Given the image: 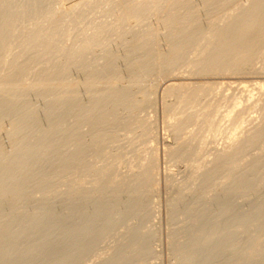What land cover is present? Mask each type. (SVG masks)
Instances as JSON below:
<instances>
[{
  "label": "rangeland",
  "instance_id": "1",
  "mask_svg": "<svg viewBox=\"0 0 264 264\" xmlns=\"http://www.w3.org/2000/svg\"><path fill=\"white\" fill-rule=\"evenodd\" d=\"M24 1V0H23ZM47 1H50L51 2V0H47ZM57 1V2H56ZM61 1V3H62V1H64V0H55V2H54V0H53V2H52V4H50L51 6L53 5V4H55V3H57L56 5H59L58 7H62V5L63 6H65L66 5V3L65 4H63L62 3V5H61V3H59L58 4V2H60ZM96 1V0H95ZM104 2H103V4L104 5H101V3H102V1H98L99 3V5L97 6V8H94V6H91V7H93V9H95L94 11H93V9H92V11L93 12H90V7H89V9L86 11V12H90L91 13V15H93V17H95L96 16V18H95V20L94 21H92V19H91V15H87L88 13H85L86 15V19L88 18V17H90V18H88L87 20H85V21H87V24L86 23H84L85 21H83L82 19H80V23H78L77 21H76V23L79 25V26H81V27H79V26H77V24L76 23H73V20L71 21L73 24H76V27L78 28V29H76V31L78 30V32H76V31H72V33L74 34L75 32H76V34H74V37L72 36V35H70L69 37H71L72 36V38H68V33H70V30H74L75 29V25H73V27L71 26L72 25V23H70V19L68 20V18L66 19H64L65 21H66V23L68 24V25H66L65 23V26H66V28L64 27L63 28V30L64 29H67V26L68 27H70V28H68L67 29V31L66 30H62L63 32L62 33H64L65 34V36H66V32H67V38H68V40L70 41H68L67 40V38L65 39L64 38V36L62 37V39H63V41H62V39L60 40H58V42H57V38L60 36V35H62V33L61 34H59L58 36H57V38L54 36V34H53V36L52 35H49L48 33V36H46V37H50L51 38V36H52V38L54 37V43L56 42V44L58 43L59 44V41H61V42H64V41H66V42H64V44L62 43H60L62 46H60V47H58V46H56V44H54L53 42V45H54V47H56V50L58 49V51H59V48L61 49L62 47L64 48L65 46H67L68 47V49L66 48V49H63L62 50V53L64 52V50H67L66 52H64L63 54H61L60 52H61V50L59 51V55L61 54V56L63 55L64 57L66 56L67 57V54H68V51H69V46L71 45V44H69L68 45V43H72V47H74V48H72L73 50H75L78 46V43H76L78 40H81V39H79V38H77V37H80V38H82L84 35L83 34H85V35H93L92 33H93V31H94V29H97V28H95L96 27V25L95 24H97V23H102L101 25H109L108 27H109V29H107L109 32H110V24L111 23H114V25H116V26H114L113 24V28L115 29V27H119L120 25L119 24H117V23H119V21L117 20L118 19V17H117V15H118V13H117V15L115 14H112V15H110L111 13H109V11L111 12V10H110V8H117L116 6L117 5H119V6H121L122 5V7H124L125 8V5H124V3L127 1V0H111V1H109L108 3H106V0H103ZM123 1V2H122ZM136 1H138V0H136ZM145 1V0H144ZM149 1V0H148ZM190 1V0H189ZM189 1H188V4H187V6L189 5ZM201 1V2H200ZM207 1V0H206ZM205 1V2H206ZM209 1H211V0H208L206 3H207V5L206 6H204L205 4H202L203 3V0H192L190 3H193V4H191L190 6H188L189 8L187 9V6H186V4L184 5V7H186V9L187 10H190L191 11V13H192V10L194 9V8H198V11H199V13L197 12V9H194L193 10V12L196 10V12L195 13H198L197 14V17L195 16L196 14L195 13H192L193 15H194V17H191L190 15H191V13L190 14H188L187 13V15H186V12H187V10H186V12L185 11H183V10H185V8L183 9L181 6H180V8H182V9H180L179 7H177V9L175 8V10L174 11H176V13H178V16L176 15V13H174V11H173V7H171V10L172 11H170V8L168 9V11H170V13H168V11L166 10L165 12H163L162 13V15H160V16H156V15H154L153 13H151V14H153V16L150 18V16H151V14L149 13V20H148V18H145V20H146V22L144 21V17L146 16V17H148L147 15H145L142 19H143V21H142V19L140 20L142 23L144 22V23H146L145 24V26H144V24H142L141 22H137L136 24H135V21H134V23L132 22L133 20L132 19H130L129 21H131V22H129L128 23V21L126 22V23H124L123 25H125V26H123L122 24V27H123V29H125L124 31H123V29L121 30L122 32V34L119 32V31H117V33H113V32H115L114 30L112 31V26H111V31L112 32H110L109 34H111L109 37H110V39H108V41L112 44H110V43H108V45H106L107 43L106 42H108V41H106L105 43V45H102V47L100 46L99 48H105V46L108 48V49H106L105 48V50L104 49H99L98 47H96V48H94L93 50H91L90 52L88 51V55H90L89 57H86V55L84 54V53H79L80 55H81V57L79 56V54L77 55H75V57L77 56H79L80 58H75V57H72L73 59L75 58V60L80 64V67L86 62V63H89L90 62V64L91 65H88L89 67H90V70H89V67H87V66H85V65H87L86 63H85V65H83V66H85V67H87V69L86 68H84L83 66V69L86 71V72H84V70L83 69H80L79 67H78V65H75V63H74V60H72V62H71V60H69V61H67L68 59H66L65 61H62V60H64L61 56H59V60H58V58H57V62L59 63V61H61L59 64H63V63H68V65H66L65 66V69H63L62 71L63 72H61L60 71V69L61 68H63L64 66H62V65H59L57 62H56V60H55V58H56V56H58V55H56V54H54V53H49L48 54V52H45V54H47L46 55V58H45V56H43L44 57V62L41 60V58L39 59V60H41L42 61V64H44V66L45 65H47L46 63L48 62V66H47V68H45L44 66H42L41 65V61H40V64L39 65H41L42 67H40L39 65L38 66H36V64H33L32 63V65H30L32 68H33V70H35L34 72H40L41 70H43V68H44V70L41 72V74H39V73H37V74H35V73H32L31 72V70H30V73H31V77H30V73L28 72V76L26 75L25 77L27 78V79H25L24 78V76H22L25 80H23L21 77H20V79L21 80H23V82L24 83H26V84H24L23 82H21V80H20V82H18V83H20V84H18L17 82V85L16 84H14L13 85V89L11 90L12 92H15V94H17V95H15L14 93H12V94H14V101H13V95L12 94H9V95H11V96H3L2 98H3V102L5 103V101H4V97H7V98H9V99H7V98H5V100H6V103L9 101V100H11V101H13L12 103H11V101H10V107H8L9 105V102H8V104H6V106H5V108L7 107V109L9 110V111H11V109H12V111L10 112V113H13V110H14V106L13 107H11V104H13V103H15L14 105H15V109H17V110H15L14 111V113L13 114H9L8 112V110H6L5 108H4V104L3 103H1L2 102V100L0 101V108L2 109H0L1 111H0V167H1V165H2V169L4 170L5 169V171H7V172H5L6 174H8V175H14V177H17V179L18 178H24V177H26L27 175L29 176V174L31 173V172H33V173H31L30 174V176H32L33 174H34V177L38 174V179H37V181H32L31 182V184L30 185H28V186H26V187H21V189L19 188V190H20V194H22V190H25V191H23V192H25L24 194L25 195H20V199L19 200H17V199H15V198H13V199H11V197H4V200H3V198L1 199L0 198V264H178V263H182V264H264V222H262V221H264V168H262V169H259L257 172H259V173H257L256 172V174H254V176H251V178L253 179H251L250 180V182H252V183H249V186L248 187H246V189L247 188H251L249 191H248V189L246 190L245 188L242 190L239 186H238V177H241V176H244V175H247V172L249 171V168H250V171H251V169H252V165L251 164H254L255 162H257V161H259L260 160V158L262 159V157L264 156V145H262V143L264 144V142H262V143H260V144H258V145H256V146H254V148L252 147V149H257L258 150V148L260 149L262 146V148L263 149H260V152H257L256 153V151H252V149L251 148H249V150L247 149V150H245L244 151V153H247V151L248 152H250V154L252 153L253 155H250V156H247V155H249V153L248 154H244L243 152L241 153V152H239L240 154H241V156L242 157H239L240 156V154L238 153V155L239 156H237L238 158H235V163H237L238 161L237 160H240L238 163L240 164V163H246L245 164V167H246V169L244 168V166H242V167H240V168H242V169H238L239 167L238 166H240L238 163L237 164H235V168H237V169H235V170H237V171H239V173L236 171V172H234L233 171V173H234V175L233 176H235L234 178H231V176L230 177H226V176H222L223 175V171H220L219 172V174H220V176H221V178H223L224 177V180L225 181H227V182H225L227 185H229V184H231L230 186H229V188H228V186L224 183V180L223 179H221L220 178V180H218L219 178V174H218V172L216 171V173L214 174V176H212V174H211V176H209V174H208V167L210 166V164H212L213 165V161H214V166H215V168H216V166L219 164H217V165H215L216 164V160H217V158H216V156L215 155H218L217 153H219V154H221V149H223L225 146H226V144H227V139H229L228 137H234L237 133H239V132H244V130H243V128H238V129H236V127H234L235 126V124L237 125V123L236 122H241V121H239V120H241V119H243V121L245 120L244 118H246L247 120H245V124H244V122H242L244 125L242 126V127H244L245 128V131H246V129H252L251 131V135L253 134V132L256 130L255 128H257L258 126L257 125H259V127H260V124H259V122L262 124L261 125V127H263V124H264V122L262 123V118H263V121H264V109L262 110V112H261V109L263 108V106H264V94H261L262 92L264 93V91H261L260 90V85H259V83L260 84H262V83H264V74H263V72H264V55H262L261 56V58H258V59H260V60H256V62H255V64H254V68L256 69V71L255 72H251L252 74H250V72L249 71H246V73H248L249 72V74H245V72L242 70V72L244 73V74H242L241 73V75H239L240 74V72L239 71H237L236 72V74H238V75H235L234 73H232V71L230 72V73H226L225 74V76H224V74H220L219 76H218V74L219 73H216V75L215 74H213V75H211L210 76V74H209V76L208 75H202V76H199V75H201L200 73H197V71H196V67L192 64L193 63V61H195V60H197L196 58H195V56L197 57V55L196 54H193V52L195 53V51H196V53L197 54H199L198 55V57L200 56V54L201 55H203V56H205V55H207V53H208V50L207 51H205V46H206V44H207V41H208V39L210 38V42H212L213 40L215 41L216 40V38H214L213 36H212V34H215V32H213L216 28H219V29H216V31L218 32H216L217 34H219V31H220V28H221V30L222 29H224V28H226L227 27V25H228V23H231V20L234 18V16L236 15H238L240 12H238V11H241V9H242V7H243V9H245V8H247L250 4H251V0H231V1H229L228 2V0L226 1L228 4L230 3V2H232V3H230L231 5L233 4H235V3H239V5L237 4L236 6L239 8H237L236 6H235V8L234 9H238V11H237V13L235 12L236 10H234L233 8H232V6H230V4H229V6L227 5V3L225 2V3H223L225 0H222V2L220 1V0H214V2L212 1V2H209ZM222 3V5L224 4V6H222L221 4H220V2ZM236 1H238V2H236ZM247 1H249V2H247ZM64 2H66V1H64ZM111 2H114V4L113 3H111ZM117 4H116V3ZM120 2V3H119ZM140 2H142L141 0H140ZM209 2V3H208ZM217 2V3H216ZM46 3V2H45ZM44 3V4H45ZM47 3H49V2H47ZM46 3V4H47ZM75 3V4H74ZM73 4H72V2L68 5H66L67 7H69L70 6V9H69V11L71 10L72 12H73V10L75 11L76 10V8H79L78 7V3L77 2H74ZM76 3H77V5H76ZM106 3V4H105ZM110 3V4H109ZM143 3V2H142ZM212 3H214V4H212ZM215 3L217 4V5H220V6H222V7H226L225 5H227L228 7H227V10H225L226 8H223V10H225L224 11V14H223V16H221L222 15V13L220 14V11H217V9L219 10V8H220V6H217V5H215ZM219 3V4H218ZM249 5H248V4ZM45 4V5H46ZM112 4L114 5L113 7H112ZM121 4V5H120ZM196 4V5H195ZM202 4V5H201ZM211 4V5H210ZM241 4V5H240ZM242 4H243V6H242ZM49 5V4H48ZM56 5H53V7L55 6V7H57ZM73 5H75V6H73ZM96 5H97V1H96ZM100 5H101V7L103 8L104 6L106 7H104L103 8V10H102V8L100 7ZM124 5V6H123ZM199 5H200V7H199ZM244 5L245 6H247V7H244ZM73 6V8H71ZM109 6H110V8H109ZM118 6V7H119ZM201 6H202V8H201ZM208 6V7H207ZM216 6V7H215ZM122 7H119L120 8V12L122 11V13H123V10L124 9H122ZM190 7H193V9L191 10L190 9ZM204 7H205V9H204ZM207 7V8H206ZM212 7V9L215 11V20H214V18L211 16V18L212 19H209L210 17V13L212 14V12L214 13V11L212 10V9H210V8ZM217 7H219V8H217ZM221 7V8H222ZM100 10H99V9ZM108 8H109V11H106V10H108ZM215 8V9H214ZM228 8L231 10H234V12H229V10H228ZM209 10V12H208V10ZM242 9V10H243ZM97 10V11H96ZM102 10V11H101ZM179 10V11H178ZM180 10H181V12H183V13H181L180 12ZM221 10V9H220ZM96 11V12H95ZM200 11H202V12H200ZM205 11V12H204ZM95 12V13H94ZM99 12H101V14L102 13H104L103 15H104V18L102 17H100L101 16V14H99ZM107 12V13H106ZM173 12V13H172ZM209 13L208 15L206 14V15H204L205 13ZM217 12V13H216ZM93 13V14H92ZM96 13H97V15H96ZM167 13V14H166ZM185 13V14H184ZM219 13V14H218ZM228 13L230 14V15H232V17H231V20H229V21H227L228 19H227V15H228ZM98 14H99V16H98ZM108 16H107V15ZM169 14L171 15V16H174L173 14H175V17H178L177 19H176V23H172L171 21L170 22H167V15H168V17H169ZM182 16H181V15ZM200 14V15H199ZM95 15V16H94ZM102 15V16H103ZM110 15V16H109ZM165 15V16H164ZM185 15L186 16H190V18H193L192 20L190 19V22H192L193 21V26L197 23V25H200V26H194V27H192V26H190V22H189V20H187V18L188 17H185ZM192 15V16H193ZM199 15V16H198ZM224 15L226 16L225 17V19H223L224 18ZM234 15V16H233ZM116 16V17H115ZM201 16H202V18H201ZM219 16H221L220 18H222L223 20H225V21H223L222 19H221V21H222V23H221V21H220V18H218ZM97 17H99V18H97ZM157 18L156 20H155V18ZM161 19H160V18ZM164 17H166V18H164ZM209 17V18H208ZM106 18V19H105ZM109 18V19H108ZM115 18V19H114ZM117 18V19H116ZM183 18H184V20H183ZM194 18H195V20H194ZM196 18L200 21V19H201V21L200 22H202V23H200V24H198V20H196ZM207 18H208V20H207ZM218 18V19H217ZM89 19H91V21L92 22H90L89 21ZM99 19H101V20H99ZM102 19H104V20H102ZM112 19V20H111ZM164 19H166V22H167V26H169L168 25V23H170V25H172L171 26V29L169 28V27H167V28H164V27H166V25H164L166 22H163L162 23V21H165ZM182 19V20H181ZM185 19H186V21H185ZM218 21H217V20ZM63 19H62V21H64ZM106 20V21H105ZM162 20V21H161ZM213 21L214 22V24L213 25H211V24H209L208 22L209 21ZM64 21V22H65ZM69 21V22H68ZM98 21V22H97ZM157 21V22H156ZM169 21V20H168ZM182 21V22H181ZM194 21H196L195 22V24H194ZM207 21V22H206ZM216 21H217V23H221V25L220 24H217L216 23ZM220 21V22H219ZM227 21V22H226ZM75 22V21H74ZM90 22V23H89ZM95 24H94V23ZM105 22H108V23H104ZM117 22V23H116ZM164 25H162L161 23ZM178 22V23H177ZM183 22H186V23H184L183 25H182V23ZM188 22V23H187ZM224 22H226V23H224ZM27 23V24H26ZM71 25H70V24ZM81 23H83V24H81ZM92 23V24H91ZM132 23V24H131ZM147 23L149 24L148 26H147ZM207 23V24H206ZM215 23H216V25H215ZM63 24V25H64ZM81 24V25H80ZM86 24V26H84ZM88 24H90V27L92 28V33L91 32H89L88 30L89 29H91L90 27H89V25ZM94 24V25H93ZM135 24V25H134ZM142 24V25H141ZM152 24V25H151ZM178 24H181V26L182 27H180V25H178ZM185 24H188V25H186V27H192V29H189L190 31L188 32V29L187 28H185L184 26H185ZM209 24V25H208ZM223 24H226V25H223ZM22 25V28H23V26L24 25H26L25 27H27L28 28V26L27 25H30V23L28 24V22H24V24H21ZM87 25H88V27H87ZM92 25L93 26H95L94 27V29H93V27H92ZM98 25H100V24H97V27H98ZM119 25V26H118ZM131 25V26H130ZM138 25V26H137ZM139 25H140V27H139ZM154 25V26H153ZM217 25H218V27H217ZM136 26V27H135ZM176 26H178V27H176ZM203 26V27H202ZM205 26V27H204ZM206 26H207V28L208 27H210V28H206ZM216 27V28H214L213 29V27ZM224 27V28H222V27ZM24 27V28H25ZM30 27V26H29ZM83 27H87L86 29H87V32H86V29H84ZM106 27V26H105ZM107 27V28H108ZM134 27V28H133ZM146 27V28H145ZM152 27V28H151ZM173 27V28H172ZM184 27V28H183ZM195 27H196V31H201L202 29H205L204 30V32H203V30L201 31L202 33H200V32H198L199 33V35L198 34H196V31L194 30L195 29ZM198 27V28H197ZM200 27H202V29H200L199 30V28ZM83 30H82V29ZM136 28V29H135ZM139 30H138V29ZM144 28V29H143ZM149 28H151V29H149ZM153 28H154V30L156 31H154L153 30ZM159 28V29H158ZM168 28H169V30H170V32L172 31V30H174L175 28H176V30H175V32L174 31H172V32H174V34H171V33H169L167 30H168ZM181 28V29H180ZM185 30H183V29ZM20 29H21V26H20ZM79 29H81V31H79ZM118 29V28H117ZM129 29V30H128ZM132 29V30H131ZM145 29L146 30H148L150 33H151V36H152V34L154 35V33H152L153 31L156 33V35H154V37H153V39H151V41L150 42H153V44H154V42L156 41L157 42V40H158V42L156 43V45L154 44V46H155V49H151V48H154V46L153 45H150V42L148 41V40H145V38L147 39L148 38V36L146 37V35H149V38L151 37L150 36V34H146L145 36L143 35V34H145L146 32H148V31H145ZM167 29V30H166ZM179 31H178V30ZM187 29V30H186ZM213 29V30H212ZM106 30V29H105ZM131 30V31H130ZM138 30V31H137ZM142 30H144L143 32H141ZM151 30H152V32H151ZM161 30V32H159ZM182 30L184 31V32H182ZM82 31H85L84 33L82 32ZM135 31H136V33H135ZM139 31L142 33H139ZM158 31V32H157ZM163 31H164V33H163ZM187 31V33L189 34V35H187L185 32ZM195 31V32H194ZM209 31V33H207ZM96 32V33H95ZM95 32H94V35L95 34H97V30H95ZM119 32V33H118ZM125 32V33H124ZM166 32H168L169 33V35L171 34V36H168V37H170V40H168L169 38H167V34H166ZM177 32H179V34L177 33ZM180 32L182 33V35H183V33H185L184 34V36H180L181 34H180ZM192 32H194V35L196 34V36H197V40H195L196 38V36H192V38H194V40H192V43H194V41H196V42H198V43H194V44H192L193 46V48L194 49H196L195 51H194V49L191 47V44L189 43H186V40H184L185 38H186V36H190V35H192ZM207 33V34H205V35H201V34H204V33ZM210 32H212V34H211V36L210 37H208V36H206V35H210ZM79 33H82V34H79ZM106 33H108L107 31H106ZM127 33H129V34H127ZM131 33V34H130ZM159 35H158V34ZM163 33V34H162ZM176 33L178 34V36L180 37H178L177 35H176ZM71 34V33H70ZM77 34H79V35H83V36H77ZM119 34V35H118ZM120 34H121V36H120ZM123 34H125V35H127L126 37H125V39H124V35ZM135 34H137L138 35V37H136V35ZM140 34H141V36H140ZM217 34H215L216 36H217ZM123 35V36H122ZM131 35H132V37H131ZM76 36V37H75ZM108 36H107V38H108ZM115 36V37H114ZM118 36V37H117ZM155 36H157V37H155ZM173 36V37H172ZM203 36V37H202ZM207 37V39H206V41H205V38ZM120 37V38H119ZM134 37V38H133ZM140 37H141V41L139 40L140 39ZM144 37V38H143ZM164 37V38H163ZM174 37H178L180 40H173V39H175ZM198 37H201L200 39H198ZM205 37V38H204ZM211 37H212V39H211ZM49 38V39H50ZM59 38H61V36L59 37ZM115 38V39H114ZM117 38V39H116ZM128 38V39H127ZM130 38V39H129ZM137 38H138V40H137ZM142 38L146 41V43H145V41L143 42V40H142ZM155 38V39H154ZM184 38V39H183ZM189 38H191V36L190 37H188L187 39H189ZM16 39H17V36H16ZM15 38H14V41L16 40ZM22 39V40H21ZM72 39V40H71ZM73 39H78L76 42H74L73 41ZM135 39H136V42H140V44H139V46H138V43H137V45H136V42H135V45H134V41H135ZM202 39V41H203V43L201 44L200 42H202V41H200ZM204 39V40H203ZM113 40V41H112ZM114 40H117V42H115ZM121 40V41H120ZM152 40H154V41H152ZM168 40V41H167ZM199 40V41H198ZM13 41V40H12ZM11 41V42H12ZM68 41V42H67ZM133 41V42H132ZM213 41V42H214ZM217 41V40H216ZM21 42H23V38H21V37H19L16 41H15V43L13 42L12 43V49L13 50H15V51H18V49H16V48H18V46H21ZM79 42V41H78ZM123 44H122V43ZM127 42V43H126ZM147 42H149L148 43V45L151 47H149L148 45L147 46H145L146 44H147ZM168 44H167V43ZM169 42H171L172 44H174V45H177V44H175V43H179L181 46L182 45H184V46H182V47H185L184 48V50L186 51L187 49H186V46L185 45H187L188 44V46H189V52H191L192 51V49H193V52L192 53H189V55L191 54H193V58H187V56H188V53L187 54H185V55H183V56H186V58H182V61H180L181 62V64H180V62L177 64L178 65V67H179V65H180V67L179 68H177L176 66H174L173 68H166V67H164V66H162L161 64H160V61L158 60L157 61V59L156 60H154L153 58L152 59H150L148 56H147V54H148V52H147V49H149L150 51H149V53L150 54H152L153 56H154V54H159L160 52L162 53V54H165V55H167V54H169V52L172 50V48H173V46H172V44H171V46H170V49H169ZM204 42L206 43L205 44V46H204ZM208 43L209 45H210V47H211V49L209 50V52H211L212 51V45H211V43ZM67 43V44H66ZM74 43L75 44H77L76 46H74ZM131 43V45L129 46V44ZM143 43H145V44H143ZM165 43V44H164ZM184 43V44H183ZM186 43V44H185ZM202 45H200V44ZM215 43L216 42H214V44L213 45H215ZM178 44V45H179ZM197 44H199V45H197ZM207 44V45H208ZM122 45V46H121ZM127 45V46H126ZM142 45H144L143 47H142ZM208 45V46H209ZM104 46V47H103ZM137 47V49L136 48H134V47ZM141 46V47H140ZM159 46V47H158ZM166 46V47H165ZM196 46V47H195ZM127 47V48H126ZM130 47V48H129ZM146 47V48H145ZM156 47H158L157 49L158 50H160L159 51V53L157 52V50H156ZM201 47V48H200ZM203 47H204V51H205V55L204 54H202L204 51H203ZM207 47V46H206ZM98 48V49H97ZM133 48V49H132ZM138 48H141V49H139L138 50ZM160 48V49H159ZM201 49L202 51H200V50H198V49ZM207 48H209V47H207ZM206 48V49H207ZM163 49V50H162ZM13 50H12V52H13ZM21 50V47L19 48V51L18 52H16V54L17 53H19V52H21L20 51ZM96 50H98L97 52H96ZM108 50V51H107ZM136 50H138V51H136ZM152 50H154V51H152ZM155 50H156V52H155ZM15 51H14V55H15ZM70 51H72V50H70ZM94 52L93 54L91 53V52ZM102 51H104V52H102ZM112 51V52H111ZM143 51V52H142ZM152 51V52H151ZM198 51H199V53H198ZM114 52V53H113ZM135 52V53H134ZM146 52H147V54H146ZM168 52V53H167ZM201 52V53H200ZM207 52V53H206ZM91 53V54H90ZM126 53V54H125ZM43 54V53H42ZM41 54V55H42ZM51 54V55H50ZM53 54V55H52ZM65 54V55H64ZM85 55L84 56V58H82V56L83 55ZM95 54V55H94ZM102 56H101V55ZM106 54V55H105ZM109 54V55H108ZM110 54H114V56H112V55H110ZM117 54V55H116ZM131 56H130V55ZM264 54V53H263ZM38 56V58L39 57H42V56ZM44 55V54H43ZM48 55H50V57L48 56ZM56 55V56H55ZM87 55V56H88ZM93 55V56H92ZM116 55V56H115ZM129 55V56H128ZM150 56V57H153V56ZM191 55H190V57H191ZM53 56V57H52ZM137 56V57H136ZM140 56V57H139ZM143 58H142V57ZM49 57V58H48ZM60 57H61V59H60ZM94 57H96V58H94ZM100 57V58H99ZM139 57V58H138ZM189 57V56H188ZM197 57V58H198ZM263 57V58H262ZM12 57H10V59H11ZM52 58H54V59H52ZM87 58H89L88 60H87ZM119 58V59H118ZM137 58V59H136ZM195 58V59H194ZM47 59H49L48 61H47ZM80 59H82V60H84L83 61V64L81 65V63H80ZM99 59V60H98ZM111 59V60H110ZM116 59H118V60H116ZM134 61H133V60ZM188 61V60H192L191 62L192 63H189L190 61H186V60ZM194 59V60H193ZM262 59V60H261ZM27 60V59H26ZM51 60H52V62H54L55 61V63L58 65V66H60V67H58V66H56V67H58L57 68V70H55L56 68H54L53 69V65H52V63H51ZM80 60V61H79ZM91 60V61H90ZM98 60V61H97ZM107 60H110V62L109 61H107ZM140 60H143V62L144 63H142V61H140ZM149 60V61H148ZM89 61V62H88ZM96 61V62H95ZM129 61H131V62H129ZM136 61V62H135ZM152 61H154V62H152ZM261 61V62H260ZM22 62V61H21ZM70 62H71V65H70ZM82 62V61H81ZM92 62V63H91ZM115 62V63H114ZM126 62V63H125ZM147 62H149V63H147ZM156 62H158V63H156ZM182 62H184L183 64H182ZM185 62H187V63H185ZM35 63H37L38 64V62H35ZM49 63H51L50 65H51V67H52V69L53 70H55V71H53L52 69H51V67H50V65H49ZM54 63V65H56ZM78 63H76V64H78ZM97 63H98V65H97ZM100 63V64H99ZM107 63H109L110 65L108 66L107 65ZM114 63V64H113ZM134 63V64H133ZM136 63V64H135ZM141 63V64H140ZM151 63H154V65L153 64H151ZM258 63V64H257ZM113 64V65H112ZM119 64V65H118ZM142 64H145V65H142ZM156 64H158V65H156ZM187 64V65H186ZM65 65V64H64ZM73 65H75V68H74V66ZM92 65L94 66V67H92ZM97 65V66H96ZM99 65H101V66H99ZM131 65V66H130ZM134 65H136L135 67H134ZM140 65V66H139ZM142 65V66H141ZM147 65V66H146ZM150 65H152L153 66V69L152 70H149V71H146V70H148L149 68L151 69L152 67L150 66ZM191 65V66H194V68H189V66ZM29 66V69L31 68ZM33 66H36V68H42L41 70L40 69H34V67ZM72 66H73V68H72ZM76 66L78 67V69L76 68ZM143 66L145 67V71H144V68H143ZM150 66V67H149ZM157 66V67H156ZM160 66H162V68L160 67ZM49 67V68H48ZM66 67H69L70 69H71V72L70 71H68L69 70V68H68V70H67V68ZM81 67V68H82ZM98 67V68H97ZM101 67L103 68V69H101ZM108 67V68H107ZM134 67V68H133ZM143 68V69H141V68ZM164 67V68H163ZM182 67V69H183V72L181 71V68ZM186 67V68H185ZM31 68V69H32ZM96 68V69H95ZM140 68V69H139ZM184 68H185V70H184ZM187 68H189L188 70H187ZM259 68H262L263 69V72H261L262 71V69H259ZM45 69H47V71L45 70ZM50 69V71H48ZM94 69V70H93ZM131 69V70H130ZM138 69V70H137ZM158 69H159V71H158ZM164 69H166V70H164ZM168 69H169V71H168ZM172 69V70H171ZM176 69H177V71H176ZM32 70V71H33ZM40 70V71H39ZM58 70H59V72H58ZM75 70V71H74ZM78 70V71H77ZM83 70V71H82ZM91 70H93L92 72H91ZM96 70V71H95ZM127 70V71H126ZM161 70V71H160ZM170 70L171 71H174L175 70V73L174 72H170ZM196 72H195V71ZM258 70L261 72H259L258 73ZM7 70L5 69V71L3 72L5 75L7 74V72L9 73V70L6 72ZM51 71H53V72H51ZM56 71L59 73V75H61L62 73H63V79H62V76H61V80L63 81H66L65 83H64V81L62 82L65 86H66V88H68L67 86H71L72 84L71 83H74V84H76V85H72V87H73V89L75 88L76 90L75 91H77V92H75L73 89H72V91H74V92H70V90H71V87H69V90H63V89H65V86H63L62 85V83L61 84H59L60 82H61V80L59 79V75L57 76V77H55V74L57 75L58 73H56ZM70 72V74L68 73V72ZM112 71V72H111ZM123 71H124V73H123ZM129 71H131V72H129ZM142 71V72H141ZM151 71V72H150ZM154 71V72H153ZM165 71V72H164ZM192 71V72H191ZM193 71H194V73H197V75L196 74H193ZM6 72V73H5ZM50 73L49 75H51V77H52V75H53V73H55L54 74V79H53V77L51 78L49 75H47L48 73ZM64 72H66L67 74H69L70 76H71V78H69V75H68V79H70L71 80V82L69 81V80H67V78L65 77V75L64 74H66V73H64ZM80 72H83V73H80ZM89 72H91V73H89ZM104 72H105V74H104ZM121 72V73H120ZM136 72V73H135ZM145 72V73H144ZM148 72V73H147ZM164 72V73H163ZM179 72V73H178ZM184 74V75H181L182 73ZM186 72H190L192 75H190V73L188 74V73H186ZM108 73V74H107ZM120 73V74H119ZM132 73H134V74H132ZM138 73V74H137ZM151 73V74H150ZM156 73H157V75H156ZM187 74V76H186V74ZM253 73H256V74H253ZM42 74H43V76H44V74H46L47 76H49L48 77V79L46 80V81H48L47 83H48V85H47V83H45L46 85H47V87H45L46 85L44 84V86H42L43 85V83L40 81L41 79H40V77L42 76ZM66 74V75H67ZM89 74V75H88ZM95 74H96V76H95ZM101 74H102V77H101ZM104 74V75H103ZM111 74V78H110V75ZM112 74H114V75H112ZM144 74V75H143ZM146 74H148L147 75V77H146ZM159 74H160V76H159ZM163 74V75H162ZM168 74V75H167ZM170 74V75H169ZM177 74H179V76H177ZM230 74V75H229ZM233 74V75H232ZM34 75H36L37 77L39 76V75H41V76H39L38 78L36 77V76H34ZM45 75V76H46ZM82 75V76H81ZM122 75V76H121ZM134 75V76H133ZM141 75V76H140ZM171 75H172V77H171ZM181 75V76H180ZM246 75V76H245ZM74 76V77H73ZM99 76V77H98ZM108 76V77H107ZM113 76V77H112ZM121 76V77H120ZM138 76L139 77H141V78H138ZM149 76V77H148ZM153 76V77H152ZM189 76H190V78H189ZM204 76V77H203ZM213 76V77H212ZM235 76V77H234ZM33 77H34V80H35V78H36V81L35 82H29L28 80H29V78H30V80L32 79V81H34L33 80ZM129 77V78H128ZM145 77V78H144ZM175 77V78H174ZM56 78V79H55ZM96 78V79H95ZM113 78V79H112ZM115 78H118L119 80H117L116 79V81H115ZM127 78V79H126ZM135 78V79H134ZM159 78V79H158ZM214 78V79H213ZM39 79V81H40V83L41 84H37L38 83V80ZM57 79H59V80H57ZM66 79V80H65ZM106 79V80H105ZM110 79V80H109ZM125 80V81H123V80ZM129 79H130V81H129ZM157 79V80H156ZM188 79V80H187ZM27 80V81H26ZM50 80H52V82L50 83ZM55 80L57 81V82H59V83H57V84H53L54 82H55ZM76 80V81H75ZM98 80H100V81H98ZM104 80H105V82H104ZM113 80V81H112ZM159 80V81H158ZM42 81H45V80H42ZM45 81V82H46ZM136 81V82H135ZM29 82V83H28ZM67 82H70V84L69 83H67ZM89 82V83H88ZM100 82V83H99ZM116 82V83H115ZM159 82V83H158ZM174 82H177V84L176 85H181L180 83H183V85L185 86L187 83L189 84V83H191V84H189V85H191L190 87H187V88H189V89H186V87L184 88L185 89V91L187 92L186 94L185 93H183L184 92V90H180V92L181 91H183V92H181V93H179V91H177L176 93H171L170 94V85H173V83ZM204 82H206L207 84L208 83H211L212 84V86H210L211 84H209V85H203V84H205ZM22 83V84H21ZM67 83V84H66ZM125 83V84H124ZM140 83V84H139ZM198 83H200L199 85L200 86H205V87H203V91H202V89H201V87L200 88H198ZM219 83H221L220 84V86L221 85H223V86H221V88L220 89H222V90H219ZM223 83V84H222ZM228 83V84H227ZM235 85H234V84ZM60 85V87H62V88H60L62 91V93H63V91L66 93H68V95H67V98L65 97V93H63L62 95L65 97V100H67V102H65L64 100H62V99H64V97H61V95L59 94H57L56 95V93L55 92H59L60 93V91H58L57 89H56V87L55 86H58L59 87V85ZM79 84V85H78ZM90 84V85H89ZM107 84V85H106ZM109 84V85H108ZM111 84V85H110ZM127 84V85H126ZM129 84V85H128ZM132 84V85H131ZM175 84V83H174ZM186 85V86H189V85ZM194 84V85H193ZM214 84V85H213ZM218 84V85H217ZM225 84H227V85H225ZM241 84V85H240ZM245 84V85H244ZM24 85V86H23ZM82 85V86H81ZM89 85V86H88ZM133 85H135V86H133ZM152 85V86H151ZM157 85V86H156ZM239 85V86H238ZM16 86H17V88H18V91H17V88H16ZM21 86H23V87H26V88H23V87H21ZM33 86V89H29V88H31ZM34 86H38L37 88H38V90L39 89H41V88H43L44 87V90H40V93L39 92H36V91H38L37 89H36V91H35V87ZM40 86H42V87H40ZM48 86L50 87V88H52V86H53V88L55 87V90H57V91H55L54 90V93H55V95H56V97L54 96L53 97V95L51 96L50 94L53 92L52 91V89H50V88H48ZM96 86H97V88H96ZM121 86V87H120ZM169 86V87H168ZM192 86L194 87V88H198V89H200L202 92H205V90H209L211 93H209V95L207 94L206 95V93H208L207 91H206V93H205V95L200 91H198L197 90V88H196V90L197 91H195L194 90V88H193V90L195 91V93H196V95H197V97H198V95L200 96V98L201 99H199V98H197L196 97V95L194 94V93H192L193 91H191L192 90ZM231 86V87H230ZM237 86V87H236ZM248 86V87H247ZM250 86V87H249ZM23 88L22 89V91L24 92H22L21 91V88ZM27 87H29V88H27ZM40 87V88H39ZM57 87V88H58ZM93 87H94V89H93ZM113 87V88H112ZM126 87V88H125ZM129 87V88H128ZM134 87V88H133ZM155 87V88H154ZM207 87H211L212 89L210 90V89H208ZM241 87V88H240ZM16 88V89H15ZM20 88V89H19ZM45 88H47V89H50L51 91H50V93L48 92V91H45L46 89ZM78 88V89H77ZM101 88H104V89H101ZM107 88V89H106ZM127 88L129 89V91L127 92V93H129L130 92V96L132 97H134V95H136L135 96V98L134 99H138L137 101H139V103H142V101H143V103L141 104L142 106L143 105H145V106H139L140 104L138 103V102H135L134 101V99L133 100H131V101H133V102H131V104L132 105H134V103H135V105H136V107L137 106H139V108L140 109H138V108H136L135 106H134V108H136V109H138V111H136V109L135 110H133V112H131L132 110L131 109H133L132 108V106H131V104L130 105H128L127 104V102L128 103H130L129 101V99H130V96H129V94H128V96H129V99H128V101H127V99H125L124 101H123V99H124V97H123V95L125 94H127L126 92H125V90L123 91V89H126V91H127ZM149 88V89H148ZM204 88H206V89H204ZM226 88V89H225ZM26 89H28V91L26 90ZM59 89V88H58ZM92 89H93V91H92ZM112 89H113V91H112ZM148 91H147V90ZM167 89V90H166ZM169 89V90H168ZM191 89V90H190ZM225 89V90H224ZM228 89V90H227ZM16 90V91H15ZM104 90V91H103ZM215 90V91H214ZM220 91V92H218V91ZM231 90V91H230ZM19 91H20V95L23 93V95L25 94L27 97L25 98V96H23V97H21L20 98V95L18 96V94H19ZM31 91V92H30ZM33 91H35V93L33 92ZM48 92V94L49 95H47L45 92ZM115 91V92H114ZM119 91H121V93H122V91H123V93L121 94ZM150 91V92H149ZM189 91H190V93L192 94V95H194V97L193 96H191V94L189 93ZM225 91H227V92H225ZM260 91H261V93H260ZM18 92V93H17ZM29 94H28V93ZM42 92H44V93H42ZM69 92L71 93V94H69ZM92 92V93H91ZM137 92V93H136ZM199 92V94H197ZM214 92V93H213ZM216 92V93H215ZM222 92V93H221ZM223 92H225V93H223ZM231 92H232V94H231ZM235 92V93H234ZM11 93V92H10ZM53 93V94H54ZM76 93V94H75ZM106 95H105V94ZM146 93V94H145ZM155 93V94H154ZM202 93V95H200ZM214 94V96H213V94ZM219 94V96L221 97H219L218 96V94ZM221 93V94H220ZM227 93V94H226ZM234 93V94H233ZM238 93V94H237ZM35 94V95H34ZM38 94H40V96H38ZM42 94H44L43 96H42ZM74 94L76 95V97H73L74 96ZM80 94H81V96H80ZM87 94H89V95H87ZM90 94H91V96H90ZM113 94H115V95H113ZM119 94V95H118ZM132 94V95H131ZM154 94V95H153ZM165 94L167 95V96H165ZM177 95V97H175V95ZM181 94H183L182 96L183 97H186L188 100H186V98H179L180 96H181ZM212 94V95H211ZM226 94V96H228L229 97V99H228V97H224L223 95H225ZM260 94H261V97H260ZM71 95H73L72 96V98H71ZM122 96L123 97V99L121 98V96H120V98H121V100L118 102V104H116L117 102L116 101H118L117 99H118V96ZM140 95V96H139ZM172 95H174V96H172ZM180 95V96H179ZM186 95V96H185ZM187 95L189 96V97H187ZM210 95L212 96L211 98H210ZM238 95V96H237ZM16 96H18V97H16ZM32 96V97H31ZM71 98H69V97ZM96 96V97H95ZM101 96V97H100ZM116 96H117V99H115L116 98ZM127 96V95H126ZM128 96L127 97H125V98H128ZM139 98H138V97ZM179 96V97H178ZM192 97V99L194 98L195 99V97H196V99H198V100H201V101H196V99H195V101H194V99L193 100H191V97ZM203 96H204V100H203ZM207 96H208V98H207ZM234 98H236V99H234ZM237 96V97H236ZM11 97V98H10ZM49 97V98H48ZM52 97V98H51ZM90 97V98H89ZM100 97V98H99ZM104 97V98H103ZM114 97V98H113ZM132 97V98H133ZM147 97V98H146ZM175 97V98H174ZM205 97H206V100H208L207 102H206V100H205ZM215 97L217 98V99H215ZM234 99H232V98ZM261 99H263L262 100V104H263V106H258L259 105V103H261V100H260V98ZM263 97V98H262ZM1 98V96H0V99H2ZM17 98V99H16ZM19 98V99H18ZM23 98H25V100L23 99ZM44 98V99H43ZM56 99L55 101H54V99ZM59 98V99H58ZM62 98V99H61ZM74 98V99H73ZM77 98V99H76ZM101 98H102V100H101ZM119 98V99H120ZM131 98V99H132ZM167 98V99H166ZM172 98V99H171ZM177 98H179L178 100H177ZM214 98V99H213ZM220 99V102L218 101L219 99ZM224 98V99H223ZM23 99V100H22ZM32 99V100H31ZM53 101H52V100ZM60 99L62 100V101H64L63 103L60 101ZM106 99V100H105ZM110 99V101H114V103L117 105L116 106V108L117 107H121L120 109L118 108V109H116V108H113V107H110L109 106V102L110 101H108ZM140 99V100H139ZM150 100V101H152V102H150V101H148V100ZM169 99H170V101H169ZM183 99V100H182ZM187 101V102H191L192 101V103L191 104H189L188 103V105H190L189 107H191V105H193L194 106V104H197L198 105V103L199 102H202V101H204L203 102V104H205V105H203V104H199L198 105V107L199 106H202V107H197V105H195L198 109V111L200 110V108H202L200 111H199V113L200 112H205L206 113V110H207V108L205 107V109L206 110H204V106H208V102L210 101L211 103L210 104H213V102L214 101H216L217 100V103H215L217 106H218V104L219 103H221V104H223L222 102H225L223 105H219L218 107V110H219V112L221 113V114H223V118H222V115L217 111V106L215 107L216 108V112L218 113H216L215 114V110H213L214 109V107H213V105H212V107H211V105L208 107L209 108V110L210 109H212V113L211 112H209L208 111V113L210 114V115H212L213 113V115L215 116V121L213 120L214 118V116L212 115V117L211 118H208V119H206V121L208 120L209 122H211V121H213V122H215L214 123V125L217 123V120H218V122L220 121L219 120V118L221 119V121H220V123H217L218 125H216V126H214L213 125V123H211L212 125V127L208 124V123H206V124H200V121L202 120H204V119H201V115H203V114H198L197 113V111H196V107H195V109H194V111H193V107H191L190 109L189 108H187V110H185V108L186 107H183V106H185V104L183 105V101H185V100ZM210 99V100H209ZM212 99L214 100L213 102H212ZM223 99V100H222ZM225 99H226V101H225ZM259 99V100H258ZM8 100V101H7ZM16 100H17V102H16ZM20 100H22V104L20 103L21 101ZM58 100L61 102V103H59L58 102ZM80 100H81V102H80ZM94 100V101H93ZM96 100H98V101H96ZM116 100V101H115ZM177 100V101H176ZM190 100V101H189ZM221 100H222V102H221ZM231 100H232V104H233V101H234V103L235 102H237V103H239L240 105V107H239V109H237L236 110V112L234 113L236 116H234L235 117V119L236 118H238V119H234V117L233 118H231V119H229V121H228V119H224V115L226 114L225 112H227L226 110L228 109V108H230L231 109V107L233 106V105H230V103H231ZM25 101H27L26 103L27 104H29V105H26V103H25ZM69 101V102H68ZM100 101H102V102H100ZM107 101V102H106ZM123 101V102H122ZM168 101V102H167ZM185 101V102H186ZM228 101V102H227ZM253 101L255 102V101H258L259 103H258V105H257V103L255 102V104L253 103ZM20 103V105L22 106L23 104V106H22V108H21V110H18V109H20V108H18V107H21L20 105H18L19 103ZM34 104H33V103ZM57 102L59 103V106H60V110H58L57 109V112H55L56 110V107L58 106V104H57ZM83 102V103H82ZM89 102V103H88ZM93 102V103H92ZM94 102H96V104H97V102H98V104L97 105H95L94 104ZM111 102V103H112ZM124 102H125V106L123 105L124 104ZM168 104H167V103ZM173 102H174V104H173ZM176 102V103H175ZM184 102V103H185ZM187 102H186V105H187ZM193 102H195V103H193ZM198 102V103H197ZM219 102V103H218ZM227 102V103H226ZM230 102V103H229ZM253 103V104H251L250 105V103ZM16 103H17V105L18 106H16ZM51 105H50V104ZM54 103H56V104H54ZM82 103V104H81ZM99 103H100V106H98L99 105ZM101 103H102V105L104 104V103H108L106 106H105V104H104V107L106 108L107 106V109L108 108H110V109H108V110H106L105 108H102L103 106L101 105ZM110 103V104H111ZM120 103V104H119ZM123 103V104H122ZM137 103L139 104V105H137ZM148 103V104H147ZM172 103V108H173V105H174V108H177V110L179 109V107H177V106H181V107H183L184 108V110H182V109H180L181 111H177L176 109V113H174V114H172L173 112H175V111H173V109H171L172 110V112H171V110L169 111V108L171 107L170 106V104ZM182 103V104H181ZM245 103H246V105H245ZM252 107H254V108H252V110L251 109H248L247 108V106L248 107H250L248 104ZM31 104V105H30ZM53 104V105H52ZM61 104H63V105H65L66 104V106H61ZM81 104V105H80ZM92 104H94V105H92ZM115 104L113 105V104H111V105H113L114 107H115ZM156 104V105H155ZM225 104H226V106H225ZM2 105H3V108H2ZM34 105V106H33ZM56 107H55V106ZM69 105V106H68ZM120 105H122V106H120ZM127 105V106H126ZM166 105H169V108L166 106ZM187 105V106H188ZM243 105H245V106H243ZM261 105V104H260ZM27 107V112H26V108H23V107ZM58 106V107H59ZM91 106H93L94 108H92ZM97 106V108H95ZM128 106H131V107H128ZM176 106V107H175ZM215 106V105H214ZM230 106V107H229ZM255 106H257L258 108H256ZM30 107V108H29ZM49 107V108H48ZM52 107V108H51ZM57 107V108H58ZM61 107H62V109H61ZM69 107V108H68ZM101 107V111H99L100 113L103 111L102 109H105L104 111H106V113L103 111L102 113H103V115H104V113H105V115L107 116L108 114H109V112L111 111V112H113L114 114H116L117 115V117L118 118H120V120L119 119H117L118 121V123H120L119 125H117L118 123L117 122H112V120H109V119H113V120H116L115 119V117L113 118V116L111 117V115L109 116V119H107V120H109L110 122H112L111 124L109 123V121H107V120H105L106 118H104V119H102L101 117H100V115H102V113L100 114V113H98L95 109H98V108H100ZM149 107V108H148ZM153 107V108H152ZM157 107V108H156ZM164 107H166L168 110H166V108H164ZM180 107V108H181ZM223 107V108H222ZM241 107H243V110H245V109H247V111H245V113H244V116H243V114H242V116H239L238 114L240 113V110H241ZM246 107V108H245ZM250 107V108H251ZM36 108V109H35ZM112 108H113V110H112ZM125 108H127V110L129 111V112H131L133 115H131V113H129ZM131 108V109H130ZM144 108V109H143ZM152 108V109H151ZM156 108V109H155ZM245 108V109H244ZM256 108V109H255ZM261 108V109H260ZM28 109H30L29 111H28ZM41 109V110H40ZM50 111H49V110ZM84 109H85V111H84ZM92 109H94L93 110V112L94 111H96V115L95 116H98L99 114V117L102 119V120H100V118L99 117H95L93 114V116H89L90 118H88L87 119V115H86V113L87 114H91V112L90 111H92ZM142 109V110H141ZM146 109V110H145ZM149 109V110H148ZM190 111H189V110ZM226 109V110H225ZM258 109V110H257ZM23 110H25V111H23ZM33 110V111H32ZM53 110V112H51ZM83 110V111H82ZM89 110V111H88ZM110 110V111H109ZM116 112H115V111ZM120 110V111H119ZM122 110V111H121ZM125 110H126V112H125ZM143 110H145L144 112H143ZM155 111V113H152V112H154ZM165 110V111H164ZM204 110V111H203ZM223 110V111H222ZM241 111V112H244V111ZM3 111V112H2ZM20 113H18V112ZM31 111V112H30ZM49 111V112H48ZM59 111V112H58ZM109 111V112H108ZM143 113H142V112ZM167 111H169V115L170 116H167L166 114H165V112H167ZM182 111H184L183 113V115H187L188 114V112H186V111H189V112H191V113H193V116H192V114L190 115V116H192L193 118H192V120L194 119V118H196L197 120V122L199 123V126L201 127H206L205 125H209V127H208V125H207V128H208V130H210L211 129V131L212 130H215L216 128H217V126L219 127V124H220V126H221V124H223V123H225L224 125H223V127L221 126V128H223V129H221L220 131V133H219V131H218V134L215 136V134H216V130H219V128H217L215 131H212V135L210 134V132L211 131H205V130H207V128L206 129H204V131L206 132V134H204V133H202V131H203V129L201 128V132L199 131V132H197V130L200 128L199 126H198V123L195 121V123H197V125L196 126H191V125H193V124H195L194 122H193V124H191L192 122V120H191V118H190V116L188 117V115L190 114H188L187 115V117L188 118H190V120L191 121H189L188 122V124L191 126V127H189V128H187V127H185V126H183V127H185V129L187 128V130L186 131H188L187 132V134L186 135H183V136H185V137H187L186 138V141H185V138H182V134L184 133V130L182 131V130H180L181 132H182V134L180 133H177L182 139H184V141L185 142H179V140H180V137H178V135L177 134H174V135H177L176 137H173L172 135H173V129L169 126V125H171V126H174V125H176V124H178L177 123V121L178 120H183V117H185V116H179V114L180 113H178V112H181V114H182ZM193 111V112H192ZM211 111V110H210ZM249 111V112H248ZM260 111V112H259ZM2 112V113H1ZM23 112V114H26V115H28L27 117H28V119H27V117H26V115H23V114H21ZM25 112V113H24ZM30 112V113H29ZM44 112V113H43ZM46 112H48V113H46ZM89 112V113H88ZM117 112H119L118 114H117ZM124 114H123V113ZM129 114H128V113ZM151 112V113H150ZM186 112V113H185ZM198 114H196V113ZM246 112H248L247 114H246ZM32 113V114H31ZM81 113V114H80ZM85 113V115H83ZM98 113V114H97ZM108 113V114H107ZM139 113H140V115H139ZM147 113H149V114H147ZM171 113V114H170ZM236 113H238V114H236ZM2 114V115H1ZM15 114V115H14ZM30 114L32 115V116H30ZM57 114V115H56ZM78 114H79V116H78ZM113 114V115H114ZM120 114V115H119ZM137 114H138V116L139 117H137ZM164 114H165V116H164ZM220 114V115H219ZM261 116H263V117H261ZM263 114V115H262ZM18 115V116H17ZM21 115H22V117H21ZM38 115V116H37ZM66 115V116H65ZM83 115V116H82ZM103 115H102V117H103ZM115 115V116H116ZM124 115V116H123ZM126 115V116H125ZM147 115V116H146ZM150 115V116H149ZM155 115V116H154ZM175 115V116H174ZM206 115H208V114H204V116H206ZM217 115H219V116H221V117H219V116H217ZM240 115H241V113H240ZM5 116H6V118H5ZM20 116V117H19ZM25 116V117H24ZM58 116V118H56ZM85 116V117H84ZM195 116H200V118L198 117H195ZM204 116H202L203 118H204ZM209 116V115H208ZM246 116V117H245ZM248 116V117H247ZM261 118H260V117ZM17 117H19L20 119H23L22 120V122L25 120V118L28 120V122H27V120L24 122V126L25 127H28V123H29V121L32 123V124H30L29 125V129H31L32 128V126H33V131H31L30 130V132L31 133H26V132H29V131H26V130H24V129H26L25 127H23V129H21L20 127H21V125L23 124L22 122H21V120H18L17 119ZM32 117V118H31ZM48 117V118H47ZM82 117V119H80ZM86 118V119H84V118ZM111 117V118H110ZM142 117H145V118H142ZM187 117H185L186 119H184L183 121H187ZM210 117V116H209ZM216 117L218 118L217 120H216ZM240 117H244V118H240ZM74 118V119H73ZM77 118V119H76ZM92 118H93V120H95V118H99V120L100 121H105L104 122V124L101 122V125H104L105 127V129H106V125H107V122L109 123V125L107 126L108 128L110 127V129H108L107 128V130H109V132H110V136H111V138L113 139V141L114 140H118V139H121L120 141L118 140H116L117 142H116V144L113 142V141H111V139H108V137H109V135H108V131L107 130H105V131H107V134H101V132L100 131H102L103 132V130H102V128L103 127H101V125H98V126H100V129H99V127L98 126H96L97 124H100V122H99V120L98 119H96L95 120V124H96V122L98 121V123L94 126L93 125V120H92ZM130 118V119H129ZM133 118H135L136 119V122H141V121H145L146 119V123H148V124H145L146 126H147V128H144V127H146V126H144V123L145 122H141V123H143L142 124V126H139V127H141V129H139V127H138V125H136L135 123V119H134V121L133 120H131V119H133ZM138 118V119H137ZM140 118V119H139ZM141 118L143 119V120H141ZM174 118H175V120H176V122H174ZM177 118V119H176ZM179 118V119H178ZM206 118V117H205ZM254 118H256V119H254ZM258 118H260V119H258ZM4 119V120H3ZM15 119V120H14ZM17 119V120H16ZM51 119V120H50ZM55 119H57V120H55ZM156 119V120H155ZM172 121H171V120ZM199 119V120H198ZM210 119H212L211 121H210ZM223 119V120H222ZM235 120L234 121V126L232 125V126H230L231 125V123L233 122V120ZM8 120V121H7ZM13 120V121H12ZM32 120V121H31ZM75 120V121H74ZM92 120V121H91ZM137 120H139V121H137ZM169 120V121H168ZM195 120V119H194ZM193 120V121H194ZM231 120V121H230ZM238 120V121H237ZM249 120V122H247ZM252 120V121H251ZM257 120V121H256ZM16 121V123H13V122H15ZM17 121L18 122H21L22 124L21 125H19L18 123H17ZM41 121V122H40ZM58 121H59V125H61L62 123L61 122H63V121H66V122H64L63 123V125H61V126H59L57 123H58ZM78 121V122H77ZM80 121V122H79ZM88 121V122H87ZM90 121L92 122V125H93V127H95L94 129L92 128V126L89 128V126L91 125V124H88V123H90ZM121 121H122V123H124L123 124V126H124V128H122L123 126H122V123H121ZM134 123L135 124V126L131 123ZM205 121V120H204ZM222 121H225V122H222ZM6 122V123H5ZM55 124L56 122V125H58V129L55 131V130H53V131H55V132H59L58 130H61V131H63V132H59L60 134H57V133H55V135L57 136V137H54V138H57V139H59L58 137H60L61 136V138H60V140H64V141H62V143H61V141H58V140H55L54 139V142H56L57 141V143L55 144L54 142V144L52 143V140L50 139V138H48L47 139V136H48V134L50 133V129L51 128H53L54 127V125L52 124ZM55 122V123H54ZM77 122V123H76ZM87 122V123H86ZM157 122V123H156ZM173 122V123H172ZM226 122H227V126H226ZM10 123H11V125H10ZM27 124V126H26V124ZM35 123V124H34ZM61 123V124H60ZM65 123L67 124V125H65ZM72 123V124H71ZM74 123V124H73ZM81 123V124H80ZM82 123H84L83 124V126H82ZM117 123V124H116ZM126 123V124H125ZM176 123V124H175ZM181 123H182V121H181ZM3 124V125H2ZM13 124L15 125V127H13ZM20 126H18V125ZM40 124V126H38ZM129 124H131L132 125V128L133 129H130L131 128V125L129 126V128H127L128 127V125ZM252 124H253V126H252ZM36 125V126H35ZM50 125H53V127H51L50 128ZM55 125V129L57 128V126ZM111 125H112V127H111ZM113 125H114V127H113ZM228 125L231 127H228ZM251 125V126H250ZM43 126V127H42ZM77 126V127H76ZM138 127V129H137V127ZM150 126V127H149ZM169 128H168V127ZM198 126V128H196ZM255 126H257V127H255ZM20 128L19 129V131H20V133H21V131H22V136H21V134H20V136L21 137H19V133H16V132H18V129H17V131L15 130V129H13V128ZM35 127V128H34ZM45 127V128H44ZM63 128L64 130H66V131H64V130H62V129H60V128ZM70 127V128H69ZM76 127V128H75ZM87 127V128H86ZM96 127H98L97 129H96ZM119 127V128H118ZM145 129L144 130V132H148L147 134H149V132H150V134L149 135H147L146 133H142L143 132V128ZM148 127H149V129L151 128L152 130L150 131H148L147 129H148ZM192 127H195L197 130H195L194 128H192ZM211 127V128H210ZM233 127V128H232ZM252 127V128H251ZM255 127V128H254ZM260 127V128H261ZM28 128H27V130H28ZM50 128V129H49ZM75 128V129H74ZM91 128L94 130V132L91 130ZM112 128V129H111ZM126 128V129H125ZM166 128V129H165ZM215 128V129H214ZM225 128V129H224ZM46 129V130H45ZM49 129V130H48ZM73 129V130H72ZM77 129V130H76ZM98 131V134H100V135H102V138L104 137V135H107L106 137H104V138H106V140H108V142L109 141H111V142H113L114 144H112L111 142H109V145H110V143L112 144L111 146H105V145H107V143L106 144H104L103 142L104 141H99V137H97V132L95 133V131L96 130ZM99 129V130H98ZM122 131H121V130ZM127 129H129V131L131 132V130L133 131V133L134 132H136V134H133L132 132V136H130L131 134L128 132V130ZM137 129V130H136ZM259 129V128H258ZM15 130V131H14ZM41 130V131H40ZM47 131V132H49L48 134H47V132L45 133V131ZM68 130H70V133H69V131ZM74 131V133L72 132V131ZM76 130V131H75ZM110 130H112V131H110ZM125 132H124V131ZM147 130V131H146ZM193 130H195V132H197V133H202L201 135L203 136H199V134H198V136H197V133H193L194 131ZM200 130V129H199ZM37 131V132H36ZM39 131V132H38ZM44 131V132H43ZM52 131V130H51ZM78 131V132H77ZM137 131H139V132H137ZM142 131V132H141ZM190 131H191V133H193V134H196V137H201V138H197V140L199 141V147H198V145L195 143V141L194 140H196L195 139V135L194 136H192V135H190L191 133H190ZM193 131V132H192ZM248 131H250V130H248ZM248 131H246V133H247V136L248 135H250L249 133H248ZM257 131V130H256ZM255 131V132H256ZM13 132H15V133H13ZM24 132V133H23ZM34 132H36V133H34V134H36L35 136H34V134L33 133ZM42 132V134L41 135H39V136H44V133L45 134H47V136H44L45 138H43V136H42V141L45 139V141H43L44 143H52L54 146L55 145H59L58 144V142L60 143V145L62 146V148H64V149H62L60 152H57V151H59L60 150V147L58 146H55V148H56V150H55V148H54V150H55V153L54 152H51L52 153V155H51V153L50 154H47L46 152L48 151V149L50 148V146H49V148H48V145L46 144V146L44 147L45 149H46V147H47V149H46V152L44 151V152H42L41 153V149H43L44 150V148H41L40 146V142H41V139H40V137H38V134H40ZM66 134H65V133ZM80 132H82V133H80ZM89 132V133H88ZM90 132H92L91 134H93L94 133V135H91L94 139H97L98 141H99V143H95L93 140V138H91L90 137ZM100 132V133H99ZM114 132V133H113ZM120 132V133H119ZM122 132V133H121ZM152 132V133H151ZM155 132V133H154ZM171 132H173V133H171ZM213 132H215L214 134H213ZM8 133V134H7ZM13 133V135H14V137L16 136V137H18V138H20V139H17L16 137L14 138L11 134ZM38 133V134H37ZM53 133V132H52ZM69 133V134H68ZM78 133V134H77ZM81 135H80V134ZM87 133V134H86ZM106 133V132H105ZM112 133V134H111ZM128 133V134H127ZM154 133V134H153ZM190 133V134H189ZM246 133L244 132V133H242V134H244V136L246 135ZM10 134V135H9ZM23 134H33L32 136L31 135H26V136H24ZM63 134V135H62ZM66 136H65V135ZM71 134L73 135V137L71 136ZM114 134V135H113ZM138 134V135H137ZM139 134H140V136H141V134H142V136H143V134L145 135L146 134V136H144L142 139H140V137H139ZM185 134V133H184ZM192 137V138H194V139H192V140H190L191 139V137L189 136V135ZM241 134V136L243 137V138H245L243 135ZM8 135V136H7ZM50 135H51V133H50ZM49 135V136H50ZM54 135V136H55ZM59 135V136H58ZM67 135H68V137H67ZM96 135V136H95ZM129 135V136H128ZM204 135H211V137H207L206 139H204ZM31 136V137H30ZM78 136V137H77ZM82 137V140H84V138H85V141H82L81 140V142H83L82 144H81V142L79 141V138H81ZM84 136V137H83ZM86 136V137H85ZM88 136V137H87ZM114 136H116V137H114ZM120 138H119V137ZM133 136H135V138H134V140H137L136 141V143L135 142H133L132 141V137ZM136 136H138V137H136ZM141 136V137H142ZM150 136H152V137H154L153 139H152V137H150L151 139H149V140H147V141H149L148 142V144L150 145H152V146H148V147H150L149 149L153 152V150L155 151L154 152V154H152L151 153V151L148 149L147 150V145L148 144H146V145H144L147 141L144 139V138H146V139H148ZM240 136V135H239ZM240 136V139L242 138ZM10 137V138H9ZM22 137H25L26 138V140H24L25 138H22ZM33 137V138H32ZM52 138H53V136H51ZM63 137H64V139H63ZM66 137L67 138H69L70 140H69V142L71 141V139L73 138V140L71 141L72 143H73V141L75 140V144H76V146H78L79 144H77V142H79L81 145H79V147H76V146H74V143L72 144L71 143V145L70 144H68L67 143V141H65V139H66ZM70 137H72V138H70ZM76 137V138H75ZM96 137V138H95ZM123 137V138H122ZM127 137V138H126ZM131 137V138H130ZM148 137V138H147ZM158 137V138H157ZM206 137V136H205ZM212 137H215V139L214 138H212ZM28 138V139H27ZM32 140H31V139ZM35 138V139H34ZM37 138H39L40 139V142H38L39 141V139H38V141H36L37 140ZM77 138H78V141H77ZM93 139V140H91V139ZM101 138V139H102ZM103 138V140H105ZM131 139V140H129V139ZM176 138V140H178L177 142L179 143L178 144V146L176 147V140H172V139H175ZM217 138V139H216ZM21 139H23V140H21ZM46 139L48 140V141H50L51 140V142H48V141H46ZM50 139V140H49ZM126 139V140H125ZM140 139V142H142V148L139 146V140ZM187 139H189L190 141H192V142H190L189 140L187 141ZM201 139V140H200ZM206 141V143H205V141ZM213 139H214V141H213ZM20 140V141H19ZM31 140V141H30ZM68 140V139H67ZM144 140H145V142H144ZM212 140V141H211ZM226 140V141H225ZM12 141V142H11ZM17 141H18V143H17ZM29 141V142H28ZM87 141V142H86ZM91 141V142H90ZM130 141L131 142H133V143H130ZM150 141H152V143H150ZM155 141H157L156 142V145L154 146V144H155ZM181 141V140H180ZM198 141H196L197 143H198ZM216 141V142H215ZM16 144H15V143ZM23 142H25L24 144H23ZM35 143V145L34 146H36V144H37V146H38V150H37V152H36V150L35 149H37L36 147H34L33 146V144ZM37 142V143H36ZM43 142H42V144H43ZM63 142H65V143H67V144H65V143H63ZM85 142H86V144H85ZM100 142H102L101 144L103 145H101L100 144ZM119 142V143H118ZM127 142V143H126ZM174 142V143H173ZM188 142H190L191 144L190 145H192L193 146V143L195 144V145H197V146H193V147H191V150L194 148V147H196L195 149H193V150H195V151H190L189 150V148H190V145H189V143ZM203 142V143H202ZM207 142H209V143H207ZM213 142V143H212ZM215 142V143H214ZM38 143H40V144H38ZM88 143L90 144V145H88ZM93 143V144H92ZM94 143H95V146H96V144H97V146H98V144L101 146H98L101 150H102V148H104V150L106 149V147H108V149L110 150H106L107 152L105 153L104 152V150H102L103 151V153H105V155L107 154L108 155V157L109 156H112V161H114L115 162V160H116V162L114 163V162H112L113 164H115V165H113L112 164V168H111V166L109 167V165H108V167H109V170H106L107 169V167L106 166H104L103 164L105 163V165H107L108 163H109V161H108V159L110 160V158H106V156L104 155V154H101V153H99L98 152V156L96 155V153L97 152H94L93 153V147H95V146H93L94 145ZM121 143V144H120ZM124 144V146H123V144ZM180 143H182V144H180ZM185 143H188V144H186V146H188L189 145V147L187 148L188 149V151L190 152H188L187 151V149L185 148ZM202 143V145H204V146H202V148H201V144ZM205 143V144H204ZM15 146H14V145ZM32 144V145H31ZM63 144V145H62ZM86 146H85V145ZM91 144H92V146H91ZM120 145V146H117V145ZM132 144V146H130ZM134 144V145H133ZM136 144H138V145H136ZM166 144V145H165ZM173 144V145H172ZM174 144H176V145H174ZM26 145V146H25ZM51 145V144H50ZM51 146L52 148L54 147V146ZM64 145L66 146V147H64ZM82 145H83V147L85 146V147H88L87 149H89V148H91L92 147V151L91 150H88L87 151V149L84 147L83 149H85L84 151L87 153V155H88V153H89V155L90 156H92L93 154H94V156H95V158H94V161L96 160L97 161V159L100 161V162H98L99 163V165L100 166H102V167H100L101 169H99V168H96L95 166H94V164H95V162L93 163V168L95 169V174H96V176H95V174H94V171L92 172V170H91V174H89V170H87L88 168H92V167H90L89 166V164L91 163L90 161H93V160H91L90 159V157L88 156V158L90 159V161H89V159L87 158V155L85 156V152L83 153L84 155V159L82 158V156L81 155H79V156H81L80 157V160H81V158H82V160H84V163L82 164V165H85L83 168L81 167V164L79 163V165H80V167L83 169L82 171H88V175L87 176H89L90 178V180H91V182H90V180L89 179H86L87 177L86 176H84L85 174H87V171L85 172H82L80 169H79V171H77L78 169V167L77 166H79V165H77L76 166V169H75V165L76 164H78V162H81V161H78V158H79V156L77 157V158H75L74 157V153L77 151V149L76 148H80V146H81V148H82ZM127 145V146H126ZM170 145V147H168ZM261 147H260V146ZM24 146V147H23ZM28 146V147H27ZM32 146V147H31ZM89 146H91V147H89ZM125 146H126V148H125ZM135 146V147H134ZM139 146V147H138ZM146 146V147H145ZM154 146V147H153ZM175 148H174V147ZM217 146V147H216ZM13 147V148H12ZM18 147V148H17ZM22 147H23V149H22ZM26 147V148H25ZM35 148V149H33V150H31L30 152H29V148ZM40 147V148H39ZM42 147H43V145H42ZM70 147V148H69ZM74 147H76L75 149H74ZM109 147H111V148H109ZM113 147V148H112ZM115 147V148H114ZM116 147H118V148H116ZM138 147V148H137ZM151 147H153V148H151ZM166 147H168V149L166 148ZM182 147H184L182 150H181V148ZM203 147H205V148H203ZM221 147V148H220ZM95 148H97V147H95ZM132 148H134V149H132ZM170 148V149H169ZM172 148V149H171ZM174 148V149H173ZM177 148V149H176ZM216 148V149H215ZM18 149V150H17ZM19 149H20V151H19ZM59 149V150H58ZM70 149V150H69ZM75 150V152L73 153V155H71L72 154V152L71 151H74ZM116 149H117V151H116ZM119 149V150H118ZM140 149H141V151H143V152H141L140 151ZM153 149V150H152ZM198 149H203V150H201V152L200 151H198ZM218 149L220 150V151H218ZM12 150V151H11ZM23 150H25V151H23ZM98 149H96V151H97ZM114 152H113V151ZM125 150V151H124ZM134 150V151H133ZM145 150H147L148 152H147V154H146V151ZM169 150L170 151V153L169 152H167V151ZM172 150L174 151V153L173 154H176V155H174L173 157H177L178 156V154H179V156H178V158H176V160H179V161H181L182 160V162H178V161H175V160H173V159H175V158H172V157H169V156H171V154H172ZM179 150V152H178V154H177V151ZM185 150V152H186V154H187V152H188V154L186 155V158H184V159H187V158H191V156L193 155V153L195 154V156H193L191 159V162L190 161H188L187 162V160H190V159H187V160H183V159H181V157L183 156V155H181V154H184L185 152H183ZM16 151V152H15ZM23 151V152H22ZM33 151V152H32ZM40 151V152H39ZM62 151H65L64 153H66V154H64V153H62ZM90 151H91V154H90ZM95 151V150H94ZM110 153H109V152ZM116 151V152H115ZM120 151V152H119ZM149 151H150V153H151V155H150V153H149ZM158 151V152H157ZM182 151V152H181ZM198 153H197V152ZM211 151V152H210ZM216 153H214V152ZM222 151H224V149L222 150ZM252 151V152H251ZM259 151V150H258ZM14 152H15V154H14ZM25 152V153H24ZM36 153V155H35V153ZM39 152V153H38ZM48 152H50V151H48ZM70 152H71V154H70ZM112 152V153H111ZM119 152V153H118ZM126 152V153H125ZM130 152V153H129ZM135 152H137V153H135ZM176 152V153H175ZM193 152V153H192ZM210 152V153H209ZM34 153V155H32ZM47 154V156L48 155H50V156H48V157H45V155ZM58 153V154H57ZM59 153H62V154H60L59 155ZM70 155H69V154ZM93 153V154H92ZM155 153H157V155L155 154ZM166 153H168L169 155H167ZM191 153H192V155H191ZM196 153H197V155H196ZM212 153V154H211ZM259 153H261L262 154V156L259 154ZM29 154V155H28ZM31 154V155H30ZM38 154H41V155H43L42 156V159H43V161H41L42 159H40L39 158V156L40 155H38ZM57 154V155H56ZM65 155V157L66 158H68L67 157V154L69 155V158H68V161H70L71 160V162H73V160H74V158H75V161L77 160L78 162H75L74 161V163H75V165L74 164H72V167L71 166H69V168L68 169H72L73 167H74V169H75V172H71L70 173V170H67L70 174L69 175H67L66 174V171L64 172V170H63V167H62V163L61 162H64L65 163V161H61L60 159H62L63 157H64V155ZM110 154V155H109ZM117 154V155H116ZM118 154H120L122 157H120V156H118ZM126 154V155H125ZM134 154H137V155H135L134 156ZM189 154H190V156H189ZM208 154V155H207ZM215 154V155H214ZM242 154H244V156L242 155ZM2 155V156H1ZM20 155L21 156H23L22 158L20 157ZM53 155H55V156H53ZM61 155H63V156H61ZM101 155V156H100ZM103 155L105 156V157H103ZM133 155V156H132ZM141 155H142V157H143V162L145 161V163L147 162L146 160H148L149 162H147V164L148 163H150V159L152 158V157H148L149 159H144V158H147V156H155L156 158L154 159V162H152V163H156V164H158L155 168H154V164H151V165H153L152 167H153V169L152 170H154V171H151V172H153V176H152V173H150V169L152 168L151 167V165L150 164H148V165H146L145 163V165L146 166H148L149 167V169H147L148 167H146V166H144V164H143V162H139V163H141V165L138 163V161L140 160V159H142V157H141ZM144 155V156H143ZM254 155H257L258 156V158H259V160L257 159V157L256 156H254ZM260 155V156H259ZM4 156H5V158H4ZM25 156H27L28 158H25ZM57 156V157H56ZM62 157V158H59V159H57L58 157ZM113 156H115V159L113 160ZM117 156L119 157V160H118V158H117ZM154 156H153V158H154ZM168 156V157H167ZM189 156V157H188ZM205 156V157H204ZM207 156H210V157H207ZM213 156H215L214 158L215 159H213ZM219 156V155H218ZM246 156V157H245ZM252 156H253V159H252ZM1 157H3V161L1 160ZM15 157V158H14ZM51 157H53V158H51ZM55 157V158H54ZM64 157V159L66 160V158ZM70 157H74L73 158V160L72 159H70ZM93 157V156H92ZM91 157V158H92ZM132 157V158H131ZM244 157V158H243ZM247 157H250L251 158V160L250 159H246ZM18 160H17V159ZM20 158H21V160H20ZM103 158H106L105 159V161L106 162H104V160H103ZM117 158V159H116ZM120 158H123V159H121L120 160ZM134 158V159H133ZM183 158V157H182ZM203 158V159H202ZM241 158H243V159H241ZM256 158V159H255ZM16 159V160H15ZM27 159V160H26ZM37 159H39V161L37 160ZM57 159V160H56ZM86 159H88V161L87 162H89V164L87 163V165H88V168L86 169V164H85V161H86ZM93 159V158H92ZM125 159H126V161H125ZM169 159V160H168ZM172 159V160H171ZM181 159V160H180ZM204 159H208L207 161H205ZM209 159H211V160H209ZM237 159V160H236ZM249 162V161H251V162H249V164H248V162H245L246 160ZM264 159V158H263ZM263 159L262 160H260V162L261 163H264V161H263ZM14 160V161H13ZM24 160V161H23ZM60 162H59V161ZM124 161V163L123 162H121V161ZM136 160H137V164H136ZM158 160V161H157ZM243 160H245V161H243ZM49 161V162H48ZM58 161V162H57ZM101 161L102 162H104L103 164L101 163ZM118 161L120 162L119 164H121V165H118ZM128 161H129V163H128ZM131 161V162H130ZM141 161V160H140ZM152 161H153V159H152ZM166 161V162H165ZM171 161V162H170ZM201 163H200V162ZM204 163H206V166L204 165V167H198L199 165L201 166L202 164H204ZM208 161H212V162H208ZM241 161H243V162H241ZM255 161V162H254ZM263 161V162H262ZM7 162H9V164L7 163ZM15 162V163H14ZM23 162V163H22ZM37 162V163H36ZM38 162L40 163L41 162V164L39 165L38 164ZM45 162H46V164H45ZM56 162V163H55ZM67 162V161H66ZM111 162V161H110ZM175 162V163H174ZM176 162H178V165H177V163ZM6 163V164H5ZM12 163H13V165H12ZM48 163H49V165H51V166H53V167H51V166H49L48 165ZM91 163V164H92ZM98 163L96 162V166L98 165ZM188 163H189V165H188ZM191 163V164H190ZM192 163H194V164H192ZM195 163H196V166L197 167H195V166H191V165H195ZM209 163V165H208V167H207V164ZM17 164V165H16ZM54 164H56V165H54ZM71 164V163H70ZM102 164V165H101ZM126 164H127V166H126ZM128 164H134V167L136 168V167H138V166H142V167H140L141 169H143V168H146L148 171H149V174L147 173V175L148 176H151L150 177V179H148V177L146 178V180L145 181H149V182H146L147 183V185H149L148 183H150V182H152L153 184H155L156 183V181H158L157 183H158V185H156V186H158L157 188H154V190L153 189H151L153 186H150L149 185V187H151L150 188V190H153V192H150V190L148 189H145V188H149L147 185H144L143 186V183L144 184H146L145 183V181H144V179L145 178H143L144 177V175H145V173L147 172H145L144 170H146V169H143V171L144 172H141L142 174H144V175H139V173H140V168H136V171H133V174L131 173L132 172V170L133 169H135V168H131L132 170H131V172H130V165H128ZM171 164V165H170ZM180 164V165H179ZM199 164V165H198ZM5 165V166H4ZM9 165V166H8ZM12 165V166H11ZM21 165V166H20ZM31 165V166H30ZM47 165V166H46ZM58 165V166H57ZM59 165H60V167H59ZM99 165L97 166V167H99ZM124 165V166H123ZM131 165V166H132ZM137 165V166H136ZM191 166V167H188V166ZM243 165V164H242ZM7 166V167H6ZM11 166V167H10ZM14 166V167H13ZM16 166H18V167H16ZM23 166V167H22ZM24 166H25V168H24ZM28 166V167H27ZM40 168H39V167ZM41 166H43V167H41ZM44 166H45V168H44ZM55 166V167H54ZM56 166H57V168L58 169H61L60 171H63L62 173L58 170V171H56V172H58V174H56L55 176H56V178H54L55 176H54V174L53 173H55V171L52 173V172H50V170H52L53 171V168H56ZM105 168H104V167ZM113 166H115V167H113ZM144 166V167H143ZM174 166V167H173ZM188 168L187 170H186V167ZM203 166V165H202ZM20 167V168H19ZM48 167V168H47ZM51 167V168H50ZM127 167V168H126ZM133 167V166H132ZM151 167V168H150ZM168 167V168H167ZM195 167V168H194ZM207 168V170H205L206 168ZM211 167V166H210ZM218 167V166H217ZM234 167V166H233ZM232 167V168H233ZM247 167H249L248 168V171L246 172L245 170H247ZM261 167H264V166H261ZM0 168V169H1ZM16 168V169H15ZM22 168H24L23 169V171L22 170H19V169H22ZM44 168V169H43ZM85 168V169H84ZM92 168V169H93ZM102 168H104L103 170H106V171H110L109 173V175L107 174V176H106V174L104 173V175L106 176V177H108V178H106L104 175H100V174H102ZM113 168H114V170H113ZM119 169L121 172H122V174L124 175H121V173H120V171L119 170H116V169ZM122 168V169H121ZM198 170H197V169ZM199 168H201V169H199ZM205 168V169H204ZM212 168L214 169V167L212 166ZM11 169V170H10ZM33 169V170H32ZM38 169L40 170V172L38 171ZM42 169V170H41ZM51 173L49 176L51 177V178H49L48 177V179H47V177L46 176H48L47 175V170ZM73 169V170H74ZM93 169V170H94ZM98 169V170H97ZM111 169V170H110ZM129 169V170H128ZM158 169V170H157ZM170 169V170H169ZM190 169V170H189ZM191 169H192V171H194L195 169L197 170H195L194 172H192L191 171ZM213 169H211V168H209V171L211 170V171H214ZM219 169V168H218ZM14 172H16L18 175H19V177H18V175L17 174H15V173H13V171ZM29 170V171H28ZM45 170V171H44ZM57 170V169H56ZM125 170V171H124ZM138 170H140L139 172H138ZM157 170V172H155ZM160 170V171H159ZM202 170H205V171H203L202 173H204L205 172V174H207V177L205 176V174H201L200 172ZM242 170H244V172L242 171ZM263 170V171H262ZM1 171V170H0ZM18 171H20L19 173H18ZM35 171H36V173H35ZM38 171V172H37ZM79 172V174L77 173V172ZM81 171V172H80ZM114 171H116V172H118L119 174H120V176L122 177L123 176V178L124 177H128V179H124V180H122V178L119 176V174H118V176L120 177V179L118 178V177H115L116 179H114L113 177V179L111 178V176H113L115 173H114ZM185 171V172H184ZM198 171H199V173H200V175H202L203 176V178H202V176H200L199 174H198ZM249 171V172H250ZM30 172V173H29ZM43 173V175H42V177L44 176V174L46 175V176H44V178H45V181H44V179L42 178V177H40L39 175H40V173ZM46 172V173H45ZM134 172H135V174L136 173H138L137 175L139 176H137V175H135L134 174ZM171 172V173H170ZM190 172H191V174H190ZM248 172V174L250 175V173ZM26 173H29V174H26ZM81 173H84L83 174V176H82V174ZM158 174V176H157V174ZM168 173V174H167ZM188 173V174H187ZM196 173H197V175L200 177V179L202 178V180H204V181H200V180H197L196 181V178L197 179H199V177H197L196 176ZM236 173H237V175H236ZM246 173V174H245ZM261 173V174H260ZM36 174V175H35ZM53 174V175H52ZM64 176H63V175ZM72 174V175H71ZM77 174V175H76ZM92 174H94L93 175V177L94 178H96L95 180H96V182L95 183H97L96 185L97 186H95V183H94V180H92V179H94L93 177H91V175ZM158 177H156L155 175ZM172 174V175H171ZM174 174V175H173ZM190 174V175H189ZM195 174V175H194ZM222 174V175H221ZM227 173H226V171H225V174L224 175H226ZM238 174H240V175H238ZM261 175V177H260V175ZM24 177H23V176ZM67 177H66V176ZM133 175V176H132ZM134 175H135V178H134ZM168 175V176H167ZM181 175V176H180ZM189 175V176H188ZM215 175H217V176H215ZM255 175H257V176H255ZM53 176V177H52ZM58 176H59V178H58ZM61 176V177H60ZM73 176H75V177H73ZM106 178H104V177ZM115 176V175H114ZM117 176V175H116ZM136 176L139 178V180L137 179V181H140L141 179L140 178H143L142 179V183H141V181L138 183L136 180L134 181V180H131L130 182H128V181H126V180H130V179H136ZM140 176H143V177H140ZM146 176V175H145ZM155 176V177H154ZM171 176V177H170ZM193 176V177H192ZM196 178H195V177ZM232 176V177H233ZM236 176H238V177H236ZM41 179H40V178ZM69 177H71L74 181H72V180H70L69 179ZM77 177V178H76ZM83 177V178H82ZM84 177H86L85 179H84ZM99 177H101L100 179H97V178H99ZM131 177V178H130ZM153 177V178H152ZM171 178L172 179V177L175 179L176 178V180H174V179H172V181L173 182H175L176 184H174L172 181H171V179L169 180V178ZM180 177V178H179ZM209 177V178H208ZM218 179H217V178ZM255 179H254V178ZM36 178V177H35ZM53 178V179H52ZM62 178V179H61ZM76 178V179H75ZM102 178H103V180L104 181H102ZM111 178V179H110ZM151 178L153 179V180H151ZM167 178V179H166ZM178 178V179H177ZM192 178H195L194 180H195V182H196V185H197V182H199V183H203V186H201L202 185V183L201 184H199L198 183V187L195 185V184H193L192 185V183L191 182H193L194 183V180L192 179ZM226 178V179H225ZM230 178V179H229ZM236 178H237V181H236ZM260 178V179H259ZM34 179V178H33ZM64 179H65V181H64ZM68 179V181L69 182H67L66 180ZM108 179V180H107ZM148 179V180H147ZM154 179H156V181H154ZM205 179H207V180H205ZM209 179V180H208ZM228 179H229V181L231 182H229L228 181ZM235 180V184L234 183H232V180ZM262 179V180H261ZM36 180V179H35ZM41 180V181H40ZM47 180V181H46ZM50 180H52V182H54L53 184H52V182H50ZM54 180V181H53ZM61 180H62V183H61ZM82 182H81V181ZM85 180V181H84ZM109 180H111V181H109ZM114 180H116V182L114 181ZM151 180V181H150ZM169 180V181H168ZM182 180V181H181ZM192 180V181H191ZM212 180V181H211ZM216 180H217V182H218V184L217 185H215V182H216ZM256 180L257 181H259V182H256ZM260 180H261V182H260ZM57 181H59V182H57ZM75 181H78V185L75 183ZM79 181H80V183H79ZM84 181V182H83ZM92 181H93V185L91 184L92 183ZM112 181H114V183L112 182ZM120 181H124V183H126V182H128L129 184H130V186H131V188L129 187V185H128V183H126L127 185H123V184H121V182ZM170 181H171V183H170ZM37 182H41V186L42 185H44V186H40ZM43 182V183H42ZM55 182H56V184H55ZM65 182H66V184H65ZM72 182H74L76 185H74ZM99 182H100V185H99ZM101 182H103V184L101 183ZM112 183V184H110V183ZM120 182V184H121V186L123 187V186H125V188H122V189H124L123 190V192H122V189L120 188H117L116 186H118V183ZM133 182H134V184L135 183H138V187H137V184H136V188L137 189H135V188H133L132 187V184H133ZM183 183L184 182V184H182L183 185V187L181 186V183ZM187 182L189 183L188 185H187ZM210 182V183H209ZM214 182V183H213ZM223 182V183H222ZM72 184V185H69L68 186V184ZM85 183V184H84ZM105 183L107 184V185H109L108 187H106L107 188V191L106 190H104L103 188H105L104 186H106L105 185ZM156 183V184H157ZM212 183V184H211ZM255 183V184H254ZM259 183V184H258ZM47 186H46V185ZM52 184V185H51ZM58 184V185H57ZM79 184H81V186L79 185ZM114 184H116V185H114ZM119 184V185H120ZM133 184V186L135 187V185ZM141 184V185H140ZM168 184V185H167ZM172 184V185H171ZM177 184H178V186H177ZM186 184V185H185ZM204 184H206V185H204ZM210 184V185H209ZM222 186H221V185ZM234 185V187H232L233 185ZM252 184H254L253 185V187H252ZM39 185V186H38ZM51 186V187H49V186ZM61 185V186H60ZM103 185V186H102ZM112 185H114L115 186V188L117 189V190H114V191H112V190H110V187L112 186ZM174 185V186H173ZM187 186L188 188L186 189L185 188V186ZM195 185V186H194ZM199 185H200V188L202 187V188H204V190L202 189H199ZM208 185L210 186L209 188H208ZM211 185H215L214 187L212 186L211 187ZM237 185V186H236ZM32 186H33V188H32ZM58 186V187H57ZM60 186V187H59ZM64 186H66V188L64 187ZM85 186V187H84ZM89 186V187H88ZM92 186H95L96 188H93ZM114 186H112L113 187V189H115L114 188ZM127 186V187H126ZM143 186V189H141L140 187H142ZM155 186V187H156ZM171 186V187H170ZM217 186V187H216ZM224 186V187H223ZM227 186V187H226ZM258 186V188H256V187ZM261 186V187H260ZM29 187V188H28ZM40 187V188H39ZM48 189H47V188ZM52 187H53V189H54V187H55V189L52 191ZM57 187V188H56ZM68 187V188H67ZM74 187V188H73ZM95 190V189H97L98 188V191H96V192H98V193H95V191L93 192V191H91L92 190V188ZM169 187V188H168ZM173 187V188H172ZM181 187V188H180ZM189 187H190V190H189V192L187 191L188 189H189ZM194 187H196V188H194ZM215 187H216V189H215ZM230 187H231V189H230ZM237 187H239V188H237ZM43 188H44V190H43ZM79 188V189H78ZM82 188L84 189V190H82ZM101 188V189H100ZM126 188H128V190L126 189ZM222 188H224V189H221ZM35 189V190H34ZM42 189V190H41ZM56 189H58V190H56ZM64 189V190H63ZM72 189H74V190H72ZM109 189V190H108ZM112 189V188H111ZM139 189V190H138ZM169 189V190H168ZM178 189H179V192H178ZM195 189V190H194ZM196 189H197V192H196ZM198 189H199V191H198ZM207 189V190H206ZM208 189H210V190H208ZM230 189V190H229ZM232 189H235V190H232ZM254 189H255V191H254ZM261 189V190H260ZM40 190V191H39ZM46 190V192H42V191H45ZM52 192H51V191ZM63 190V192H61ZM69 190H71V192H69ZM77 190V191H76ZM80 190V192H78ZM86 190V191H85ZM91 191V193L93 192V193H95L94 195L93 194H91V193H89V192H87V191ZM101 190H102V192L103 193H106V192H108V193H106V194H104L105 195V197H104V195L102 194V193H100L101 192ZM136 190H138V191H136ZM141 190V191H140ZM143 190V191H142ZM146 190L147 191H149V192H146ZM177 190V191H176ZM194 190V191H193ZM218 190V192H216ZM245 190V191H244ZM258 190V191H257ZM58 191V192H57ZM60 191V192H59ZM74 191V192H73ZM127 191H128V193H127ZM132 191V192H131ZM211 191V192H210ZM231 191V192H230ZM241 191H243V192H241ZM251 191V192H250ZM257 191V192H256ZM51 192V193H50ZM77 192V193H76ZM113 192V193H112ZM134 192H136V193H134ZM173 194H172V193ZM202 192H204V195H202L203 193ZM225 192V194H223ZM227 192H229L228 193V195H226V193ZM233 192V193H232ZM238 192H240V193H238ZM244 192H245V194H244ZM253 192V193H252ZM43 193V194H42ZM49 193V194H48ZM54 195H53V194ZM58 193V194H57ZM66 193V194H65ZM70 193V194H69ZM85 193V194H84ZM89 193V194H88ZM124 193V194H123ZM132 193H133V195H132ZM141 195H140V194ZM154 193V194H153ZM176 193V194H175ZM183 193V194H182ZM189 193V194H188ZM212 193V194H211ZM214 193V194H213ZM218 193V194H217ZM232 193V194H231ZM57 194V195H56ZM76 194V195H75ZM100 194V195H99ZM102 194V195H101ZM110 194V195H109ZM149 194V195H148ZM180 194V195H179ZM199 194V195H198ZM252 194V195H251ZM28 195V196H27ZM42 195V196H41ZM45 195V196H44ZM70 195V196H69ZM72 195H74V196H72ZM82 195H84V196H82ZM88 195V196H87ZM108 195V196H107ZM115 195V196H114ZM137 195V196H136ZM143 195V196H142ZM179 197H178V196ZM197 195V196H196ZM202 195V196H201ZM211 195V196H210ZM66 196V197H65ZM95 196V197H94ZM96 196L97 197H99V198H96ZM102 196H103V198H102ZM131 196V197H130ZM151 196V197H150ZM176 196V197H175ZM180 196H182L181 198H180ZM216 196V197H215ZM254 196V197H253ZM39 197V198H38ZM47 197V198H46ZM134 197V198H133ZM140 197V198H139ZM144 197H146L147 198V200H146V198H144ZM210 197V198H209ZM248 197V198H247ZM6 198V199H5ZM22 198V199H21ZM78 198V199H77ZM91 198V199H90ZM185 198V199H184ZM187 198V199H186ZM213 198V199H212ZM216 200H215V199ZM241 198V199H240ZM15 199V200H14ZM31 199V200H30ZM47 199V200H46ZM66 201H65V200ZM114 199V200H113ZM116 199V200H115ZM119 199V200H118ZM153 199V200H152ZM157 201H156V200ZM238 199V200H237ZM12 200H13V202H12ZM18 202H17V201ZM21 200H22V202H21ZM86 200V201H85ZM118 200V201H117ZM124 200V201H123ZM142 200H144V201H142ZM175 200H177L176 202H175ZM182 200V201H181ZM188 200V201H187ZM190 200V201H189ZM201 200V201H200ZM207 200V201H206ZM209 200V201H208ZM15 201V202H14ZM25 201V202H24ZM33 201V202H32ZM91 201V202H90ZM152 201V202H151ZM154 201V202H153ZM178 201H179V205H178ZM27 202V203H26ZM123 202V203H122ZM127 202H128V204H127ZM143 202H145V203H143ZM204 202V203H203ZM208 202V203H207ZM250 202V203H249ZM2 203V204H1ZM17 203V204H16ZM23 203V204H22ZM93 203V204H92ZM131 203H132V205H131ZM134 203V204H133ZM174 203V204H173ZM211 203V204H210ZM218 203V204H217ZM222 203V204H221ZM225 203V204H224ZM237 203V204H236ZM55 204V205H54ZM82 204V205H81ZM111 204V205H110ZM121 204V205H120ZM137 204V205H136ZM144 204V205H143ZM155 204V205H154ZM183 204V205H182ZM239 204V205H238ZM25 205V206H24ZM58 205V206H57ZM92 205H93V207H92ZM109 205V206H108ZM119 205V206H118ZM131 205V206H130ZM148 205V206H147ZM177 205V206H176ZM186 205V206H185ZM168 206V207H167ZM173 206V207H172ZM193 206V207H192ZM257 206V207H256ZM19 207V208H18ZM35 207V208H34ZM143 207H144V209H143ZM146 207H147V209H146ZM150 207V208H149ZM189 207V208H188ZM196 207V208H195ZM216 207V208H215ZM236 207V208H235ZM241 207V208H240ZM90 208V209H89ZM122 208V209H121ZM125 208H126V210H125ZM154 208V209H153ZM173 208V209H172ZM180 210H179V209ZM31 209V210H30ZM39 209V210H38ZM60 209V210H59ZM62 209V210H61ZM97 209V210H96ZM168 209V210H167ZM172 209V210H171ZM177 209V210H176ZM227 209V210H226ZM70 210V211H69ZM217 210V211H216ZM223 210H225V211H223ZM241 210V211H240ZM253 212H252V211ZM262 210V211H261ZM107 211V212H106ZM140 211V212H139ZM142 211L144 212V213H142ZM152 211V212H151ZM210 211V212H209ZM121 212V213H120ZM171 212V213H170ZM174 212V213H173ZM221 212V213H220ZM41 213V214H40ZM48 213V214H47ZM105 213V214H104ZM117 213V214H116ZM140 213V214H139ZM173 213V214H172ZM190 213V214H189ZM232 213H233V215H232ZM257 213V214H256ZM261 213V214H260ZM2 214V215H1ZM110 214V215H109ZM120 216H119V215ZM126 214V215H125ZM173 216H172V215ZM225 214V215H224ZM235 214V215H234ZM22 215V216H21ZM31 215V216H30ZM141 215V216H140ZM231 215V216H230ZM12 216V217H11ZM53 216V217H52ZM74 216V217H73ZM127 216V217H126ZM191 216H193V217H191ZM196 216V217H195ZM258 216V217H257ZM262 216V217H261ZM81 217V218H80ZM124 217H126V218H124ZM133 217V218H132ZM225 217V218H224ZM249 217V218H248ZM24 218V219H23ZM37 218V219H36ZM128 218V219H127ZM170 218H172V220L170 219ZM196 218V219H195ZM247 218V219H246ZM251 218H252V220H251ZM56 219V220H55ZM103 219V220H102ZM192 219V220H191ZM10 220V221H9ZM36 220V221H35ZM175 220V221H174ZM184 220V221H183ZM199 220V221H198ZM245 220V221H244ZM248 220V221H247ZM261 220V221H260ZM9 221V222H8ZM57 221V222H56ZM247 221V222H246ZM91 222V223H90ZM111 222V223H110ZM187 222H189V223H187ZM215 222V223H214ZM218 222V223H217ZM223 222V223H222ZM243 222V223H242ZM246 222V223H245ZM4 223V224H3ZM207 223V224H206ZM65 224V225H64ZM256 224V225H255ZM262 224V225H261ZM110 225H112V226H110ZM169 225H171V226H169ZM181 225V226H180ZM210 225V226H209ZM21 226V227H20ZM7 227V228H6ZM174 227V228H173ZM111 228V229H110ZM171 228V229H170ZM184 228V229H183ZM100 229V230H99ZM109 229V230H108ZM174 229V230H173ZM176 229V230H175ZM191 229V230H190ZM262 229V230H261ZM13 230V231H12ZM23 230H25V231H23ZM59 230H60V232H59ZM73 230V231H72ZM172 230V231H171ZM178 230V231H177ZM86 231V232H85ZM107 233H105V232ZM154 231V232H153ZM170 231V232H169ZM226 233H225V232ZM73 232V233H72ZM83 232V233H82ZM85 232V233H84ZM87 232L90 234H87ZM94 232V233H93ZM111 232V233H110ZM127 232V233H126ZM143 232V233H142ZM180 232V233H179ZM186 232V233H185ZM210 232H211V234H210ZM219 232V233H218ZM82 233V234H81ZM157 233H158V235H157ZM201 233V234H200ZM205 233H206V235L208 236L207 238L206 237H204V236H206L205 235ZM208 233V234H207ZM217 235H216V234ZM262 233V234H261ZM86 234V235H85ZM129 234V235H128ZM155 234V235H154ZM171 234V235H170ZM187 234V235H186ZM212 234H213V238H212ZM221 234V235H220ZM20 235V236H19ZM131 235V236H130ZM192 235V236H191ZM210 235H211V237H210ZM46 236V237H45ZM85 236V237H84ZM107 236V237H106ZM109 236V237H108ZM112 236V237H111ZM128 236V237H127ZM151 236V237H150ZM155 236V237H154ZM172 236V237H171ZM197 236H198V238H197ZM218 236V237H217ZM100 237V238H99ZM127 237V238H126ZM131 237V238H130ZM137 237V238H136ZM168 237V238H167ZM170 237V238H169ZM185 237V238H184ZM129 238V239H128ZM173 238V239H172ZM180 238V239H179ZM182 238V239H181ZM189 240H188V239ZM217 238V239H216ZM258 238H259V240H258ZM262 238V239H261ZM114 239V240H113ZM140 239V240H139ZM170 239V240H169ZM179 239V240H178ZM198 239V240H197ZM212 239V240H211ZM173 240V241H172ZM193 240V241H192ZM209 240V241H208ZM112 241V242H111ZM122 241V242H121ZM124 241V242H123ZM158 243H157V242ZM182 241V242H181ZM257 241V242H256ZM105 244H104V243ZM107 242V243H106ZM139 242V243H138ZM160 242V243H159ZM151 243V244H150ZM156 243V244H155ZM174 243V244H173ZM26 244V245H25ZM86 244V245H85ZM103 244V245H102ZM112 244V245H111ZM238 244V245H237ZM22 245V246H21ZM37 245L39 246V249H38V247H37ZM77 245V246H76ZM99 245V246H98ZM121 245V246H120ZM169 245V246H168ZM174 245V246H173ZM12 246V247H11ZM144 246V247H143ZM171 246V247H170ZM49 247H50V249H52V250H50V252L48 251L49 250ZM56 247V248H55ZM135 247V248H134ZM145 247H147V248H145ZM184 247V248H183ZM98 248V249H97ZM141 248V249H140ZM155 248V249H154ZM30 249V250H29ZM48 249V250H47ZM107 249H109V250H107ZM131 249V250H130ZM178 249V250H177ZM189 249V250H188ZM35 250H37V251H35ZM38 250H39V252H38ZM101 250L103 251V252H101ZM126 250V251H125ZM144 252H143V251ZM228 250V251H227ZM231 250V251H230ZM92 251V252H91ZM107 253H106V252ZM2 252V253H1ZM46 252H47V254H46ZM104 252H105V254H104ZM142 252V253H141ZM185 252H186V254L187 255H185ZM21 253V254H20ZM96 253V254H95ZM203 253V254H202ZM102 254V255H101ZM105 256H104V255ZM121 254V255H120ZM123 254V255H122ZM96 256V258H98V259H96L95 258V256ZM101 255V257H99V256ZM111 255V256H110ZM126 255V256H125ZM170 255V256H169ZM214 255V256H213ZM102 256H104V258H102ZM128 256V257H127ZM144 256V257H143ZM204 256V257H203ZM229 256V257H228ZM9 258V259H8ZM101 258V259H100ZM107 258V259H106ZM172 258V259H171ZM211 258V259H210ZM20 259V260H19ZM94 259H96V260H94ZM185 259V260H184ZM191 259V260H190ZM22 260V261H21ZM157 260V261H156ZM160 260V261H159ZM209 260V261H208ZM221 260V261H220ZM7 261V262H6ZM95 261H96V263H95ZM98 261V262H97ZM100 261H102V262H100ZM161 261H162V263H161ZM170 261V262H169ZM215 261H217V262H215ZM260 263H259V262ZM85 262V263H84ZM150 262V263H149ZM176 262V263H175ZM188 262V263H187Z\"/></svg>",
  "mask_w": 264,
  "mask_h": 264
},
{
  "label": "bare ground",
  "instance_id": "2",
  "mask_svg": "<svg viewBox=\"0 0 264 264\" xmlns=\"http://www.w3.org/2000/svg\"><path fill=\"white\" fill-rule=\"evenodd\" d=\"M64 1H66V2H64ZM64 1H62V3H63V4L66 3V5H67V4L69 5L71 2H72V4H73L74 2H77L79 8H76V10H75V11L73 10V12H72L71 10L69 11L70 6H69V7H67L66 5L63 6L62 3H61V1L58 2V4L61 3L62 7H61V6L58 7L60 4H59V5H56L57 3L53 4V5H56L57 7H55V6L53 7V5H52V6L50 5V4H52L53 0H51V2H50V1H47V0H24V1H23V0H0V96H1V98H2L3 96H11V95H9V94H12V93L15 94V92H12V91H11V90L14 88L13 85H14V84L17 85V83L20 82V80H21L20 77H21L23 80L27 79L25 76H26V75L28 76V72L30 73V70H31L32 73H35V74L39 73V74H41V72L44 70V68H43V70H41L42 68H41V69H40L39 67L36 68V66H38V65L40 64V61H41V60L44 62L45 59H44L43 56H45V58H46V55H47V54H45V52H48V54H49V53H54V54L57 53L56 55H58V56L55 55V56H56L55 60H56V62H57V58H58V60H59V56H61V54H63L64 52L67 51V50H64V52L62 53V50H63V49H66V48L68 49L67 46H65L64 48L62 47L61 49L59 48V51L61 50V52H60L61 54L59 55V54H58V53H59L58 49L56 50V47H54V45H53V43H54V40H53L54 37L52 38L53 34H54V36L57 38V36H58L59 34H61L64 30L67 31V29L70 28V27L67 26V29H64V30H63L64 27L66 28L65 24L68 25V24L66 23L67 20H66V21L64 20L65 18H66V19L68 18V20L70 19V23H72V22H71L72 20H73V23H76V21H77V22L79 21L78 23H80V22H81L80 19H82L83 21H85V20H87L88 18H90V17H88L87 19L85 18V17H86V16H85V15H86L85 13H88V12H86V11L89 9V7H90V9H91V10L89 9L90 12H93L95 9H93V7H91V6H94V5H95L94 8H97V6L101 3V2L99 3L98 1H102L101 5H104V4H103V2H104L103 0H96V1H97V5H96V1H95V0H64ZM109 1H111V0H109ZM109 1L106 0V3H108ZM116 1H117V0H116ZM118 1H119V0H118ZM141 1H142L143 3L140 2V0H138V1H136V0H127V1L124 3L125 8L122 7L121 4H120L121 6L117 5V6H116L117 8H115V7H114V8H110V6H109L111 12L109 11V8H108V10H106V11H109V13H111L110 15H112V14H114V15L116 14V15H117V13H118V15H117L118 19H117V18H116V19L119 21V23H117V22H116V23L120 25V26L118 25L119 27H115V29H114L113 27L116 26V25H114V23H111V24H110V25L112 26V31H113V30L115 31V32H113V33H117V31H119L120 29L122 30V29H123L122 25H123L124 23H126L127 21H128V23L131 22V21H129L130 19L133 20V21H132L133 23H134V21H135V24H136L137 22H141L140 20H141L145 15L148 14V15H147L148 17L145 16V17L143 18L144 21L146 22L147 19L145 20V18H148V20H149V19L153 16V14L156 15V16H160V15H162V13L165 12L166 10L168 11L169 8H170V11H172V10H171V7H173V8L175 7V8L177 9V7L180 8V6H181L183 9L185 8V10H183V11L186 12V10L189 8L188 6H190L191 4H193V3H190L192 0H190V1H189V0H149V1H148V0H145V1H144V0H141ZM188 1H189V5L187 6ZM205 1H206V0H203V3H202V4H205L204 6L207 5L206 2H207L208 0H207L206 2H205ZM212 1L214 2V0H211V1H209V2H212ZM215 1H216V0H215ZM220 1L222 2V0H220ZM220 1H219V2H220ZM226 1H227V0H225L223 3H225ZM229 1H231V0H228V2H229ZM232 1H233V0H232ZM45 2H46V3L49 2V3L46 4ZM54 2H55V0H54ZM56 2H57V1H56ZM122 2H123V1H122ZM200 2H201V1H200ZM209 2H208V3H209ZM221 2H220V4L222 5ZM236 2H238V1H236ZM247 2H249V1H247ZM250 2H251V4L249 5V4L247 3V4L249 5L248 7L244 5V7H247V8L243 9V7H242L243 10L241 9V11H238V9H239L241 6H240V7L238 6L239 8L236 6L237 4L239 5V3H235L234 5L232 4L233 6L230 4V3H232V2L229 3L230 6H232L233 9L235 8V6L238 8V9H234V10H236V11H235L236 13H237V11L240 12V13H239L237 16H236V15H235V16L233 15L234 18H233L232 20H231L232 15H230L231 13H230V14L228 13V15H227V16H228L227 19H228L229 17H230V18H229L227 21L231 20V23H228V25H227L226 28H224L225 26H224V27L221 26V27L224 28V29L221 30V28H220L219 34H217L218 32L216 31V29H219V28H216V27L214 26L213 29H214V28H216V29H215L213 32H215V34H217V36H216L215 34H212V32H210V35H206V36L210 37L211 34H212V36L214 35L215 37H214V36H213V37L216 38V40H217V41H216V40L214 41V40L212 39V37H211V39H212L214 42H216L215 45H213L214 42H213V41L210 42V41H209L210 38L208 39L207 44L210 42L211 45H212V51H211V52H209V50L211 49L210 45L208 44V45H209V46H208V45L204 42V46H205V44H206V46L209 47V48H207V47L205 46V51H207V50L209 49V50H208V53L206 52L207 55H205V51H204V47H203V51H204V52H203L202 54H204L205 56H203V55L200 54V56L198 57L199 54H197L196 51H195L196 49H194V48L192 47V46H193L192 44H194V43H195V44L198 43V42H196V41H194V43H192V40H194V38H192V36H196V34L199 35L198 32L202 33L201 31L203 30V32H204V30L207 28V26H206L205 29H202V27H203V26H202V27L199 28V30L202 29L201 31H196L197 29H196V27H195L194 30L196 31V34L194 35V32H195V31L192 32V35H190L191 38L187 39V38L190 37V36H186L185 39L183 38L184 40H186V43H188V44L190 43V44H191V47L194 49L195 53L193 52V49H192L191 52H189L190 49H189L188 44L185 45V46H186V49L188 48V49H187L188 51L186 50V51H187V52H186V51L184 50L185 47H182V46H184V45L181 46V45H180V44H181L180 42H179L180 44H179V43H175V44H177V45H174V44H172L171 42H169V43H170L169 46H168L169 49H170L171 44H172V46L174 45L173 48H172V50L169 52V54L165 55L166 53H165V54H162L163 52H162V53H161V52L159 53L160 50L157 49V48L159 47V46H158V47H156V50H157V52H158L159 54H154V56H153L152 54L149 53L150 50L147 49V52H148V54H147V52H146L147 56H148L150 59H152V58L154 59V58H155L154 60H156V59H157V61L159 60V61H160V64H161L162 66H164V67L170 69V68H173L174 66H176L177 68H179L180 65H179V67H178L177 64H178L180 61H182V58H183V57L186 58V56H183V55L187 54L188 52H189V53H192V52H193V54H196V55H197L198 58L195 56V58H196L197 60L193 61V63L191 62L192 60H191V61L188 60V61H190L189 63H192V64L197 68V69H196L197 73H200V74H201V75H199V76H202V75H204V76H205V75H208V76H209V74H210V76H211V75H213V74L216 75V73H219L218 76H219L220 74H224V76H225L226 73L228 74V73H230L231 71H232V73H234L235 75H238V74H236L237 71H239V72L241 71L240 74H239V75H241V73L244 74V73L242 72V70L245 72V74H249V72H250V74H252L251 72H255V71H256V69L254 68V64H255L256 60H257L258 58H261L262 55H264V54H263V53H264V0H251ZM44 3H45L46 5H45ZM77 3H76V5H77ZM98 3H99V4H98ZM106 3H105V4H106ZM111 3L114 4V2H111ZM115 3H116V2H115ZM119 3H120V2H119ZM216 3H217V2H216ZM216 3H215V5H217ZM226 3H227V2H226ZM48 4H49V5H48ZM74 4H75V3H74ZM109 4H110V3H109ZM113 4H112V7L114 6ZM116 4H117V3H116ZM185 4H186V6H187V9H186V7H184ZM202 4H201V5H202ZM212 4H214V3H212ZM218 4H219V3H218ZM229 4L227 3L228 6H229ZM70 5H71V4H70ZM101 5H100V7H101ZM124 5H123V6H124ZM195 5H196V4H195ZM210 5H211V4H210ZM227 5H225L226 7H222V6H224V4H223L222 6L217 5V6H220V8L217 7V8H219V10L217 9V11H220V14L223 12L221 16H223L224 11L227 10V7H228ZM240 5H241V4H240ZM73 6H75V5H73ZM73 6H72L71 8H73ZM118 6H119V7H122V9H124V10H123V13H122V11L120 12V8H119ZM242 6H243V4H242ZM104 7H105V6H104ZM104 7H103V8H104ZM106 7H107V6H106ZM106 7H105V8H106ZM199 7H200V5H199ZM207 7H208V6H207ZM207 7H206V8H207ZM215 7H216V6H215ZM221 7H222V8H221ZM74 8H75V7H74ZM74 8H73V9H74ZM101 8H102V7H101ZM103 8H102V10H103ZM105 8H104V9H105ZM175 8L173 9V11L175 10ZM182 8H180V9H182ZM201 8H202V6H201ZM209 8H210V7H209ZM223 8H226V9L223 10ZM92 9H93V11H92ZM98 9H99V8H98ZM190 9L192 10L193 7H190ZM194 9H197V12L199 13L198 8H194ZM194 9H193V10H194ZM204 9H205V7H204ZM210 9H212V7H211ZM214 9H215V8H214ZM220 9H221V10H220ZM99 10H100V9H99ZM102 10H101V11H102ZM193 10H192V13H195L196 10H195L194 12H193ZM207 10H208V9H207ZM212 10H213V9H212ZM222 10H223V11H222ZM228 10H229V12H234V10H232V9L230 10V9L228 8ZM96 11H97V10H96ZM96 11H95V12H96ZM170 11H168V13H170ZM178 11H179V10H178ZM213 11H214V10H213ZM215 11H216V10H215ZM215 11H214V13L212 12V14L210 13V16H209V15H208V14H209V13H208L209 10H208V12L205 13L204 15L207 14V15L210 17V18H209V17H208V18H209V19H212L211 16H212V17H213V16L215 17V15H216V14H215ZM221 11H222V12H221ZM90 12H89L87 15H91ZM95 12H94V13H95ZM180 12H181V10H180ZM200 12H202V11H200ZM204 12H205V11H204ZM225 12H226V11H225ZM106 13H107V12H106ZM149 13H150V14L153 13V14H151V16H150ZM172 13H173V12H172ZM174 13H176V11H174ZM181 13H183V12H181ZM187 13L190 14L191 11H190V10H187L186 15H187ZM192 13H191L190 16H191V17H194V15H193ZM198 13H195V14H196V15H195L196 17H197V14H198ZM216 13H217V12H216ZM92 14H93V13H92ZM99 14H101V12H99ZM99 14H98V16H99ZM103 14H104V13L101 14V16H100L101 18H102V17L104 18V15H105V14H104V15H103ZM166 14H167V13H166ZM184 14H185V13H184ZM218 14H219V13H218ZM96 15H97V13H96ZM102 15H103V16H102ZM106 15H107V14H106ZM110 15H109V16H110ZM171 15H172V14H171ZM171 15L169 14V17H168V15L166 16V17L168 18V19H167V22H170V21H171L172 23H173V22L176 23L175 21H176V19L179 17V16H178V13H176V15H177L178 17H175V14H173L174 16H171ZM180 15H181V14H180ZM186 15H185V17H188V16H186ZM192 15H193V16H192ZM199 15H200V14H199ZM199 15H198V16H199ZM84 16H85V17H84ZM94 16H95V15H94ZM107 16H108V15H107ZM149 16H150V18H149ZM164 16H165V15H164ZM181 16H182V15H181ZM190 16L187 18V20H189V22H190V19H191V20L193 19V18H190ZM221 16H219L218 18H220ZM115 17H116V16H115ZM166 17H164V18H166ZM214 17H213V18H214ZM225 17H226V16L224 15V18H223V17H222V18L225 19ZM92 18L95 20L96 16L93 17V15H91V19H92ZM97 18H99V17H97ZM154 18H155V17H154ZM157 18H158V17H157ZM157 18H155V20H156ZM159 18H160V17H159ZM189 18H190V19H189ZM197 18H198V17H197ZM197 18H196V20H198ZM201 18H202V16H201ZM208 18H207V20H208ZM218 18H217V19H218ZM222 18H220V21H221ZM62 19H63L65 22L62 21ZM84 19H85V20H84ZM91 19H89L90 22L94 21L93 19H92V21H91ZM105 19H106V18H105ZM108 19H109V18H108ZM114 19H115V18H114ZM143 19H142V21H143ZM160 19H161V18H160ZM217 19H216V20H217ZM223 19H222V20H223ZM96 20H97V19H96ZM96 20H95V21H96ZM99 20H101V19H99ZM102 20H104V19H102ZM111 20H112V19H111ZM164 20H165V21H162V20H161L162 23H163V22H166V19H164ZM168 20H169V21H168ZM181 20H182V19H181ZM183 20H184V18H183ZM194 20H195V18H194ZM214 20H215V18H214ZM214 20H213V21H214ZM225 20H226V19H225ZM225 20H223V21H225ZM74 21H75V22H74ZM87 21H88V20H87ZM87 21H85L84 23L87 24ZM105 21H106V20H105ZM136 21H137V22H136ZM185 21H186V19H185ZM198 21H199V20H198ZM200 21H201V19H200ZM200 21L198 22V24L202 23V22H200ZM213 21L211 20V21H209L208 23L211 24V25H213V24H214ZM217 21H218V20H217ZM217 21H216V23H217ZM220 21H219V22H220ZM227 21H226V22H227ZM24 22H28V24L30 23V25H27L28 28L25 27L26 25H24L23 28H22V25H21V24H24ZM68 22H69V21H68ZM90 22H89V23H90ZM97 22H98V21H97ZM156 22H157V21H156ZM167 22L164 24V25H166V27H164V28H167V27L170 26L169 28L171 29V26H172V25H170V23H168L169 26H167ZM181 22H182V21H181ZM195 22H196V21H194V24H195ZM206 22H207V21H206ZM226 22H224V23H226ZM64 23H65V24H64ZM70 23H69V24H70ZM73 23H72V25H71V24H70V25H71L72 27H73V25H75V29H74V30H73V29L70 30V33H71V34L68 33L69 35H68L67 32H66V36L68 35V38H72V36L74 37V34H76V32H78V30L76 31V29H78L79 27H81V26H79V25L76 23L77 26H79V27L77 28V27H76V24H73ZM93 23H94V22H93ZM103 23H104V22H103ZM105 23H108V22H105ZM105 23H104V24H105ZM141 23H142V22H141ZM160 23H161V22H160ZM162 23H161V24H162ZM177 23H178V22H177ZM184 23H186V22H183L182 25H183ZM187 23H188V22H187ZM192 23H193V21L189 23L190 26H192V27H194V26L197 25V23H196V24L193 26ZM212 23H213V24H212ZM216 23H215V25H216ZM221 23H222V21H221ZM221 23H217V24H220V25H221ZM26 24H27V23H26ZM63 24H64V25H63ZM81 24H83V23H81ZM81 24H80V25H81ZM86 24H85L84 26H86ZM91 24H92V23H91ZM94 24H95V23H94ZM94 24H93V25H94ZM97 24H100V25H98V27H97ZM97 24H95L96 27L92 25L93 29H94V27L97 28V29H94L93 33H92V28L90 27V24H88L89 27L91 28V29H89L88 31L91 32L93 35H89V34H88V35H85V34H83V35H84V36H83V35H79V34H82V33L77 34V36H83V37H82V38L77 37V38L81 39V40H78V39H77L79 42H78L76 39H73L74 42L77 41L76 43H78V45L74 43V46H76V45L78 46L75 50L72 49V48H74V47L71 46L72 43H68V45H69V44H71V45L69 46V51H68L67 57H66V56L64 57L63 55L61 56V57L64 59V60H62V61H65L66 59H68L67 61H69V60L72 59V60H74L75 65H78V67H79L80 69H83V67L87 69V67H89L88 65H91L89 61H88L89 63H86L87 61L85 62L87 65H85V63L83 64V61H84V60L80 59V60L82 61V62H81V61L79 60L80 63H81V65L83 64V65L87 66V67H85V66L82 65L83 67L81 66V67H82V68H81V67H80V64L75 60V58H76V59H77V58H80L81 55H80L79 53H81V52H82V53L85 52L84 54L86 55V57H89L90 55L87 54L88 51L90 52L91 50H93V49L96 48V47L99 48L100 46L102 47V45H105L106 43H107L106 45H108V43H110V42H109L110 40L108 41V39H110L109 36L111 35V34H109V33L112 32V31H111V26H110V32H109V31L107 30V29H109V27H108L109 25H108V26H107V25H101L102 23H97ZM112 24H113L114 26H113ZM121 24H122V25H121ZM131 24H132V23H131ZM135 24H134V25H135ZM137 24H138V23H137ZM142 24H144V26H145L146 23L143 22ZM142 24H141V25H142ZM149 24H150V23H149ZM149 24L147 23V26H148ZM202 24H203V23H202ZM206 24H207V23H206ZM209 24H208V25H209ZM88 25H87V27H88ZM151 25H152V24H151ZM162 25H163V24H162ZM164 25H163V26H164ZM178 25H180V27H182L181 24H178ZM186 25H188V24H185L184 27L187 28V29H188V32H189V31H190L189 29H192V27H189V28H188V27H186ZM200 25H201V24H200ZM200 25H197V26H200ZM223 25H226V24H223ZM20 26H21V29H20ZM29 26H30V27H29ZM105 26H106V27H105ZM123 26H125V25H123ZM130 26H131V25H130ZM137 26H138V25H137ZM153 26H154V25H153ZM188 26H189V25H188ZM24 27H25V28H24ZM87 27H83V28L86 29ZM89 27H88V28H89ZM107 27H108V28H107ZM125 27H126V26H125ZM135 27H136V26H135ZM139 27H140V25H139ZM176 27H178V26H176ZM184 27H183V28H184ZM204 27H205V26H204ZM217 27H218V25H217ZM73 28H74V27H73ZM88 28H87V29H88ZM117 28H118V29H117ZM133 28H134V27H133ZM145 28H146V27H145ZM151 28H152V27H151ZM151 28H149V29H151ZM169 28H168V30H167V29H166V30H167L169 33H171V34H174L176 28H175L174 30H172V31H174V32H172V31L170 32ZM172 28H173V27H172ZM178 28H179V27H178ZM183 28H182V29H183ZM197 28H198V27H197ZM208 28H210V27H208ZM208 28H207V29H208ZM70 29H71V28H70ZM81 29H82V28H81ZM81 29H79V31H81ZM87 29H86V32H87ZM105 29H106V30H105ZM135 29H136V28H135ZM137 29H138V28H137ZM143 29H144V28H143ZM158 29H159V28H158ZM180 29H181V28H180ZM180 29H179V30H180ZM187 29H186V30H187ZM207 29H206V30H207ZM213 29H212V30H213ZM62 30H63V31H62ZM82 30H83V29H82ZM95 30H97V34L94 35ZM116 30H117V31H116ZM121 30L119 31L120 33L122 32ZM124 30H125V29H123V31H124ZM128 30H129V29H128ZM131 30H132V29H131ZM131 30H130V31H131ZM138 30H139V29H138ZM138 30H137V31H138ZM153 30H154V28H153ZM177 30H178V29H177ZM179 30H178V31H179ZM183 30H184V29H183ZM183 30H182V32L185 31V30H184V31H183ZM208 30H209V29H208ZM72 31H76V32L73 34ZM106 31H107L108 33H106ZM125 31H126V30H125ZM140 31H141V30H140ZM140 31H139V33L143 32L144 30H142L141 32H140ZM145 31H148V30L145 29ZM154 31H155V30H154ZM154 31L152 32V30H151V32L154 33V35H156V33H155L156 31H155V32H154ZM48 32H49V33L51 32V33L49 34ZM82 32L84 33L85 31H82ZM119 32H118V33H119ZM157 32H158V31H157ZM159 32H161V30H160ZM168 32H166V34H167ZM216 32H217V33H216ZM47 33H48L49 35H52L51 38H50V37H46V36H48ZM52 33H53V34H52ZM64 33H65V32H64ZM64 33H62V35H60L61 38H59L60 36L57 38V42H58L59 39L61 40L63 36H64L65 39L67 38V37L65 36ZM87 33H88V32H87ZM95 33H96V32H95ZM124 33H125V32H124ZM135 33H136V31H135ZM143 33H144V32H143ZM147 33L150 34V36H151V33H150L149 31L146 32V33L143 34V35L145 36ZM163 33H164V31H163ZM163 33H162V34H163ZM169 33L166 35L167 38H169L168 40H170V37H168V36H171V34L169 35ZM177 33L179 34V32H177ZM177 33H176V35L178 36ZM185 33H186L187 35H189V34L187 33V31H186ZM185 33H183V35H182V33L180 32V34H181L180 36H184ZM207 33H209V31H208ZM207 33L205 32L204 34H201V35H205V34H207ZM121 34H122V33H121ZM121 34H120V36H121ZM127 34H129V33H127ZM130 34H131V33H130ZM141 34H142V33H141ZM141 34H140V36H141ZM157 34H158V33H157ZM186 34H185V35H186ZM70 35H72V36L69 37ZM108 35H109V36H108ZM118 35H119V34H118ZM123 35H124V39H125V37H126L127 35H125V34H123ZM123 35H122V36H123ZM135 35H136V37H138L137 34H135ZM154 35L152 34L153 37H154ZM158 35H159V34H158ZM16 36H17V39H18L19 37L23 38V42H21V46H18V48H16V49H18V51H19V48L21 47V50H20L21 52H19V53H17V54H16V52H18V51H15V50L12 49V43H13V42L15 43V41L17 40V39H16ZM107 36H108V38H107ZM111 36H112V35H111ZM147 36H148V38H147V39L145 38V40H148V41L150 42L151 39H153V37L151 36V37L149 38V35H146V37H147ZM206 36H205V37H206ZM75 37H76V36H75ZM114 37H115V36H114ZM117 37H118V36H117ZM131 37H132V35H131ZM155 37H157V36H155ZM172 37H173V36H172ZM178 37H179V36H178ZM178 37H177V38L174 37L175 39H173V40H174V41H175V40H176V41H177V40H180V39H179L180 37H179V38H178ZM202 37H203V36H202ZM205 37H204V38H205ZM14 38L16 39L15 41H14ZM49 38H50V39H49ZM68 38H67V40H68ZM119 38H120V37H119ZM133 38H134V37H133ZM138 38H139V37H138ZM138 38H137V40H138ZM143 38H144V37H143ZM143 38H142V40H143V42H144L145 40H144ZM157 38H158V37H157ZM159 38H160V37H159ZM159 38H158V39H159ZM163 38H164V37H163ZM195 38H196L195 40H197V36H196ZM200 38H201V37H198V39H200ZM114 39H115V38H114ZM116 39H117V38H116ZM127 39H128V38H127ZM129 39H130V38H129ZM154 39H155V38H154ZM206 39H207V37L205 38V41H206ZM12 40H13V41H12ZM21 40H22V39H21ZM69 40H70V39H69ZM69 40H68V41H69ZM71 40H72V39H71ZM75 40H76V41H75ZM139 40L141 41V37H140ZM168 40H167V41H168ZM203 40H204V39H203ZM11 41H12V42H11ZM62 41H63V39H62ZM68 41H67V42H68ZM106 41H108V42H106ZM112 41H113V40H112ZM114 41L117 42V40H114ZM120 41H121V40H120ZM152 41H154V40H152ZM176 41H175V42H176ZM198 41H199V40H198ZM200 41H202V39H201ZM52 42H53V43H52ZM64 42H66V41H64ZM64 42L59 41V44H60V43H61V44H62V43L64 44ZM69 42H70V41H69ZM105 42H106V43H105ZM132 42H133V41H132ZM135 42H136V39H135V41H134V45H135ZM138 42H139V41H138ZM138 42H136V45H137ZM149 42H147V44H146L145 46H147ZM155 42H156V41H155ZM155 42H154V44L156 45V43L158 42V40H157L156 43H155ZM121 43H122V42H121ZM126 43H127V42H126ZM145 43H146V41H145ZM145 43H143V44H145ZM166 43H167V42H166ZM186 43H185V44H186ZM200 43L202 44L203 41L200 42ZM200 43H199V44H200ZM212 43H213V44H212ZM15 44H16V43H15ZM54 44H56V42H55ZM57 44H58V43H57ZM57 44H56V46L59 45V44H58V45H57ZM61 44H60L58 47L62 46ZM66 44H67V43H66ZM110 44H111V43H110ZM122 44H123V43H122ZM139 44H140V42L138 43V46H139ZM154 44H153V42H150V45H153V46H154ZM164 44H165V43H164ZM167 44H168V43H167ZM178 44H179V45H178ZM183 44H184V43H183ZM195 44H194V45H195ZM199 44H197V45H199ZM201 44H200V45H201ZM111 45H112V44H111ZM130 45H131V43L129 44V46H130ZM140 45H141V44H140ZM108 46H109V45H108ZM121 46H122V45H121ZM126 46H127V45H126ZM143 46H144V45H142V47H143ZM148 46H149V45H148ZM172 46H171V47H172ZM201 46H202V45H201ZM71 47H72V48H71ZM103 47H104V46H103ZM140 47H141V46H140ZM149 47H150V46H149ZM151 47H152V46H151ZM151 47H150V48H151ZM165 47H166V46H165ZM195 47H196V46H195ZM98 48H97V49H98ZM105 48L108 49L106 46H105ZM105 48H99V49H104V50H105ZM126 48H127V47H126ZM129 48H130V47H129ZM134 48L137 49L136 46H135ZM143 48H144V47H143ZM145 48H146V47H145ZM200 48H201V47H200ZM206 48H207V49H206ZM132 49H133V48H132ZM139 49H141V48H138V50H139ZM151 49H155V46H154V48H151ZM159 49H160V48H159ZM197 49H198V48H197ZM12 50H13V52H12ZM70 50H72V51H70ZM94 50H95V49H94ZM138 50H136V51H138ZM141 50H142V49H141ZM156 50H155V52H156ZM162 50H163V49H162ZM198 50L202 51L201 49H198ZM14 51H15V55L13 54ZM97 51H98V50H96V52H97ZM107 51H108V50H107ZM139 51H140V50H139ZM152 51H154V50H152ZM152 51H151V52H152ZM78 52H79V53H78ZM86 52H87V53H86ZM102 52H104V51H102ZM111 52H112V51H111ZM142 52H143V51H142ZM185 52H186V53H185ZM42 53H43L44 55H43ZM91 53L93 54L94 52L92 51ZM91 53H90V54H91ZM97 53H98V52H97ZM113 53H114V52H113ZM134 53H135V52H134ZM167 53H168V52H167ZM184 53H185V54H184ZM189 53H188V56H189V57L187 56V58H193V54H192V55L190 54V55H191V57H190ZM198 53H199V51H198ZM200 53H201V52H200ZM41 54H42V55H41ZM76 54H77V55L79 54L80 57H79V56H78V57H77V56L75 57ZM125 54H126V53H125ZM40 55H41L42 57H39V58H38V56H40ZM50 55H51V54H50ZM50 55H48V56L50 57ZM52 55H53V54H52ZM64 55H65V54H64ZM82 55H83V54H82ZM85 55H83L82 58H84ZM87 55H88V56H87ZM94 55H95V54H94ZM100 55H101V54H100ZM105 55H106V54H105ZM108 55H109V54H108ZM110 55H112V54H110ZM116 55H117V54H116ZM116 55H115V56H116ZM129 55H130V54H129ZM129 55H128V56H129ZM151 55H152L153 57H150ZM92 56H93V55H92ZM101 56H102V55H101ZM112 56H114V54H113ZM130 56H131V55H130ZM10 57H12V58L10 59ZM49 57H48V58H49ZM52 57H53V56H52ZM61 57H60V59H61ZM72 57H75V58L73 59ZM86 57H85V58H86ZM136 57H137V56H136ZM139 57H140V56H139ZM139 57H138V58H139ZM141 57H142V56H141ZM263 57H264V56H263ZM263 57H262V58H263ZM40 58H41V60H39ZM42 58H43L44 60H43ZM65 58H66V59H65ZM85 58H84V59H85ZM94 58H96V57H94ZM99 58H100V57H99ZM142 58H143V57H142ZM184 58H183V59H184ZM187 58H186V59H187ZM195 58H194V59H195ZM26 59H27V60H26ZM52 59H54V58H52ZM88 59H89V58H87V60H88ZM96 59H97V58H96ZM118 59H119V58H118ZM118 59H116V60H118ZM136 59H137V58H136ZM186 59H185V60H186ZM194 59H193V60H194ZM263 59H264V58H263ZM48 60H49V59H47V61H48ZM72 60H71V62H72ZM98 60H99V59H98ZM98 60H97V61H98ZM110 60H111V59H110ZM110 60H107V61L110 62ZM132 60H133V59H132ZM134 60H135V59H134ZM134 60H133V61H134ZM258 60H260V59H258ZM258 60H257V61H258ZM261 60H262V59H261ZM21 61H22V62H21ZM42 61H41V65L44 66V64H42ZM49 61H50V60H49ZM49 61H48V62H49ZM90 61H91V60H90ZM140 61H142V63H144L143 60H140ZM148 61H149V60H148ZM186 61H187V60H186ZM188 61H187V62H188ZM263 61H264V60H263ZM35 62H38V64L35 63ZM48 62L46 63L47 65H45L46 67L44 66L45 68H47V66H48ZM60 62H61V61H59V63H60ZM71 62H70V65H71ZM95 62H96V61H95ZM129 62H131V61H129ZM135 62H136V61H135ZM152 62H154V61H152ZM187 62H185V63H187ZM260 62H261V61H260ZM32 63H33V64H36V66H33L34 69H35V68H36V69H40L41 71L39 70L40 72H38V71H37V72H34L35 70H33V68L30 66V65H32ZM44 63H45V62H44ZM51 63H52V65L54 66V67L52 66L53 69L56 68L55 70H57V68L60 67V66H58V65L55 63V61L52 62V60H51ZM51 63H49V65H50ZM54 63H55L56 65H54ZM57 63H58V62H57ZM59 63H58V64H59ZM61 63H62V62H61ZM76 63H78V64H76ZM91 63H92V62H91ZM110 63H111V62H110ZM114 63H115V62H114ZM114 63H113V64H114ZM125 63H126V62H125ZM147 63H149V62H147ZM156 63H158V62H156ZM183 63H184V62H182V64H183ZM263 63H264V62H263ZM64 64H65V65H64ZM99 64H100V63H99ZM113 64H112V65H113ZM133 64H134V63H133ZM135 64H136V63H135ZM140 64H141V63H140ZM151 64L154 65V63H151ZM180 64H181V62H180ZM257 64H258V63H257ZM41 65H39V66L42 67ZM59 65L64 66L63 68L60 69V71L63 72L62 70L65 69V66L68 65V63L65 62V63H63V64H59ZM75 65H73L74 68H75ZM97 65H98V63H97ZM97 65H96V66H97ZM107 65L109 66L110 64L107 63ZM118 65H119V64H118ZM142 65H145V64H142ZM142 65H141V66H142ZM156 65H158V64H156ZM186 65H187V64H186ZM29 66H30L32 69H31V68L29 69ZM56 66H58V67H56ZM68 66H69V65H68ZM73 66H72V68H73ZM94 66H95V65H94ZM94 66L92 65V67H94ZM99 66H101V65H99ZM130 66H131V65H130ZM135 66H136V65H134V67H135ZM139 66H140V65H139ZM146 66H147V65H146ZM146 66H145V67H146ZM150 66H151L152 68H151V69L149 68L148 70H146L145 67L143 66L144 71H145V70H146V71L152 70V69H153V66H152V65H150ZM150 66H149V67H150ZM162 66H160V67L162 68ZM188 66H189V65H188ZM194 66H191V65H190L189 68H194ZM50 67H51V65H50ZM52 67H51V69H52ZM78 67L76 66L77 69H78ZM134 67H133V68H134ZM136 67H137V66H136ZM156 67H157V66H156ZM164 67H163V68H164ZM48 68H49V67H48ZM66 68H67V70H68L69 67H66ZM72 68H71V69H72ZM74 68H73V69H74ZM97 68H98V67H97ZM107 68H108V67H107ZM140 68H141V67H140ZM140 68H139V69H140ZM143 68H141V69H143ZM185 68H186V67H185ZM185 68H184V70H185ZM189 68H187V70H188ZM5 69H6L7 71L9 70V73L6 71V72H7L6 75L3 73V72L5 71ZM53 69H52V70H53ZM58 69H59V68H58ZM71 69L69 68L68 71L71 72ZM95 69H96V68H95ZM101 69H103V68L101 67ZM169 69H168V71H169ZM173 69H174V68H173ZM180 69H181V71L183 72L182 67H181ZM259 69H262V68H259ZM32 70H33V71H32ZM45 70L47 71V69H45ZM55 70H53V71H55ZM83 70H84V69H83ZM83 70H82V71H83ZM89 70H90V67H89ZM93 70H94V69H93ZM93 70H91V72H92ZM130 70H131V69H130ZM137 70H138V69H137ZM153 70H154V69H153ZM164 70H166V69H164ZM171 70H172V69H171ZM171 70H170V72H174V73H175V70H174V71H171ZM48 71H50V69H49ZM53 71H51V72H53ZM68 71H67V72H68ZM74 71H75V70H74ZM77 71H78V70H77ZM86 71H87V70H86ZM86 71L84 70V72H86ZM95 71H96V70H95ZM126 71H127V70H126ZM158 71H159V69H158ZM160 71H161V70H160ZM176 71H177V69H176ZM194 71H195V70H194ZM194 71H193V74H196V75H197V73H194ZM196 71H195V72H196ZM246 71H249V72L246 73ZM6 72H5V73H6ZM58 72H59V70H58ZM58 72L56 71V73H58ZM70 72H68V73L70 74ZM87 72H88V71H87ZM91 72H89V73H91ZM93 72H94V71H93ZM111 72H112V71H111ZM129 72H131V71H129ZM141 72H142V71H141ZM150 72H151V71H150ZM153 72H154V71H153ZM164 72H165V71H164ZM164 72H163V73H164ZM182 72H181V73H182ZM191 72H192V71H191ZM259 72H260V71L258 70V73H259ZM261 72H263V69H262ZM261 72H260V73H261ZM47 73H48V72H47ZM59 73H60V72H59ZM59 73H58L57 75H56L55 73H53L52 77L54 76V74H55V77H57V76L59 75ZM64 73H66V72H64ZM80 73H83V72H80ZM120 73H121V72H120ZM120 73H119V74H120ZM123 73H124V71H123ZM135 73H136V72H135ZM144 73H145V72H144ZM147 73H148V72H147ZM178 73H179V72H178ZM186 73L189 74L190 72H186ZM186 73H185V74H186ZM49 74H50V73H48L47 75H49ZM66 74H67V73H66ZM66 74H64L65 77H66V76L68 77L69 74H67V75H66ZM104 74H105V72H104ZM104 74H103V75H104ZM107 74H108V73H107ZM132 74H134V73H132ZM137 74H138V73H137ZM150 74H151V73H150ZM230 74H231V73H230ZM230 74H229V75H230ZM253 74H256V73H253ZM263 74H264V72H263ZM45 75H46V74H44V76H43V74H42V76L39 75V76H41V77H40V79H41L40 81H41L42 83L44 82L42 86H44V84L48 82V81H46V80L48 79V77H49V76L51 77V75H49V76H47V75L45 76ZM70 75H71V74H70ZM70 75H69V78H71ZM88 75H89V74H88ZM112 75H114V74H112ZM134 75H135V74H134ZM134 75H133V76H134ZM143 75H144V74H143ZM147 75H148V74H146V77H147ZM156 75H157V73H156ZM162 75H163V74H162ZM167 75H168V74H167ZM169 75H170V74H169ZM181 75H184V74L182 73ZM181 75H180V76H181ZM190 75H192V74L190 73ZM232 75H233V74H232ZM239 75H238V76H239ZM22 76H24L25 79H24ZM34 76H36V75H34ZM39 76H38V77H39ZM61 76H62V79H63V78H64V77H63V73H62L61 75H59V79L61 78ZM81 76H82V75H81ZM95 76H96V74H95ZM104 76H105V75H104ZM104 76H103V77H104ZM109 76H110V78H111V74H110ZM121 76H122V75H121ZM121 76H120V77H121ZM140 76H141V75H140ZM159 76H160V74H159ZM177 76H179V74H177ZM186 76H187V74H186ZM204 76H203V77H204ZM245 76H246V75H245ZM28 77H29V76H28ZM30 77H31V73H30ZM36 77H37V76H36ZM38 77H37V78H38ZM52 77H51V78H52ZM67 77H66V78H67ZM73 77H74V76H73ZM96 77H97V76H96ZM98 77H99V76H98ZM101 77H102V74H101ZM103 77H102V78H103ZM105 77H106V76H105ZM107 77H108V76H107ZM112 77H113V76H112ZM148 77H149V76H148ZM152 77H153V76H152ZM171 77H172V75H171ZM205 77H206V76H205ZM212 77H213V76H212ZM234 77H235V76H234ZM31 78H32V77H31ZM128 78H129V77H128ZM138 78H141V77L138 76ZM144 78H145V77H144ZM174 78H175V77H174ZM189 78H190V76H189ZM206 78H207V77H206ZM53 79H54V77H53ZM55 79H56V78H55ZM59 79H57V80H59ZM95 79H96V78H95ZM112 79H113V78H112ZM116 79L119 80L118 78H115V81H116ZM126 79H127V78H126ZM134 79H135V78H134ZM158 79H159V78H158ZM213 79H214V78H213ZM23 80H21V82H23ZM33 80H34V77H33ZM42 80H45L46 82H45V81H42ZM60 80H61V79H60ZM65 80H66V79H65ZM67 80H69V81L71 82L70 79L67 78ZM105 80H106V79H105ZM105 80H104V82H105ZM109 80H110V79H109ZM122 80H123V79H122ZM156 80H157V79H156ZM187 80H188V79H187ZM26 81H27V80H26ZM28 81H29V82H30V81H31V82H35V81H36V78H35L34 81H32V79L30 80V78H29ZM37 81H38L37 84H41L40 81H39V79H38ZM63 81H64V80H63ZM63 81L61 80V82L59 81V82H60V83H59V82H57V81L55 80V82H54L53 84H54V85L57 84V83L61 84ZM75 81H76V80H75ZM98 81H100V80H98ZM112 81H113V80H112ZM123 81H125V80H123ZM129 81H130V79H129ZM158 81H159V80H158ZM16 82H17V83H16ZM29 82H28V83H29ZM31 82H30V83H31ZM51 82H52V80H50V83H51ZM56 82H57V83H56ZM65 82H66V81H64V83H65ZM70 82H67V83L70 84ZM135 82H136V81H135ZM23 83H24V82H23ZM48 83H49V82H48ZM48 83H47V85H48ZM67 83H66V84H67ZM88 83H89V82H88ZM99 83H100V82H99ZM115 83H116V82H115ZM158 83H159V82H158ZM174 83H175V84H174ZM174 83H173V85H170V87L168 86V87L171 89V90H170V91H171L170 94H171V93H176L177 91H179V93L183 92V91L180 92V90H184L183 93L186 94L187 92L185 91L184 88L186 87V89H189V88H187V87H190V86L192 85L191 83H189V84H191V85H189V84L187 83L189 86H186L187 84L184 86L183 83H180L181 85H176L177 82H174ZM204 83H205V84H203V85H205V86L211 84V83H208V84H207L206 82H204ZM18 84H20V83H18ZM21 84H22V83H21ZM24 84H26V83H24ZM31 84H32V83H31ZM59 84H58V85H59ZM71 84H72V85H76V84H74V83H71ZM71 84H70V85H71ZM124 84H125V83H124ZM139 84H140V83H139ZM199 84H200V83L197 84V85H198V88L201 87V89H202V91H203V87H205V86L202 85V86H203V87H202V86H200ZM220 84H221V83H219V86H220ZM222 84H223V83H222ZM227 84H228V83H227ZM227 84H225V85H227ZM233 84H234V83H233ZM45 85H46V84H45ZM47 85H46L45 87H47ZM62 85L65 86L63 83H62ZM72 85H71V86H67L68 88H66V86H65V89L62 88L63 86L60 87V85H59V87H58V86H55L56 89H57L58 91H60V93H59V92H58V93L55 92L56 95H57V94H58V95L60 94L61 97H64L62 94L65 93V92L63 91V93H62V92H61L62 90H61L60 88H62L63 90H66V91H67V90H69V87H71V90H70V92H71L72 89H73V87H74V86L72 87ZM78 85H79V84H78ZM89 85H90V84H89ZM89 85H88V86H89ZM106 85H107V84H106ZM108 85H109V84H108ZM110 85H111V84H110ZM126 85H127V84H126ZM128 85H129V84H128ZM131 85H132V84H131ZM193 85H194V84H193ZM213 85H214V84H213ZM217 85H218V84H217ZM234 85H235V84H234ZM240 85H241V84H240ZM244 85H245V84H244ZM259 85H260V90H261V91H264V83H262V84L259 83ZM17 86H18V85H17ZM17 86H16V88H17ZM23 86H24V85H23ZM23 86H21V87H23ZM42 86H40V87H42ZM81 86H82V85H81ZM133 86H135V85H133ZM151 86H152V85H151ZM156 86H157V85H156ZM210 86H212V84H211ZM221 86H223V85H221ZM221 86L219 87V90H222V89H220ZM238 86H239V85H238ZM21 87H20V88H21ZM34 87H35V91H36V89L38 90V88H37L38 86H37V87L34 86ZM40 87H39V88H40ZM55 87L53 88V86H52V88H53V89H52V88H50V87L48 86V88L52 89L53 92H52L50 89H47V88H45V89H46L45 91H48V90H49V91H48L49 93H50V91H51L52 93H51L50 95H51V96L53 95V97H54V96L56 97V95H55V93H54ZM57 87H58L59 89H58ZM120 87H121V86H120ZM194 87H195V86H194ZM194 87L192 86V90H191V89H190V90L193 91L192 93H194V94L196 95L195 91L198 90V91L200 92L201 90L198 89L197 87H196V88H197V90H196V88H194ZM230 87H231V86H230ZM236 87H237V86H236ZM247 87H248V86H247ZM249 87H250V86H249ZM16 88H15V89H16ZM20 88H19V89H20ZM23 88H26V87H23ZM23 88H21V91H22ZM27 88H29V87H27ZM75 88H76V87H75ZM75 88L73 89L74 91L76 90ZM96 88H97V86H96ZM112 88H113V87H112ZM125 88H126V87H125ZM128 88H129V87H128ZM128 88H127V91H126V89H123V91L125 90V92L127 93V92L129 91ZM133 88H134V87H133ZM154 88H155V87H154ZM193 88H194L195 91L193 90ZM207 88L210 89V90L212 89L211 87H207ZM240 88H241V87H240ZM29 89H30V90L33 89V86H32L31 88H29ZM41 89L44 90V87L41 88ZM41 89H39V90L36 91V92H39V93H40V90H41ZM77 89H78V88H77ZM93 89H94V87H93ZM93 89H92V91H93ZM101 89H104V88H101ZM106 89H107V88H106ZM148 89H149V88H148ZM204 89H206V88H204ZM213 89H214V88H213ZM213 89H212V90H213ZM225 89H226V88H225ZM225 89H224V90H225ZM23 90H24V89H23ZM26 90L28 91V89H26ZM57 90H55V91H57ZM104 90H105V89H104ZM104 90H103V91H104ZM146 90H147V89H146ZM166 90H167V89H166ZM168 90H169V89H168ZM227 90H228V89H227ZM15 91H16V90H15ZM17 91H18V88H17ZM35 91H33V92L35 93ZM45 91H44V92H45ZM74 91H72V92H74ZM112 91H113V89H112ZM123 91H122V93H123ZM147 91H148V90H147ZM202 91H201V92H202ZM206 91L208 92L209 90H205V92H202V93L205 95ZM214 91H215V90H214ZM217 91H218V90H217ZM230 91H231V90H230ZM261 91H260V93H261ZM10 92H11V93H10ZM22 92H23V91H22ZM30 92H31V91H30ZM30 92H29V93H30ZM44 92H42V93H44ZM48 92H45V93H46L47 95H49ZM70 92H69V94L72 93V92H71V93H70ZM75 92H77V91H75ZM114 92H115V91H114ZM119 92L121 93V91H119ZM125 92H124V93H125ZM149 92H150V91H149ZM199 92H198L197 94H199ZM218 92H220V91H218ZM225 92H227V91H225ZM225 92H223V93H225ZM17 93H18V92H17ZM23 93H24V92H23ZM23 93L20 95V91H19L18 96L20 95V98L23 97V96H25V98H26V97H27V96H26L27 94L25 93L26 95H25V94L23 95ZM27 93H28V92H27ZM29 93H28V94H29ZM53 93H54V94H53ZM91 93H92V92H91ZM122 93H121V94H122ZM124 93H123V94H124ZM136 93H137V92H136ZM189 93H190V91H189ZM202 93H201L200 95H202ZM209 93H211V92L209 91L208 93H206V95H207V94L209 95ZM213 93H214V92H213ZM213 93H212V94H213ZM215 93H216V92H215ZM221 93H222V92H221ZM221 93H220V94H221ZM234 93H235V92H234ZM234 93H233V94H234ZM14 94H12L13 97L11 96V97L13 98V101H14V99H15V98H14V97H15ZM66 94L68 95V93L66 92V93L64 94L65 97L67 98V95H66ZM75 94H76V93H75ZM75 94H74V96L71 95V98H72V96H73V97H76ZM104 94H105V93H104ZM106 94H107V93H106ZM106 94H105V95H106ZM128 94H129V96H130V92L127 93L126 95L128 96ZM145 94H146V93H145ZM154 94H155V93H154ZM154 94H153V95H154ZM190 94H191V93H190ZM212 94H211V95H212ZM217 94H218V93H217ZM226 94H227V93H226ZM226 94L223 95V96L225 97ZM231 94H232V92H231ZM237 94H238V93H237ZM261 94H264V93L262 92ZM261 94H260V97H261ZM15 95H17V94H15ZM34 95H35V94H34ZM43 95H44V94H42V96H43ZM87 95H89V94H87ZM113 95H115V94H113ZM118 95H119V94H118ZM118 95H117V96H118ZM126 95L124 94L123 97H124V96L127 97ZM131 95H132V94H131ZM174 95H175V94H174ZM174 95H172V96H174ZM182 95H183V94H181V96L179 95L180 97H179V96H178V97L181 99V98L183 97ZM211 95H210V98L212 97ZM18 96H16V97H18ZM38 96H40V94H38ZM80 96H81V94H80ZM90 96H91V94H90ZM117 96H116L115 99H117ZM120 96H121V95H120ZM120 96H118V99H117L118 101L115 100V101L117 102L116 104H118V102L121 100V98L123 99V97L121 96V98H120ZM129 96H128V98H125V97H124L123 101H124L125 99H127V101H128ZM135 96H136V95H134V97L132 96L133 98L130 96V99H129V100H130V101H129L130 103L127 102L128 105H130L131 102H133V101H131V100H133V99L135 98ZM139 96H140V95H139ZM165 96H167V95L165 94ZM185 96H186V95H185ZM191 96L194 97V95H192V94H191ZM191 96H190V97H191ZM213 96H214V94H213ZM218 96H219V94H218ZM237 96H238V95H237ZM237 96H236V97H237ZM263 96H264V95H263ZM11 97H10V98H11ZM31 97H32V96H31ZM65 97H64V99H62V98H61V99L64 100L65 102H67V100H65ZM68 97H69V96H68ZM95 97H96V96H95ZM100 97H101V96H100ZM100 97H99V98H100ZM137 97H138V96H137ZM175 97H177V95H175ZM175 97H174V98H175ZM187 97H189V96L187 95ZM196 97H197V95H196ZM196 97H195V99H196ZM219 97H220V96H219ZM221 97H222V96H221ZM221 97H220V98H221ZM226 97H228V96H226ZM226 97H225V98H226ZM232 97H233V96H232ZM232 97H231V98H232ZM234 97H235V96H234ZM234 97H233V98H234ZM260 97H259V98H260ZM5 98H7V97H4V101H5V103L3 102V98L0 99V101L2 100L1 103L4 104V108H5L6 104H8V102H9V104H8L9 106H8V107H10V101H11V100H9V101L7 100L8 102L6 103ZM25 98H23V99L25 100ZM48 98H49V97H48ZM51 98H52V97H51ZM69 98H70V97H69ZM71 98H70V99H71ZM89 98H90V97H89ZM103 98H104V97H103ZM113 98H114V97H113ZM119 98H120V99H119ZM131 98H132V99H131ZM138 98H139V97H138ZM146 98H147V97H146ZM179 98H177V100H178ZM183 98H186V97H183ZM197 98L201 99L199 95H198ZM207 98H208V96H207ZM233 98H232V99H233ZM262 98H263V97H262ZM7 99H9V98H7ZM16 99H17V98H16ZM18 99H19V98H18ZM23 99H22V100H23ZM43 99H44V98H43ZM53 99H54V98H53ZM58 99H59V98H58ZM61 99H60V101L63 103L64 101H62ZM73 99H74V98H73ZM76 99H77V98H76ZM166 99H167V98H166ZM171 99H172V98H171ZM180 99H179V100H180ZM193 99H194V98H193ZM193 99H192V97H191V100H193ZM195 99H194V101H195ZM213 99H214V98H213ZM213 99H212V102L214 101ZM215 99H217V98L215 97ZM218 99H219V98H218ZM223 99H224V98H223ZM223 99H222V100H223ZM228 99H229V97H228ZM234 99H236V98H234ZM234 99H233V100H234ZM263 99H264V98H263ZM263 99L260 98L261 103H259L258 101H255V102L257 103V105H258V103H259V105H258L259 107H260V106H263V104H262V100H263ZM22 100H20V101H21V102H20L21 104H22ZM31 100H32V99H31ZM51 100H52V99H51ZM55 100H56V99H54V101H55ZM101 100H102V98H101ZM105 100H106V99H105ZM137 100H138V99H137ZM137 100L134 99L135 102H138V103H139V101H137ZM139 100H140V99H139ZM147 100H148V99H147ZM150 100H151V99H150ZM150 100H148V101H150ZM177 100H176V101H177ZM182 100H183V99H182ZM184 100H185V99H184ZM186 100H188V99L186 98ZM186 100H185V101H186ZM197 100H198V99H196V101H197ZM203 100H204V96H203ZM205 100H206V97H205ZM209 100H210V99H209ZM222 100H221V102H222ZM229 100H230V99H229ZM258 100H259V99H258ZM13 101H11V103H12ZM52 101H53V100H52ZM56 101H57V100H56ZM56 101H55V102H56ZM60 101L58 100L59 103H61ZM93 101H94V100H93ZM96 101H98V100H96ZM108 101H110V99H109ZM123 101H122V102H123ZM169 101H170V99H169ZM180 101H181V100H180ZM185 101L182 102L183 105L185 104V106H183V107H186L185 110H187V108L190 109L191 107H193V111H194V109H195V107H196L195 105H197V104H194V106L191 105V107H189L190 105H188V103L191 104L192 101H191V102H187V101H186L188 106L186 105V102H185ZM189 101H190V100H189ZM198 101H201V100H198ZM207 101H208V100H206V102H207ZM218 101L220 102V99H219ZM225 101H226V99H225ZM14 102H15V101H14ZM16 102H17V100H16ZM26 102H27V101H25V103H26ZM58 102H57V104H58V106H59V103H58ZM65 102H64V103H65ZM68 102H69V101H68ZM80 102H81V100H80ZM100 102H102V101H100ZM106 102H107V101H106ZM111 102H112V101L109 102V106H110V107H113V108H116L117 105L114 103V101H113L112 103H111ZM150 102H152V101H150ZM167 102H168V101H167ZM167 102H166V103H167ZM184 102H185V103H184ZM203 102H204V101L199 102V103L197 102V103H198V105H199L200 103L203 104ZM214 102L217 103V100L214 101ZM214 102H213V104H214L215 106H214L213 104H210L211 102L209 101V102L207 103L208 106H204V107H203L204 110H206L205 107L207 108L206 113H205V112H200V113H199V111H200L202 108H200L199 111H198L197 109H198L199 107H202V106H199V107H198V105H197L198 108L196 107V111H197L198 114L201 115V114L204 113V114H208V115L210 116V117H209L208 115L204 116V114L201 115V119H204L205 121H204V120H203V121L201 120V121H200V124L202 123V124L204 125V124L208 123V124L211 126V125H212L211 123H213V125H214V123L216 122V121H215V116H216V115L214 116V115H213L214 113H213L212 115L214 116V117H213V118H214L213 120H214L215 122L211 121L212 119H210L211 122L208 121V120H209L208 118H211V117H212V115H210V114L208 113V111L212 113V109H210V110H211V111H210L208 107H209L210 105H211V107H212V105H213V107H214L213 110H215V114H216V113H217V112H216V108H217V111L219 112L218 108H219L221 105H223L225 102H222L223 104H221V103L218 102V103H219L218 106L220 105L219 107H218ZM227 102H228V101H227ZM227 102H226V103H227ZM255 102L253 101L254 104H255ZM1 103H0V104H1ZM18 103H19V102H18ZM20 103H19L18 105H20ZM32 103H33V102H32ZM82 103H83V102H82ZM82 103H81V104H82ZM88 103H89V102H88ZM92 103H93V102H92ZM110 103L113 104V105L115 104V107H114L113 105H111ZM138 103H137V105L140 104L139 106H142L141 104L143 103V101H142V103H139V104H138ZM175 103H176V102H175ZM182 103H181V104H182ZM193 103H195V102H193ZM229 103H230V102H229ZM253 103L251 102L250 105L253 104ZM263 103H264V102H263ZM14 104H15V103L11 104V107L14 106V107H13V108H14L13 113H14L15 110H17V109H15V105H14ZM33 104H34V103H33ZM49 104H50V103H49ZM54 104H56V103H54ZM57 104H56V105H57ZM81 104H80V105H81ZM94 104L97 105L98 102H97V104H96V102H94ZM94 104H92V105H94ZM104 104H105V106H106L108 103H107V104L104 103ZM104 104L102 105V103H101V105L103 106L102 108H105V107H104ZM119 104H120V103H119ZM122 104H123V103H122ZM147 104H148V103H147ZM167 104H168V103H167ZM173 104H174V102H173ZM205 104H206V103H205ZM205 104H203V105H205ZM247 104H248V103H247ZM260 104H261V105H260ZM12 105H13V106H12ZM18 105H17V103H16V106H18ZM23 105H24V104H23ZM23 105H22V106H23ZM26 105H29V104L26 103ZM30 105H31V104H30ZM50 105H51V104H50ZM52 105H53V104H52ZM62 105H63V104H61V106H62ZM123 105L125 106V102H124ZM155 105H156V104H155ZM171 105H172V103L170 104V106H171ZM174 105H175V104H174ZM174 105H173V108H174ZM230 105H233V106L231 107V109H230V108H228L227 110L225 109L227 112H225L226 114L224 115V119L226 118V119H228V121H229V119H231V118H233L234 116H236L234 113H235L236 110L239 109V107H240V106H239L240 104L237 103V102L234 103V101H233V104H232V100H231ZM245 105H246V103H245ZM245 105H243V106H245ZM248 105H249V104H248ZM250 105H249V106H250ZM20 106H21V105H20ZM22 106H21V107H18V108H20V109H18V110H21ZM33 106H34V105H33ZM54 106H55V105H54ZM58 106H57V107H58ZM63 106H66V104L63 105ZM68 106H69V105H68ZM98 106H100V103H99ZM120 106H122V105H120ZM126 106H127V105H126ZM131 106H132V108H133V109L130 108V109L132 110L131 112H133V110H135L136 108H138V109L141 108V107L139 108V106L136 107L135 103H134V105L131 104ZM131 106H128V107H131ZM134 106H135L136 108H134ZM143 106H145V105H143ZM143 106H142V107H143ZM166 106L169 108V105H166ZM216 106H217V107H216ZM223 106H224V105H223ZM225 106H226V104H225ZM55 107H56V106H55ZM57 107H56V109H55V110H56L55 112H57V109L60 110V109H59L60 106H59L58 108H57ZM66 107H67V106H66ZM91 107L94 108L93 106H91ZM107 107H108V106H107ZM107 107L105 108L106 110L110 109V108L107 109ZM122 107H123V106H122ZM175 107H176V106H175ZM177 107H179L178 110H177V108H174V109H173L172 106H171V107L169 108V111H170L171 109H173V111H175V112H173L172 114H174V113H176V110H177V111H181L180 109L184 110V108L181 107L180 105L177 106ZM180 107H181V108H180ZM215 107H216V108H215ZM229 107H230V106H229ZM250 107H251V106H250ZM250 107L247 106V108H248V109H251V110H252V108H254L253 106H252L251 108H250ZM255 107L258 108L257 106H255ZM2 108H3V105H2ZM23 108H26L25 110H26V112H27V107L25 106V107H23ZM29 108H30V107H29ZM48 108H49V107H48ZM51 108H52V107H51ZM68 108H69V107H68ZM95 108H97V106H96ZM113 108H112V110H113ZM118 108H119V107H117L116 109H118ZM120 108H121V107H120ZM120 108H119V109H120ZM148 108H149V107H148ZM152 108H153V107H152ZM152 108H151V109H152ZM156 108H157V107H156ZM156 108H155V109H156ZM164 108H166V107H164ZM220 108H221V107H220ZM222 108H223V107H222ZM245 108H246V107H245ZM245 108H244V109H245ZM256 108H255V109H256ZM0 109H1V108H0ZM5 109L8 110L7 107H6ZM35 109H36V108H35ZM61 109H62V107H61ZM105 109H102V110L104 111ZM125 109L127 110V108H125ZM138 109H136V111H138ZM143 109H144V108H143ZM175 109H176V110H175ZM189 109H188V110H189ZM260 109H261V108H260ZM263 109H264V106H263V108L261 109V112H262ZM1 110H2V109H1ZM1 110H0V111H1ZM25 110H23V111H25ZM29 110H30V109H28V111H29ZM40 110H41V109H40ZM48 110H49V109H48ZM93 110H94V109H92V111H90L91 114L88 112L89 114L86 113V115H87V116H88V115H89V116H93L94 114L96 115V111H97L98 113H100L99 111H101V107L98 108V109H95L96 111H94V112H93ZM110 110H111V109H110ZM110 110H109V111H110ZM126 110H125V112H126ZM128 110H129V109H128ZM128 110H127V111H128ZM141 110H142V109H141ZM145 110H146V109H145ZM145 110H143V112H144ZM148 110H149V109H148ZM166 110H168V109L166 108ZM204 110H203V111H204ZM242 110H243V107H241V110H240L241 115H240V113H239V114L236 113V114H238L239 116H242V114H243V116H244V113H245V111H247V109L243 110L244 112H241ZM257 110H258V109H257ZM8 111H9V110H8ZM11 111H12V109H11ZM11 111H9L8 113H9V114H13V113H10ZM32 111H33V110H32ZM49 111H50V110H49ZM49 111H48V112H49ZM82 111H83V110H82ZM84 111H85V109H84ZM88 111H89V110H88ZM103 111H102V112H103ZM109 111H108V112H109ZM114 111H115V110H114ZM116 111H117V110H116ZM116 111H115V112H116ZM119 111H120V110H119ZM121 111H122V110H121ZM129 111H130V110H129ZM129 111H128V112H129ZM153 111H154V110H153ZM155 111H156V110H155ZM155 111L152 112V113H155ZM164 111H165V110H164ZM169 111L165 112L166 115L168 114L167 116H170V115H169ZM189 111H190V110H189ZM189 111H186V112H188V114L190 113L189 115L187 114L188 117H189L191 114H192V116H193V113H191V112H189ZM193 111H192V112H193ZM222 111H223V110H222ZM237 111H238V110H237ZM2 112H3V111H2ZM2 112H1V113H2ZM17 112H18V111H17ZM19 112H20V111H19ZM19 112H18V113H19ZM30 112H31V111H30ZM30 112H29V113H30ZM48 112H46V113H48ZM51 112H53V110H52ZM58 112H59V111H58ZM92 112H93L94 114H93ZM102 112H101V113H102ZM104 112L106 113V111H104ZM128 112H127V113H128ZM131 112H129V113H131ZM138 112H139V111H138ZM141 112H142V111H141ZM143 112H142V113H143ZM171 112H172V110H171ZM183 112H184V111H182V114H181V112H178V113H180V114H179L180 117L184 114ZM186 112H185V113H186ZM248 112H249V111H248ZM248 112H246V114H247ZM259 112H260V111H259ZM24 113H25V112H24ZM27 113H28V112H27ZM43 113H44V112H43ZM98 113H97V114H98ZM101 113H100V114H101ZM105 113H104V115H103V113H102L103 117H102V115L99 114L100 117H101L102 119H104V118H106L105 120L109 119V116H110L111 114H112L111 117L113 116V118L115 117V119H116V120L109 119V120H112V122H117V121H118L117 119L120 120V118H121V117L118 118L119 116L117 117V115L114 114V113L111 112V111L109 112V114L107 113L109 116H108V115L106 116ZM118 113H119V112H117V114H118ZM122 113H123V112H122ZM129 113H128V114H129ZM150 113H151V112H150ZM195 113H196V112H195ZM197 113H196V114H197ZM219 113H220V112H219ZM19 114H20V113H19ZM21 114H23V112H22ZM31 114H32V113H31ZM31 114H30V116H32ZM48 114H49V113H48ZM80 114H81V113H80ZM92 114H93V115H92ZM113 114H114V115H113ZM123 114H124V113H123ZM147 114H149V113H147ZM165 114H164V116H165ZM170 114H171V113H170ZM176 114H177V113H176ZM198 114H197V115H198ZM217 114H218V113H217ZM220 114H221V113H220ZM220 114H219V115H220ZM248 114H249V113H248ZM1 115H2V114H1ZM14 115H15V114H14ZM23 115H26V114H23ZM56 115H57V114H56ZM83 115H85V113H84ZM83 115H82V116H83ZM86 115H85V116H86ZM95 115H94V116H95ZM99 115H98V116H95V117H99ZM115 115H116V116H115ZM119 115H120V114H119ZM131 115H133V114L131 113ZM139 115H140V113H139ZM187 115H186V116L183 115V116L187 117ZM219 115H217V116H219ZM221 115H222V118H223V114H221ZM259 115H260V114H259ZM262 115H263V114H262ZM17 116H18V115H17ZM27 116H28V115H26V117H27ZM37 116H38V115H37ZM65 116H66V115H65ZM78 116H79V114H78ZM85 116H84V117H85ZM89 116L87 117V119L90 118ZM123 116H124V115H123ZM125 116H126V115H125ZM146 116H147V115H146ZM149 116H150V115H149ZM154 116H155V115H154ZM174 116H175V115H174ZM192 116H190L191 120H192V118H193ZM202 116H204V118H203ZM260 116H261V115H260ZM260 116H259V117H260ZM19 117H20V116H19ZM19 117H17V119H18V120H21V122H22L23 119H20ZM21 117H22V115H21ZM24 117H25V116H24ZM28 117H29V116H28ZM28 117H27V119H28ZM84 117H83V118H84ZM100 117H99V118H100ZM111 117H110V118H111ZM137 117H139L138 114H137ZM185 117H183V120L186 119ZM188 117H187V121H186V120H185V121H183V120H178L177 123L180 121L178 124L175 123L176 125H174V126L169 125V126L173 129V132H174V133L171 132V133H173V135H172L173 137H176V136L178 135L177 133H179V132L182 134V132H181L180 130H182V131L184 130V133H185V134H184V133L182 134V138H185V141H186V138H187V137H185V136H183V135H186L187 132L189 131V130L186 131L187 128H189V127H191V126H196L197 123H198V122L196 121V120H197L196 118H194L195 120L193 119L194 121H193V120L191 121L190 118H188ZM195 117H197V116H195ZM198 117L200 118V116H198ZM198 117H197V118H198ZM205 117H206V118H205ZM207 117H208V118H207ZM219 117H221V116H219ZM245 117H246V116H245ZM247 117H248V116H247ZM261 117H263V116H261ZM261 117H260V118H261ZM5 118H6V116H5ZM31 118H32V117H31ZM47 118H48V117H47ZM56 118H58V116H57ZM99 118H95V120H96V119L99 120ZM101 118H100V120H102ZM142 118H145V117H142ZM142 118H141V120H143ZM240 118H244V117H240ZM260 118H258V119H260ZM17 119H16V120H17ZM27 119L25 118V120L22 122L23 124H22L21 122H18V121H17L18 124L20 123L19 125L22 124L21 127H20L18 124H17V125H18L21 129H23V127H25V126H24V122H25ZM73 119H74V118H73ZM76 119H77V118H76ZM80 119H82V117H81ZM84 119H86V118H84ZM121 119H122V118H121ZM129 119H130V118H129ZM134 119H135V118H133V119H131V120L134 121ZM137 119H138V118H137ZM139 119H140V118H139ZM176 119H177V118H176ZM178 119H179V118H178ZM206 119H208V120L206 121ZM217 119H218V118L216 117V120H217ZM234 119H235V117H234ZM236 119H238V118H236ZM236 119H235V120H236ZM244 119L247 120L246 118H244ZM254 119H256V118H254ZM3 120H4V119H3ZM14 120H15V119H14ZM50 120H51V119H50ZM55 120H57V119H55ZM88 120H89V119H88ZM92 120H93V118H92ZM92 120H91V121H92ZM95 120H93V121H94V122H93V125L95 124ZM100 120H99L100 124H97V123H98V121H97V122H96L97 125L95 124L96 126L101 125V122H102V121H100ZM109 120H107V121H109ZM146 120H147V119H146ZM146 120H145V121H146ZM155 120H156V119H155ZM170 120H171V119H170ZM198 120H199V119H198ZM219 120L221 121L220 118H219ZM222 120H223V119H222ZM232 120H233V119H232ZM235 120H233V122L231 123L230 126H232V125L234 126V121H235ZM245 120L243 121V119H241V120H239V121H241V122H239V123L235 121V122L237 123V125L235 124L234 127L237 126L236 129H238V128H243V130H244L245 133H246V131L250 130V131H248V133L250 132V133H249L250 135L247 136V133H246V135H245L246 137H245L244 134H242V133H244V132H242V133L239 132V133H237L234 137L231 136V137H228L229 139H227V141L225 140V141L227 142V144H226V146L223 148L224 151H222L223 149H221V154H219L220 152L217 153L219 156H218V155H215L216 153L213 151V152L215 153L214 155L216 156V158L218 157L217 160H216V164H215V165H217L218 163H219V164L217 165L218 167L216 166V168H215V166H214V161H215V160L213 161V165L210 164L211 167H210V166L208 167L209 163L207 164V167H208V174H209V176H211V174H212V176H214V174L216 173V171L218 172V174H219L220 171H223V175L221 174L222 176H226V177H230V176H231V178H234L235 176H233V175H234L233 171H234L235 169H237L238 167H239L238 169H242V168H243L242 166H244V168L246 169V167H245V164H246V163H240V164H241V165H240V164L238 163L240 160H237V159H236V160L238 161L237 163H238L240 166H238L237 168H235V164H237V163H235V158H238V157H237V156H239L238 153H239V152H241V153L243 152V153H244L245 150H247V149L249 150V148L252 149V147L254 148V146H256V145H258V144L264 142V124H263V127H261L262 124L259 122L261 128L259 127V125H257L258 127L255 126V127H257V128H255V127H254V128H255L257 131L255 130L256 132L254 131L253 134L251 135V132L253 131L252 129H246V131H245V128L242 127V126L246 123ZM261 120H262V123H263V122H264V121H263V118H262ZM7 121H8V120H7ZM12 121H13V120H12ZM31 121H32V120H31ZM74 121H75V120H74ZM91 121H90V123H88V124H91V125L89 126V128L92 126V128L94 129L95 127H93ZM137 121H139V120H137ZM145 121L143 120V121H141V122H145ZM168 121H169V120H168ZM171 121H172V120H171ZM181 121H182V123H181ZM189 121L192 122V123L190 122L191 124H193V122L195 123V121H196L197 123H195V124H193V125H191V124L189 123V124L191 125V126H190V125L188 124ZM220 121L218 122V120H217V123H220ZM230 121H231V120H230ZM237 121H238V120H237ZM251 121H252V120H251ZM256 121H257V120H256ZM27 122H28V120H27ZM40 122H41V121H40ZM64 122H66V121H63V122H61L62 124H61V123H60V124L63 125ZM77 122H78V121H77ZM77 122H76V123H77ZM79 122H80V121H79ZM87 122H88V121H87ZM87 122H86V123H87ZM104 122H105V121H103L102 123L104 124ZM112 122L109 121L110 124H111ZM130 122H131V121H130ZM135 122H136V119H135ZM141 122L139 121V122H136L135 124H136V125L139 124V125H138V127H139V126H142V124H143V123H141ZM174 122H176L175 118H174ZM205 122H206V123H205ZM222 122H225V121H222ZM242 122H244V124H243ZM247 122H249V120H248ZM5 123H6V122H5ZM13 123H16V121L13 122ZM51 123H52V122H51ZM54 123H55V122H54ZM56 123H57V122H56ZM56 123H55V124L52 123V124L54 125V127H55ZM105 123H106V122H105ZM109 123L107 122L106 129L104 128V127H105L104 125H101V127H103V128H102L103 132H102V131H100V132H101V134H103V133H104V134H107V131H108V135H109V137H108L107 135H104V137L107 136L108 139H111V141H113V139H112L111 136H110V132H109V130H107V128H108L107 126L109 125ZM117 123H118V122H117ZM117 123H116V124H117ZM121 123H122V121H121ZM131 123H132V122H131ZM156 123H157V122H156ZM172 123H173V122H172ZM186 123H187V124H186ZM217 123H216L214 126L218 125ZM25 124H26V123H25ZM30 124H32V123L29 121V123H28V127H29ZM34 124H35V123H34ZM57 124L59 125V121H58ZM71 124H72V123H71ZM73 124H74V123H73ZM80 124H81V123H80ZM83 124H84V123H82V126H83ZM119 124H120V123H118L117 125H119ZM123 124H124V123H122V126H123ZM125 124H126V123H125ZM132 124L135 126L134 123H132ZM145 124H148V123L145 122V123H144V126H146ZM185 124H186L187 126H188V125H189V126L187 127ZM202 124H201V125H202ZM208 124H207V125H208ZM224 124H225V123L221 124V126L223 127ZM2 125H3V124H2ZM10 125H11V123H10ZM53 125H50V128L53 127ZM58 125H56V126H57L56 129H55L54 127L51 128V129L49 128L50 130L48 129V130L50 131L51 135H50L49 132H47L48 130H47V131H45L46 129L44 130L45 133H46V132H47V134L49 133L48 136H47V134L44 133V136H47V139H48V138H50L51 140L53 139V140H52V143L54 142V139H55V140H58V141H61V143H62V141H64V140H60L61 136L58 137L59 139L54 138V137H57V136L55 135V133L60 134L59 132L61 131V130H58L59 132H55V131L58 129ZM61 125H59V126H61ZM65 125H67V124L65 123ZM95 125H94V126H95ZM130 125H131V124H129L127 128H129ZM148 125H149V124H148ZM207 125H205L206 127L204 128V127H202V126L200 127V126H199V123H198V126L200 127V128H199L200 130H199V129H198V130L196 129V128H198V126H197L196 128H195V127H192V128H194L195 130H197V132H199V131L201 132V128H202V129H203V128L206 129V128H207ZM209 125H208V127H209ZM26 126H27V124H26ZM35 126H36V125H35ZM38 126H40V124H39ZM63 126H64V125H63ZM109 126H110V125H109ZM183 126H185V127H187V128L185 129V127H183ZM221 126H220V124H219V127H220V128L217 126V128H219V130H216L217 128H216V129L214 128L216 131H215V130H212V131H215V132H216L215 136L218 134V131H219V133H220V132H221L220 130L223 129V128H221ZM226 126H227V122H226ZM230 126L228 125V127H230ZM250 126H251V125H250ZM252 126H253V124H252ZM13 127H15L14 124H13ZM13 127H12V128H13ZM28 127H25L26 129H24V130L29 131V132H26V133H31L30 130L33 128V126H32L31 129H29ZM42 127H43V126H42ZM76 127H77V126H76ZM76 127H75V128H76ZM98 127H99V129H100V126H98ZM98 127H96V129H97ZM111 127H112V125H111ZM113 127H114V125H113ZM136 127H137V126H136ZM138 127H137V129H138ZM149 127H150V126H149ZM149 127H148L147 130H148V131H149V130L151 131L152 129H151V128L149 129ZM167 127H168V126H167ZM211 127H212V126H211ZM211 127H210V128H211ZM20 128H17V127H16V128H13V129H15L16 131H17V129H18V132H16V133H19V134H18L19 137L22 136V131H23V130H22L21 133H20V131H19ZM27 128H28V130H27ZM34 128H35V127H34ZM44 128H45V127H44ZM59 128H60V127H59ZM69 128H70V127H69ZM75 128H74V129H75ZM86 128H87V127H86ZM92 128H91V130L94 132V130H93ZM118 128H119V127H118ZM122 128H124V126H123ZM142 128H143V127H142ZM144 128H147V126L144 127ZM144 128H143V132H142V131H141V132L147 134L148 132H144V130H145ZM168 128H169V127H168ZM230 128H231V127H230ZM232 128H233V127H232ZM251 128H252V127H251ZM258 128H259V129H258ZM60 129L64 130L63 128H60ZM96 129H95V130H96ZM99 129H98V130H99ZM104 129L107 130V131H105ZM108 129H110V127H109ZM111 129H112V128H111ZM125 129H126V128H125ZM130 129H133V128H132V125H131V128H130ZM137 129H136V130H137ZM139 129H141V127H139ZM165 129H166V128H165ZM189 129H190V128H189ZM204 129H203V131H202V133H204V134H206L207 131H211V129L208 130V128H207V130H205V131H206V132H205ZM224 129H225V128H224ZM15 130H14V131H15ZM51 130H52V131H51ZM53 130H55V131H53ZM72 130H73V129H72ZM72 130H71V131H72ZM76 130H77V129H76ZM76 130H75V131H76ZM120 130H121V129H120ZM127 130H128V132L131 134L130 136H132V133H133L134 130H133V131L131 130L132 133L129 131V129H127ZM147 130H146V131H147ZM190 130H191V129H190ZM195 130H193L194 132H193V131H192V132H193V133H197V132H195ZM251 130H252V131H251ZM31 131H33V129H32ZM40 131H41V130H40ZM44 131H43V132H44ZM64 131H66V130H64ZM68 131H69V133H70V130H68ZM110 131H112V130H110ZM121 131H122V130H121ZM123 131H124V130H123ZM212 131L210 132V134L212 133ZM36 132H37V131H36ZM36 132H34V133H36ZM38 132H39V131H38ZM52 132H53V133H52ZM54 132H55V133H54ZM61 132H63V131H61ZM72 132L74 133V131H72ZM77 132H78V131H77ZM96 132H97V133H96ZM100 132H99V133H100ZM105 132H106V133H105ZM124 132H125V131H124ZM137 132H139V131H137ZM215 132H213V134H214ZM13 133H15V132H13ZM13 133H12L11 135L14 137V135H15L16 133H15L14 135H13ZM23 133H24V132H23ZM32 133H33V132H32ZM34 133H33V134H34ZM64 133H65V132H64ZM69 133H68V134H69ZM80 133H82V132H80ZM80 133H79V134H80ZM88 133H89V132H88ZM91 133H92V132H90V137L93 138L91 135H94V133H93V134H91ZM95 133L97 134V137L100 136V137H99V141L102 140V141H104V142H103L104 144L107 143V145H105V146H108V145H109V142H111V141L108 142V140H106L107 137H106V138L103 137V138L105 139V140H103L102 135L98 134V131H97V130L95 131ZM113 133H114V132H113ZM119 133H120V132H119ZM121 133H122V132H121ZM151 133H152V132H151ZM154 133H155V132H154ZM154 133H153V134H154ZM180 133H179V134H180ZM190 133H191V131H190ZM190 133H189V134H190ZM193 133H191L190 135H192V136L195 135L194 137H195L196 140H194V141H195V143L198 145V144H199V141H198L199 139L197 140V138H201V137H196V134H193ZM202 133H197V136H198V134H199V136H200ZM7 134H8V133H7ZM20 134H21V136H20ZM33 134H28V135H31V136H32ZM37 134H38V133H37ZM41 134H42V132H41L40 134H38V137H40V139H41L42 136H43V135H42V136H39V135H41ZM65 134H66V133H65ZM65 134H64V135H65ZM77 134H78V133H77ZM86 134H87V133H86ZM111 134H112V133H111ZM127 134H128V133H127ZM133 134H136V132H134ZM146 134H145V135L143 134V136H142V134H141L142 137H141L140 134H139L140 139H142L144 136H146ZM149 134H150V132H149ZM149 134H147V135H149ZM174 134H177V135H174ZM189 134H188V135H189ZM241 134H242L245 138H243V137L241 136ZM9 135H10V134H9ZM16 135H17V134H16ZM23 135L26 136L27 134H26V135L23 134ZM28 135H27V136H28ZM35 135H36V134H34V136H35ZM49 135H50V136H49ZM54 135H55V136H54ZM62 135H63V134H62ZM80 135H81V134H80ZM98 135H99V136H98ZM113 135H114V134H113ZM137 135H138V134H137ZM190 135H189V136H190ZM211 135H212V134H211ZM211 135H210V136H209V135H208V136H207V135H204V139H206L207 137H211ZM218 135H219V134H218ZM239 135L242 137L241 139H240V136H239ZM7 136H8V135H7ZM31 136H30V137H31ZM44 136H43V138H45ZM51 136H53V138H52ZM58 136H59V135H58ZM65 136H66V135H65ZM71 136L73 137L72 134H71ZM95 136H96V135H95ZM128 136H129V135H128ZM180 136H181V135H180ZM180 136L178 135V137H180ZM201 136H202V135H201ZM205 136H206V137H205ZM212 136H213V135H212ZM15 137H16V136H15ZM15 137H14V138H15ZM67 137H68V135H67ZM67 137H66L65 141H67V143L71 145V143H72L71 141L73 140V138L70 137V138H72V139H71V141L69 142L70 139L67 138ZM77 137H78V136H77ZM80 137H81V136H80ZM83 137H84V136H83ZM85 137H86V136H85ZM87 137H88V136H87ZM114 137H116V136H114ZM118 137H119V136H118ZM120 137H121V136H120ZM120 137H119V138H120ZM136 137H138V136H136ZM139 137H138V138H139ZM148 137H149V136H148ZM148 137H147V138H148ZM150 137H152V136H150ZM150 137H149L148 139H146V138H144V139L147 141V140L151 139ZM190 137H191V136H190ZM202 137H203V136H202ZM216 137H217V136H216ZM9 138H10V137H9ZM16 138H17V139H20V138H18V137H16ZM22 138H25V137H22ZM32 138H33V137H32ZM75 138H76V137H75ZM91 138H90V139H91ZM95 138H96V137H95ZM101 138H102V139H101ZM122 138H123V137H122ZM126 138H127V137H126ZM130 138H131V137H130ZM134 138H135V136L132 137V141L134 140ZM153 138H154V137H152V139H153ZM157 138H158V137H157ZM182 138L180 137V140H181V141L179 140V142H182V141L185 142L184 139H182ZM212 138L215 139V137H212ZM27 139H28V138H27ZM30 139H31V138H30ZM34 139H35V138H34ZM38 139H39V138H37L36 141H38ZM40 139H39L38 142H40ZM47 139H46V141H48ZM50 139H49V140H50ZM63 139H64V137H63ZM67 139H68V140H67ZM93 139H94V138H93ZM93 139H91V140H93ZM97 139H98V138H97ZM97 139H94L93 141H94L95 143H99V141H98ZM128 139H129V138H128ZM135 139H136V138H135ZM140 139L138 140V141H139V143H138L139 146H140V145L142 144V142H143V141L140 142ZM152 139H151V140H152ZM192 139H194V138L191 137L190 140H192ZM201 139H202V138H201ZM201 139H200V140H201ZM204 139H203V140H204ZM214 139H213V141H214ZM216 139H217V138H216ZM21 140H23V139H21ZM24 140H26V138H25ZM31 140H32V139H31ZM31 140H30V141H31ZM51 140L48 141V142H51ZM75 140H76V139H75ZM75 140L73 141V143L75 142ZM81 140H82V137L79 138V141H80V142H81ZM116 140H117V139H116ZM116 140L113 141L115 144H116V142H117L118 140L120 141L121 139H118L117 141H116ZM125 140H126V139H125ZM129 140H131V139H129ZM145 140H144V142H145ZM172 140L174 141V140H176V138H175V139H172ZM188 140H189V139H187V141H188ZM190 140H189V141H190ZM206 140H207V139H206ZM19 141H20V140H19ZM43 141H45V139H44ZM43 141H42V139H41V142H40L41 144H40V143H38V144L41 145V146H40L41 148H44V147L46 146V144H47V145H48V148H49V146H50V148L48 149V151H50V152H48V151L46 152V149H47V147H46V149L44 148V150L41 149V150H42L41 153L44 152V151H45L47 154H50L51 152H54V153H55V150H56L55 146H57V147H58V146H59V147L61 146L59 142H58L59 145H55V146L53 145L54 143L56 144L57 141L54 142L53 144L50 143L51 145H50L49 143H44ZM77 141H78V138H77ZM82 141H85V138H84V140H82ZM136 141H137V140H134L133 142L136 143ZM177 141H178V140H176V142H177ZM196 141H198V143H197ZM204 141H205V140H204ZM211 141H212V140H211ZM11 142H12V141H11ZM28 142H29V141H28ZM42 142H43V144H42ZM86 142H87V141H86ZM86 142H85V144H86ZM90 142H91V141H90ZM105 142H106V143H105ZM113 142H111V143L114 144ZM120 142H121V141H120ZM133 142L130 141V143H133ZM148 142H149V141H147L145 144H144V143H143V144L146 145V144H148ZM156 142H157V141H155L154 146L156 145ZM190 142H192V141H190ZM190 142H188L189 145L191 144ZM215 142H216V141H215ZM215 142H214V143H215ZM14 143H15V142H14ZM17 143H18V141H17ZM24 143H25V142H23V144H24ZM33 143H34V142H33ZM36 143H37V142H36ZM63 143H65V142H63ZM67 143H65V144H67ZM73 143H72V144H73ZM82 143H83V142H81V144H82ZM95 143H94L93 146H95ZM101 143H102V142H100V144H101ZM111 143H110L109 146L112 145ZM118 143H119V142H118ZM126 143H127V142H126ZM150 143H152V141H150ZM173 143H174V142H173ZM188 143H185V148H186V147H187V148L189 147V145L186 146V144H188ZM202 143H203V142H202ZM202 143L200 144V145H201V148H202V146H204V145H202ZM205 143H206V141H205ZM205 143H204V144H205ZM207 143H209V142H207ZM212 143H213V142H212ZM15 144H16V143H15ZM77 144L81 145L79 142H77ZM85 144H84V145H85ZM92 144H93V143H92ZM92 144H91V146H92ZM120 144H121V143H120ZM122 144H123V143H122ZM124 144H125V143H124ZM124 144H123V146H124ZM138 144H136V145H138ZM143 144H142V145H143ZM176 144H177V145H176ZM176 144H174V145H176V147H177L179 143L177 142ZM180 144H182V143H180ZM13 145H14V144H13ZM31 145H32V144H31ZM34 145H35V143L33 144V146H34ZM42 145H43V147H42ZM44 145H45V146H44ZM52 145L54 146L53 148L51 147ZM62 145H63V144H62ZM79 145L76 146V144L74 143V146H76V147H79ZM88 145H90V144L88 143ZM101 145H102V144H101ZM133 145H134V144H133ZM142 145H141V146H142ZM165 145H166V144H165ZM172 145H173V144H172ZM197 145H195V144L193 143V146H197ZM262 145H264V144L262 143ZM14 146H15V145H14ZM25 146H26V145H25ZM36 146H37V144H36ZM36 146H34V147H36ZM38 146H39V145H38ZM38 146L36 147L37 149H35V148H31V147H32V146H31V147L29 148V152H30L31 150H33V149H35L36 152H37V150H38ZM85 146H86V145H85ZM85 146H84V147H85ZM91 146H89V147H91ZM98 146H100V145L98 144ZM98 146H97V144H96L95 147H97V148L93 147V153H94V152H97L96 155H97L98 152L101 150ZM102 146H103V145H102ZM117 146H120V145L118 144ZM126 146H127V145H126ZM126 146H125V148H126ZM130 146H132V144H131ZM139 146H138V147H139ZM141 146H140V147H141ZM148 146H152V145H151V144H150V145L148 144V145H147V150L150 148V147H148ZM154 146H153V147H154ZM193 146L190 145V148H189L190 151H192L193 149L196 148V147H194V148L191 150V147H193ZM259 146H260V145H259ZM23 147H24V146H23ZM23 147H22V149H23ZM27 147H28V146H27ZM40 147H39V148H40ZM64 147H66V146L64 145ZM76 147H74V149H75ZM84 147H83V145H82V148H81V146H80V148H76V149H77L76 152H75V150L73 149L74 151H71L72 154H71V152H70V154L73 155V153L75 152V153H74V157H75V158H77L79 155H81L82 158L84 159V156H83V155H84L83 153L85 152V151H84L85 149H83ZM100 147H101V146H100ZM134 147H135V146H134ZM138 147H137V148H138ZM145 147H146V146H145ZM153 147H151V148H153ZM168 147H170V145H169ZM168 147H166V148L168 149ZM173 147H174V146H173ZM198 147H199V145H198ZM216 147H217V146H216ZM260 147H261V146H260ZM262 147H263V146H262ZM262 147H261L260 149H263ZM12 148H13V147H12ZM17 148H18V147H17ZM25 148H26V147H25ZM54 148H55V150H54ZM61 148H62V146L60 147V150L58 149L59 151H57V150H56V151H57V152H60L62 149H64V148H62V149H61ZM69 148H70V147H69ZM85 148L87 149L88 147H85ZM109 148H111V147H109ZM112 148H113V147H112ZM114 148H115V147H114ZM116 148H118V147H116ZM141 148H142V147H141ZM174 148H175V147H174ZM174 148H173V149H174ZM183 148H184V147H182L181 150H182ZM187 148H186V149H187ZM203 148H205V147H203ZM220 148H221V147H220ZM30 149H31V150H30ZM91 149H92V147L89 148V149H87V151H88V150H91ZM96 149H98V150L96 151ZM99 149H100V150H99ZM107 149H108V147H106L105 150H104V148H102V150H104L105 153L107 152V151H106ZM132 149H134V148H132ZM142 149H143V148H142ZM169 149H170V148H169ZM171 149H172V148H171ZM176 149H177V148H176ZM215 149H216V148H215ZM260 149L258 148L259 151H258L257 149H255V150L252 149V151H253V150H254V151L257 150V151H256V153H257V152H260ZM17 150H18V149H17ZM64 150H65V149H64ZM69 150H70V149H69ZM94 150H95V151H94ZM102 150H101L99 153L102 152L101 154H104V155H105V153H103ZM108 150H109V149H108ZM110 150H111V149H110ZM110 150H109V151H110ZM118 150H119V149H118ZM134 150H135V149H134ZM134 150H133V151H134ZM147 150H145V151H146V154H147V152H148ZM149 150H150V149H149ZM152 150H153V149H152ZM201 150H203V149H198V151H200V152H201ZM263 150H264V149H263ZM11 151H12V150H11ZM19 151H20V149H19ZM23 151H25V150H23ZM23 151H22V152H23ZM87 151H86V152H87ZM91 151H92V150H91ZM91 151H90V154H91ZM109 151H108V152H109ZM112 151H113V150H112ZM116 151H117V149H116ZM116 151H115V152H116ZM124 151H125V150H124ZM140 151H141V149H140ZM150 151H151V150H150ZM150 151H149V153H150ZM166 151H167V150H166ZM174 151H175V150H174ZM174 151L172 150V154H171V156H169V157L175 158V159H173V160L178 161V162H182L181 159H183V160L190 159V160H187V162H188V161L191 162V160H192L191 158H192L193 156H195V154L192 152L193 155H192V153H191V155H192L191 158L184 159V158H186V155H187L188 152H189L188 149H187V151H188L187 154H186V152H185V150H184L183 152H185V153H184V154H181V155H183V156H182L183 158L181 157V159H180L181 161H179V160H176V158H178V156H179V154H178L179 150L177 151V154H178L177 157H176V156L173 157L174 155H176V154H173ZM193 151H195V150H193ZM218 151H220V150L218 149ZM249 151H250V150H249ZM252 151H251V152H252ZM15 152H16V151H15ZM15 152H14V154H15ZM32 152H33V151H32ZM39 152H40V151H39ZM39 152H38V153H39ZM64 152H65V151H62V153H64ZM86 152H85V153H86ZM88 152H89V151H88ZM113 152H114V151H113ZM119 152H120V151H119ZM119 152H118V153H119ZM141 152H143V151H141ZM154 152H155L154 150H153V152L151 151L152 154H154ZM157 152H158V151H157ZM167 152L170 153L169 150H168ZM181 152H182V151H181ZM196 152H197V151H196ZM210 152H211V151H210ZM210 152H209V153H210ZM263 152H264V151H263ZM24 153H25V152H24ZM34 153H35V152H34ZM34 153H33L32 155H34ZM46 153H45V154H46ZM62 153H59V155L62 154ZM93 153H92V154H93ZM109 153H110V152H109ZM111 153H112V152H111ZM125 153H126V152H125ZM129 153H130V152H129ZM135 153H137V152H135ZM151 153H150V155H151ZM175 153H176V152H175ZM189 153H190V152H189ZM197 153H198V152H197ZM197 153H196V155H197ZM248 153H249V155H247V156H250V155H253V154H254L253 152H252L253 154H252V153L250 154V152H248V151H247V153H244V154L246 155V154H248ZM42 154H43V153H42ZM47 154L45 155V157L50 156V155L47 156ZM57 154H58V153H57ZM57 154H56V155H57ZM64 154H66V153H64ZM64 154H63V155H64ZM68 154H69V153H68ZM68 154H67V157L69 158V155H70V154H69V155H68ZM107 154H108V153H107ZM107 154L105 155L106 158H110V157H111L110 160L108 159L109 163H108L107 165H105L104 162H106V161H105L106 158H103L104 162L101 161V163H102V164L104 163L103 165L107 167L106 170H109V167H110V166H111V168H112V164H113L112 162H114V161H112V156H109V157H108ZM155 154L157 155V153H155ZM166 154L169 155L168 153H166ZM185 154H186V155H185ZM211 154H212V153H211ZM239 154H240V153H239ZM244 154H242V155L244 156ZM257 154H258V153H257ZM259 154L262 156L261 153H259ZM15 155H16V154H15ZM28 155H29V154H28ZM30 155H31V154H30ZM35 155H36V153H35ZM35 155H34V156H35ZM38 155H40L39 158L42 159V156H43L44 154H43V155L38 154ZM51 155H52V153H51ZM63 155H61V156H63ZM86 155H87V153L85 154V156H86ZM104 155H103V157H105ZM109 155H110V154H109ZM116 155H117V154H116ZM125 155H126V154H125ZM135 155H137V154H134V156H135ZM147 155H148V154H147ZM150 155L147 156V158H144V159H149L150 157H152V158L150 159V160H151L150 163H151V164H154V163H152V162H154V159H155L156 157L153 155V156H154V158H153V156H150ZM207 155H208V154H207ZM236 155H237V156H236ZM260 155H259V156H260ZM1 156H2V155H1ZM53 156H55V155H53ZM61 156L58 157L57 159L62 158ZM81 156H79L78 161H81V160H82V158H81V160H80V157H81ZM88 156H89L90 159L93 160V161H90V159L88 158ZM92 156H93V157H92ZM92 156H90L89 153H88L87 158L89 159V161H90L91 163H92V162H93V163L95 162L94 166H95L96 168L101 169L100 167H102V166H100L99 163H98V162H100V161H99L98 159H97V161H96V160L94 161V158H95L94 154H93ZM97 156H98V155H97ZM100 156H101V155H100ZM118 156L122 157L120 154H118ZM118 156H117V158H118V160H119V157H118ZM132 156H133V155H132ZM143 156H144V155H143ZM189 156H190V154H189ZM189 156H188V157H189ZM215 156H213V159H215V158H214ZM254 156H256L257 159L259 160V158H258L257 155H254ZM20 157L22 158L23 156L20 155ZM56 157H57V156H56ZM64 157H65V155H64ZM64 157H63L62 159H60V160H61V161H65V163H64V162H61V163H62V167H63L64 172L66 171V174L68 173L67 175H69L71 172H72V173L75 172L76 166L79 165V163L81 164V167H82V166H83V167L85 166V165H82V164L84 163V160H82L81 162H78L77 160L75 161V158H74V157H70V159H72V160H73V158H74L73 162H71V160L68 161V158H66V157H65V158H66V160H65ZM91 157H92L93 159H92ZM113 157H114V158H113V160H114V159H115V156H113ZM141 157H142V155H141ZM148 157H149V158H148ZM167 157H168V156H167ZM204 157H205V156H204ZM207 157H210V156H207ZM239 157H242L241 154H240ZM245 157H246V156H245ZM4 158H5V156H4ZM14 158H15V157H14ZM21 158H20V160H21ZM25 158H28V157L25 156ZM51 158H53V157H51ZM54 158H55V157H54ZM117 158H116V159H117ZM131 158H132V157H131ZM210 158H211V157H210ZM243 158H244V157H243ZM243 158H241V159H243ZM263 158H264V156L262 157V159H263ZM2 159H3V157H1V160H2ZM16 159H17V158H16ZM16 159H15V160H16ZM57 159H56V160H57ZM88 159H86V161H85V164H86V166H87L86 169L88 168L87 163L89 164V162H87ZM121 159H123V158H120V160H121ZM133 159H134V158H133ZM152 159H153V161H152ZM202 159H203V158H202ZM211 159H212V158H211ZM211 159H209V160H211ZM238 159H239V158H238ZM246 159H247V160H248V159L251 160L250 157H247ZM246 159H245V160H246ZM252 159H253V156H252ZM255 159H256V158H255ZM262 159L260 158V160H262ZM17 160H18V159H17ZM26 160H27V159H26ZM37 160L39 161V159H37ZM140 160H141V161H140ZM140 160L138 161V163H139V162H143V157H142V159H140ZM168 160H169V159H168ZM171 160H172V159H171ZM204 160L207 161L208 159H204ZM245 160H243V161H245ZM247 160H246L245 162H248ZM253 160H254V159H253ZM260 160L257 161V162L254 161L255 163H254V164H251V165H252V166H251V167H252L251 171H250V168L247 167V170H245V171L247 172V171H248V168H249V171H250L251 173H250L249 171H248V172L250 173V175H249L248 172H247V175H244V176H241V177L236 176V177L239 178V179H238V183H239L238 186H239L242 190H243L244 188L246 189V187L249 186V183H252V182H250V180L252 179L251 176H254V174H256V172H257L259 169L264 168V167H261V166H264V163H261ZM2 161H3V160H2ZM13 161H14V160H13ZM23 161H24V160H23ZM41 161H43V159H42ZM58 161H59V160H58ZM58 161H57V162H58ZM66 161H67V162H66ZM74 161H75V162H78V164L75 165ZM110 161H111V162H110ZM125 161H126V159H125ZM146 161L149 162L148 160H146ZM157 161H158V160H157ZM205 161H204V162H205ZM243 161H241V162H243ZM251 161H252V160H251ZM251 161H249V162H251ZM263 161H264V159H263ZM263 161H262V162H263ZM48 162H49V161H48ZM59 162H60V161H59ZM82 162H83V163H82ZM96 162L98 163L99 167H97L98 165L96 166ZM115 162H116V160H115ZM115 162H114V163H115ZM121 162L124 163L123 160H122ZM126 162H127V161H126ZM130 162H131V161H130ZM147 162L145 163V161H144L143 164H144V163H145L146 165L150 164V163L147 164ZM165 162H166V161H165ZM170 162H171V161H170ZM178 162H176L177 165H178ZM199 162H200V161H199ZM202 162H203V161H202ZM204 162H203V163H204ZM208 162H212V161H208ZM249 162H248V164H249ZM0 163H1V162H0ZM7 163L9 164V162H7ZM14 163H15V162H14ZM22 163H23V162H22ZM36 163H37V162H36ZM55 163H56V162H55ZM70 163H71V164H70ZM91 163L89 164L90 167L93 166V163H92V164H91ZM119 163H120V162L118 161V165H121V164H119ZM128 163H129V161H128ZM156 163H157V162H156ZM156 163L154 164V165H155L154 168L158 165V164H156ZM174 163H175V162H174ZM182 163H183V162H182ZM200 163H201V162H200ZM206 163H207V162H206ZM206 163L202 164L203 166H202V165L200 166V165L198 164V165H199L198 167H204V165L206 166ZM251 163H252V162H251ZM5 164H6V163H5ZM38 164L40 165L41 162H40V163L38 162ZM45 164H46V162H45ZM72 164L75 165V166H74L75 169H74V167H73L72 169H71V168L68 169L69 166L72 167ZM102 164H101V165H102ZM136 164H137V160H136ZM139 164L141 165V163H139ZM145 164H144V166H146ZM151 164H150V165H151ZM190 164H191V163H190ZM192 164H194V163H192ZM242 164H243V165H242ZM12 165H13V163H12ZM12 165H11V166H12ZM16 165H17V164H16ZM48 165H49V163H48ZM54 165H56V164H54ZM108 165H109V167H108ZM113 165H115V164H113ZM128 165H130V164H128ZM131 165H132V164H131ZM131 165H130V168H129V169H130V172H131V170H132L131 168H135V167H134V164L132 165L133 167H132ZM137 165H138V164H137ZM137 165H136V166H137ZM170 165H171V164H170ZM179 165H180V164H179ZM188 165H189V163H188ZM188 165H187V166H188ZM4 166H5V165H4ZM8 166H9V165H8ZM11 166H10V167H11ZM20 166H21V165H20ZM30 166H31V165H30ZM46 166H47V165H46ZM49 166H51V165H49ZM57 166H58V165H57ZM57 166H56V168H53V171L50 170V172H52V173L55 171V173H53L54 176H55L56 174H58V172H56V171H58V170L60 171V170H61V169H58ZM94 166H93V167H94ZM104 166H103V167H104ZM115 166H116V165H115ZM115 166H113V167H115ZM121 166H122V165H121ZM123 166H124V165H123ZM126 166H127V164H126ZM144 166H143V167H144ZM152 166H153V165H151V167H152ZM191 166H192V167H193V166L197 167V166H196V163H195V165H191ZM191 166H188V167H191ZM212 166L214 167V169L212 168ZM233 166H234V167H233ZM1 167H2V165H1ZM1 167H0V168H1ZM6 167H7V166H6ZM13 167H14V166H13ZM16 167H18V166H16ZM22 167H23V166H22ZM27 167H28V166H27ZM38 167H39V166H38ZM41 167H43V166H41ZM51 167H53V166H51ZM51 167H50V168H51ZM54 167H55V166H54ZM59 167H60V165H59ZM77 167H78V168H77V169H78L77 171H79V169H80L81 171L83 170V169H82L83 167L81 168L80 165L77 166ZM93 167H92V168H93ZM127 167H128V166H127ZM127 167H126V168H127ZM140 167H142V166H138V167H136V168H140ZM146 167H148V166H146ZM151 167H150V168H151ZM173 167H174V166H173ZM185 167H186V166H185ZM192 167H191V168H192ZM195 167H194V168H195ZM232 167H233V168H232ZM240 167H242V168H240ZM19 168H20V167H19ZM24 168H25V166H24ZM24 168L19 169V170H22V171H23ZM39 168H40V167H39ZM44 168H45V166H44ZM44 168H43V169H44ZM47 168H48V167H47ZM60 168H61V167H60ZM92 168H88V169H87V170L90 171L89 174H91L93 171H94V174H95V172H96L95 169H96V168H95V169L93 168L94 170H93ZM104 168H105V167H104ZM104 168H102V174H100V175H104V173L106 174V176H107V174L109 175V174H110V173H109L110 171L108 172V171H106V170H103ZM136 168L132 170V172H131L132 174H133V171H136ZM167 168H168V167H167ZM205 168H206V167H205ZM205 168H204V169H205ZM209 168L213 169L214 171H211V170L209 171ZM218 168H219V169H218ZM234 168H235V169H234ZM244 168H243V169H244ZM15 169H16V168H15ZM56 169H57V170H56ZM73 169H74V170H73ZM84 169H85V168H84ZM121 169H122V168H121ZM129 169H128V170H129ZM143 169H146V168H143ZM143 169L140 168L141 171L138 170V172L140 171L139 175H144V174H142L141 172H144V171L146 172V171H147V172L145 173L146 176L144 175V177H143V176H140V177L145 178L144 181L146 180L147 177H148V179H150L151 176H148V175H147V173L149 174V171L147 170V169H149V167H148L146 170H144V171H143ZM152 169H153V167L150 169V173H152V176H153V172H151V171H154V170H152ZM187 169H188V168L186 167V170H187ZM196 169H197V168H196ZM196 169H195V170H196ZM199 169H201V168H199ZM233 169H234V170H233ZM238 169H237V170H238ZM0 170H1V171H0V198H1V199L3 198V200H4V197H8V196L11 197V199L15 198V199L19 200V199H20V195H22V194L25 195V194H24L25 192H23V191L26 190V189H25V190H22V194H20L21 192H20L19 188L21 189V187H26V186L30 185L31 182H32L33 180H34V181H37V179H38L37 177H38V174H39V173H38L37 175L35 174V175H36V176H35L36 178H35V177H34V174H33L32 176H30V174L33 173V172H31V173L29 172L30 174H29V173H26V174H29V176L27 175L26 177H24L25 175H24V176L22 175L24 178H18V179H17V177H14V175H11V174L8 175V174H6L5 172H7V171H5V169L3 170V169L1 168ZM10 170H11V169H10ZM32 170H33V169H32ZM41 170H42V169H41ZM46 170H47V169H46ZM67 170H70V173H69ZM87 170H86V171H87ZM91 170H92V172H91ZM97 170H98V169H97ZM110 170H111V169H110ZM113 170H114V168H113ZM116 170H119V169L117 168ZM157 170H158V169H157ZM157 170H156L155 172H157ZM169 170H170V169H169ZM189 170H190V169H189ZM195 170H194V171H195ZM197 170H198V169H197ZM197 170H196V171H197ZM205 170H207V168H206ZM205 170H202V171L200 170V171H201L200 173H201V174H205V172H206ZM237 170H235L234 172H236ZM12 171H13V170H12ZM14 171H15V170H14ZM14 171H13V173L17 174V173L14 172ZM28 171H29V170H28ZM38 171L40 172L39 169H38ZM38 171H37V172H38ZM44 171H45V170H44ZM47 171H48V170H47ZM77 171H76V172H77ZM81 171H80V172H81ZM84 171H85V170H84ZM84 171H82V172H84ZM86 171H85V172H86ZM119 171H120V170H119ZM124 171H125V170H124ZM159 171H160V170H159ZM191 171H192V169H191ZM194 171H192V172H194ZM203 171H205V172L202 173ZM225 171H226V173H227L226 175H224V174H225ZM242 171L244 172V170H242ZM259 171H260V170H259ZM262 171H263V170H262ZM19 172H20V171H18V173H19ZM50 172H49V171L47 172V175H48V176H46V175L44 174V176H46L47 179H48V177L51 178V177H50V176H51V175H50V174H51ZM60 172L62 173L63 171H60ZM64 172H63V173H64ZM184 172H185V171H184ZM237 172L239 173V171H237ZM20 173H21V172H20ZM35 173H36V171H35ZM45 173H46V172H45ZM77 173L79 174V172H77ZM114 173H115V174H114L115 176L113 175V176H111V178L113 177L114 179H116L115 177H118V178L120 179V177H121L120 174H119L118 172H116V171H114ZM117 173L119 174L120 177L118 176ZM120 173H121V175H123L121 171H120ZM170 173H171V172H170ZM200 173H199V171H198V174H199V175H200ZM257 173H259V172H257ZM53 174H52V175H53ZM73 174H74V173H73ZM81 174H82V176H83L84 173H81ZM94 174H92L91 177H93ZM96 174H97V173H96ZM96 174H95V176H96ZM134 174H135V172H134ZM137 174H138V173H136L135 175H137ZM156 174H157V173H156ZM167 174H168V173H167ZM187 174H188V173H187ZM190 174H191V172H190ZM190 174H189V175H190ZM216 174H217V173H216ZM232 174H233V175H232ZM245 174H246V173H245ZM260 174H261V173H260ZM260 174H259V175H260ZM17 175H18V174H17ZM42 175H43V173L41 172L39 176L42 177ZM49 175H50V176H49ZM62 175H63V174H62ZM71 175H72V174H71ZM74 175H75V174H74ZM76 175H77V174H76ZM87 175H88V171H87V174L84 175V176H86L87 178L84 177V179H85V178H86V179H89V178H90V177H89L90 175H89V176H87ZM116 175H117V176H116ZM124 175H125V174H124ZM124 175H123V176H124ZM135 175H134V178H135ZM149 175H150V174H149ZM154 175H155V174H154ZM171 175H172V174H171ZM173 175H174V174H173ZM189 175H188V176H189ZM194 175H195V174H194ZM236 175H237V173H236ZM238 175H240V174H238ZM44 176H43L42 178H43L44 181H45V178H46V177L44 178ZM56 176H57V175H56ZM56 176H55L54 178H56ZM63 176H64V175H63ZM65 176H66V175H65ZM95 176H94V177H95ZM104 176H105V175H104ZM104 176H103V177H104ZM106 176H105V177H106ZM123 176L121 177L122 180H124V179H128V177H127V178H126V177L123 178ZM132 176H133V175H132ZM137 176H138V175H137ZM137 176H136V179H130V180H126V181H128V182H130L131 180H134V181L136 180V181H137V179L139 180V178H138L139 176H138V177H137ZM155 176H156V175H155ZM155 176H154V177H155ZM157 176H158V174H157ZM157 176H156V177H157ZM167 176H168V175H167ZM180 176H181V175H180ZM196 176L199 177V176L197 175V173H196ZM200 176H202V175H200ZM205 176L207 177V174H205ZM215 176H217V175H215ZM232 176H233V177H232ZM255 176H257V175H255ZM18 177H19V175H18ZM40 177H39V178H40ZM52 177H53V176H52ZM60 177H61V176H60ZM66 177H67V176H66ZM73 177H75V176H73ZM94 177H93V178H94ZM105 177H104V178H105ZM108 177H109V176H108ZM108 177H106V178H108ZM170 177H171V176H170ZM192 177H193V176H192ZM194 177H195V176H194ZM257 177H258V176H257ZM260 177H261V175H260ZM262 177H263V176H262ZM262 177H261V178H262ZM33 178H34V179H33ZM58 178H59V176H58ZM70 178H71V177H69V179H70ZM76 178H77V177H76ZM76 178H75V179H76ZM82 178H83V177H82ZM100 178H101V177H99V178H97V179H100ZM106 178H105V179H106ZM111 178H110V179H111ZM113 178H112V179H113ZM130 178H131V177H130ZM143 178H140V179H141V180H140L141 183L143 182V181H142ZM152 178H153V177H152ZM152 178H151V180H153ZM157 178H158V177H157ZM168 178H169V177H168ZM179 178H180V177H179ZM195 178H196V177H195ZM195 178H192V179L194 180ZM202 178H203V176H202ZM202 178H201V179H200V177H199V179L196 178V181H197V180L204 181V180H202ZM208 178H209V177H208ZM216 178H217V177H216ZM218 178H219V179H218ZM218 178H217V179L220 180V178H221L220 174H219V177H218ZM250 178H251V179H250ZM253 178H254V177H253ZM35 179H36V180H35ZM40 179H41V178H40ZM52 179H53V178H52ZM61 179H62V178H61ZM90 179H91V178H90ZM90 179H89V180H90ZM95 179H96V178L92 179V180H94V183L96 182ZM105 179H104V180H105ZM148 179H147V180H148ZM166 179H167V178H166ZM170 179H171V178H169V180H170ZM172 179H174V178L172 177ZM172 179H171V181H172ZM177 179H178V178H177ZM203 179H204V178H203ZM221 179L224 180V177L221 178ZM225 179H226V178H225ZM229 179H230V178H229ZM229 179H228V181H229ZM234 179H235V178H234ZM254 179H255V178H254ZM259 179H260V178H259ZM70 180L74 181L72 178H71ZM104 180H103V178H102V181H104ZM107 180H108V179H107ZM116 180H117V179H116ZM116 180H114V181L116 182ZM151 180H150V181H151ZM169 180H168V181H169ZM174 180H176V178H175ZM174 180H173V181H174ZM205 180H207V179H205ZM208 180H209V179H208ZM231 180H232V179H231ZM252 180H253V179H252ZM261 180H262V179H261ZM261 180H260V182H261ZM40 181H41V180H40ZM46 181H47V180H46ZM53 181H54V180H53ZM64 181H65V179H64ZM66 181L69 182L68 179H67ZM80 181H81V180H80ZM80 181H79V183H80ZM84 181H85V180H84ZM84 181H83V182H84ZM109 181H111V180H109ZM114 181H112V182L114 183ZM140 181H137V182L139 183ZM154 181H156V179H154ZM171 181H170V183H171ZM173 181H172V182H173ZM181 181H182V180H181ZM191 181H192V180H191ZM200 181H199V182H200ZM211 181H212V180H211ZM236 181H237V178H236ZM50 182H52V180H50ZM57 182H59V181H57ZM81 182H82V181H81ZM90 182H91V180H90ZM120 182H121V184L124 183V181H120ZM120 182L118 183V186H116V187L119 188V189L122 187L121 184H120ZM122 182H123V183H122ZM128 182H126V183H128ZM146 182H149V181H145V183H146ZM152 182H153V181H152ZM152 182L148 183L150 186H153V185H154L152 188L149 187V185H147V183H146V184L143 183V186H144V185H147V186L149 187V188H145V189H147V190L149 189V190H150V188H151V189L154 190V188H157V187H158V186H156V185H158V183H157L158 181H156L157 184H156V183L153 184ZM199 182H197V185H198ZM225 182H227V181L224 180V183H225ZM229 182H230V181H229ZM234 182H235V180H232V183H234ZM256 182H259V181L256 180ZM263 182H264V181H263ZM32 183H33V182H32ZM37 183H38L39 185L41 184V182H40V183L37 182ZM42 183H43V182H42ZM53 183H54V182H52V184H53ZM61 183H62V180H61ZM72 183H73L74 185H76V184L78 183V181H75L76 184H75L74 182H72ZM101 183L103 184V182H101ZM109 183H110V182H109ZM126 183H124L123 185H127ZM138 183H135V184H134V182H133V184L135 185V187L133 186V184H132V187L135 188V189H137V188H136V184H137V187H138V186H139ZM173 183L176 184L175 182H173ZM180 183H181V182H180ZM191 183H192V185H193V184L196 185L195 180H194V183H193V182H191ZM201 183H202V182H201ZM201 183H199V184H201ZM209 183H210V182H209ZM213 183H214V182H213ZM216 183L218 184L217 180H216V182H215V185H217ZM222 183H223V182H222ZM230 183H231V182H230ZM52 184H51V185H52ZM55 184H56V182H55ZM65 184H66V182H65ZM84 184H85V183H84ZM91 184L93 185V181H92ZM96 184H97V183H95V186L98 185V184H97V185H96ZM110 184H112V183H110ZM119 184H120V185H119ZM182 184H184V182L181 183V186L183 187ZM188 184H189V183L187 182V185H188ZM211 184H212V183H211ZM225 184H226V183H225ZM234 184H235V183H234ZM254 184H255V183H254ZM254 184H252V187H253ZM258 184H259V183H258ZM39 185H38V186H39ZM45 185H46V184H45ZM57 185H58V184H57ZM69 185H72V184L69 183L68 186H69ZM77 185H78V184H77ZM79 185L81 186V184H79ZM99 185H100V182H99ZM103 185H104V184H103ZM103 185H102V186H103ZM105 185H106V186H104L105 188H103V189L107 191V188H106V187H108L109 185H107L106 183H105ZM114 185H116V184H114ZM114 185H112V186H114ZM128 185H129V187L131 188V186H130L129 183H128ZM140 185H141V184H140ZM167 185H168V184H167ZM171 185H172V184H171ZM185 185H186V184H185ZM185 185H184V186H185ZM195 185H194V186H195ZM197 185H196V186H197ZM204 185H206V184H204ZM209 185H210V184H209ZM209 185H208V188L210 187ZM215 185H214V186H215ZM220 185H221V184H220ZM226 185H227V184H226ZM230 185H231V184L227 185L228 188H229ZM232 185H233V184H232ZM40 186H41V185H40ZM42 186H44V185H42ZM42 186H41V187H42ZM46 186H47V185H46ZM48 186H49V185H48ZM60 186H61V185H60ZM60 186H59V187H60ZM95 186H92V187H93V188H96ZM112 186L110 187V190H112V191L117 190V189L115 188V186H114L115 189H113ZM143 186L140 187V188L143 189ZM155 186H156V187H155ZM173 186H174V185H173ZM177 186H178V184H177ZM201 186H203V183H202ZM212 186H213V185H211V187H212ZM214 186H213V187H214ZM221 186H222V185H221ZM227 186H226V187H227ZM236 186H237V185H236ZM49 187H51V186H49ZM57 187H58V186H57ZM57 187H56V188H57ZM64 187L66 188V186H64ZM84 187H85V186H84ZM88 187H89V186H88ZM92 187H91V188H92ZM126 187H127V186H126ZM170 187H171V186H170ZM197 187H198V186H197ZM216 187H217V186H216ZM216 187H215V189H216ZM223 187H224V186H223ZM232 187H234V185H233ZM239 187H237V188H239ZM255 187H256V186H255ZM260 187H261V186H260ZM26 188H27V187H26ZM28 188H29V187H28ZM32 188H33V186H32ZM39 188H40V187H39ZM46 188H47V187H46ZM67 188H68V187H67ZM73 188H74V187H73ZM93 188H92L91 191H93V192L95 191V193H98V192H96V191H98V188L95 189V190H94ZM111 188H112V189H111ZM122 188H125V186H123ZM122 188H121V189H122ZM168 188H169V187H168ZM172 188H173V187H172ZM180 188H181V187H180ZM185 188L187 189L188 187L185 186ZM194 188H196V187H194ZM201 188H202V187H201ZM201 188H200V185H199V189H201ZM256 188H258V186H257ZM47 189H48V188H47ZM54 189H55V187H54ZM54 189H53V187H52V191H53ZM78 189H79V188H78ZM100 189H101V188H100ZM126 189L128 190V188H126ZM157 189H158V188H157ZM199 189H198V191H199ZM202 189L204 190V188H202ZM202 189H201V190H202ZM220 189H221V188H220ZM222 189H224V188H222ZM222 189H221V190H222ZM230 189H231V187H230ZM230 189H229V190H230ZM247 189H248V191H249L251 188H250V189L247 188ZM247 189H246V190H247ZM34 190H35V189H34ZM41 190H42V189H41ZM43 190H44V188H43ZM56 190H58V189H56ZM63 190H64V189H63ZM63 190H62L61 192H63ZM72 190H74V189H72ZM82 190H84V189L82 188ZM108 190H109V189H108ZM123 190H124V189H122V192H123ZM138 190H139V189H138ZM138 190H136V191H138ZM147 190H146V192H149V191H147ZM153 190H150V192H153ZM155 190H156V189H155ZM155 190H154V191H155ZM168 190H169V189H168ZM189 190H190V187H189V189H188L187 191L189 192ZM194 190H195V189H194ZM194 190H193V191H194ZM206 190H207V189H206ZM208 190H210V189H208ZM224 190H225V189H224ZM232 190H235V189H232ZM260 190H261V189H260ZM39 191H40V190H39ZM50 191H51V190H50ZM52 191H51V192H52ZM76 191H77V190H76ZM85 191H86V190H85ZM91 191L88 190L87 192L91 193ZM140 191H141V190H140ZM142 191H143V190H142ZM156 191H157V190H156ZM176 191H177V190H176ZM244 191H245V190H244ZM254 191H255V189H254ZM257 191H258V190H257ZM257 191H256V192H257ZM42 192H46V190H45V191H42ZM51 192H50V193H51ZM53 192H54V191H53ZM57 192H58V191H57ZM59 192H60V191H59ZM69 192H71V190H69ZM73 192H74V191H73ZM78 192H80V190H79ZM93 192H92L91 194L94 195L95 193H93ZM108 192H109V191H108ZM108 192H106V193H108ZM131 192H132V191H131ZM138 192H139V191H138ZM178 192H179V189H178ZM196 192H197V189H196ZM210 192H211V191H210ZM216 192H218V190H217ZM230 192H231V191H230ZM241 192H243V191H241ZM250 192H251V191H250ZM76 193H77V192H76ZM89 193H88V194H89ZM100 193H102L103 195L106 194V193H103L102 190H101ZM112 193H113V192H112ZM127 193H128V191H127ZM134 193H136V192H134ZM171 193H172V192H171ZM202 193H203L202 195H204V192H202ZM228 193H229V192H227L226 195H228ZM232 193H233V192H232ZM232 193H231V194H232ZM238 193H240V192H238ZM252 193H253V192H252ZM42 194H43V193H42ZM48 194H49V193H48ZM52 194H53V193H52ZM57 194H58V193H57ZM57 194H56V195H57ZM65 194H66V193H65ZM69 194H70V193H69ZM84 194H85V193H84ZM102 194H101V195H102ZM123 194H124V193H123ZM139 194H140V193H139ZM153 194H154V193H153ZM172 194H173V193H172ZM175 194H176V193H175ZM182 194H183V193H182ZM188 194H189V193H188ZM211 194H212V193H211ZM213 194H214V193H213ZM217 194H218V193H217ZM223 194H225V192H224ZM229 194H230V193H229ZM244 194H245V192H244ZM53 195H54V194H53ZM75 195H76V194H75ZM99 195H100V194H99ZM109 195H110V194H109ZM132 195H133V193H132ZM140 195H141V194H140ZM148 195H149V194H148ZM179 195H180V194H179ZM198 195H199V194H198ZM202 195H201V196H202ZM251 195H252V194H251ZM27 196H28V195H27ZM41 196H42V195H41ZM44 196H45V195H44ZM69 196H70V195H69ZM72 196H74V195H72ZM82 196H84V195H82ZM87 196H88V195H87ZM107 196H108V195H107ZM114 196H115V195H114ZM136 196H137V195H136ZM142 196H143V195H142ZM177 196H178V195H177ZM196 196H197V195H196ZM210 196H211V195H210ZM12 197H13V198H12ZM65 197H66V196H65ZM94 197H95V196H94ZM104 197H105V195H104ZM130 197H131V196H130ZM150 197H151V196H150ZM175 197H176V196H175ZM178 197H179V196H178ZM181 197H182V196H180V198H181ZM215 197H216V196H215ZM253 197H254V196H253ZM38 198H39V197H38ZM46 198H47V197H46ZM96 198H99V197L96 196ZM102 198H103V196H102ZM133 198H134V197H133ZM139 198H140V197H139ZM144 198H146V197H144ZM209 198H210V197H209ZM247 198H248V197H247ZM5 199H6V198H5ZM15 199H14V200H15ZM21 199H22V198H21ZM77 199H78V198H77ZM90 199H91V198H90ZM184 199H185V198H184ZM186 199H187V198H186ZM212 199H213V198H212ZM214 199H215V198H214ZM240 199H241V198H240ZM17 200H16V201H17ZM30 200H31V199H30ZM46 200H47V199H46ZM64 200H65V199H64ZM113 200H114V199H113ZM115 200H116V199H115ZM118 200H119V199H118ZM118 200H117V201H118ZM146 200H147V198H146ZM152 200H153V199H152ZM155 200H156V199H155ZM215 200H216V199H215ZM237 200H238V199H237ZM4 201H5V200H4ZM65 201H66V200H65ZM85 201H86V200H85ZM123 201H124V200H123ZM142 201H144V200H142ZM156 201H157V200H156ZM176 201H177V200H175V202H176ZM181 201H182V200H181ZM187 201H188V200H187ZM189 201H190V200H189ZM200 201H201V200H200ZM206 201H207V200H206ZM208 201H209V200H208ZM12 202H13V200H12ZM14 202H15V201H14ZM17 202H18V201H17ZM21 202H22V200H21ZM24 202H25V201H24ZM32 202H33V201H32ZM90 202H91V201H90ZM151 202H152V201H151ZM153 202H154V201H153ZM26 203H27V202H26ZM122 203H123V202H122ZM143 203H145V202H143ZM203 203H204V202H203ZM207 203H208V202H207ZM249 203H250V202H249ZM1 204H2V203H1ZM16 204H17V203H16ZM22 204H23V203H22ZM92 204H93V203H92ZM127 204H128V202H127ZM133 204H134V203H133ZM173 204H174V203H173ZM210 204H211V203H210ZM217 204H218V203H217ZM221 204H222V203H221ZM224 204H225V203H224ZM236 204H237V203H236ZM54 205H55V204H54ZM81 205H82V204H81ZM110 205H111V204H110ZM120 205H121V204H120ZM131 205H132V203H131ZM131 205H130V206H131ZM136 205H137V204H136ZM143 205H144V204H143ZM154 205H155V204H154ZM178 205H179V201H178ZM182 205H183V204H182ZM238 205H239V204H238ZM24 206H25V205H24ZM57 206H58V205H57ZM108 206H109V205H108ZM118 206H119V205H118ZM147 206H148V205H147ZM176 206H177V205H176ZM185 206H186V205H185ZM92 207H93V205H92ZM167 207H168V206H167ZM172 207H173V206H172ZM192 207H193V206H192ZM256 207H257V206H256ZM18 208H19V207H18ZM34 208H35V207H34ZM149 208H150V207H149ZM188 208H189V207H188ZM195 208H196V207H195ZM215 208H216V207H215ZM235 208H236V207H235ZM240 208H241V207H240ZM89 209H90V208H89ZM121 209H122V208H121ZM143 209H144V207H143ZM146 209H147V207H146ZM153 209H154V208H153ZM172 209H173V208H172ZM172 209H171V210H172ZM178 209H179V208H178ZM30 210H31V209H30ZM38 210H39V209H38ZM59 210H60V209H59ZM61 210H62V209H61ZM96 210H97V209H96ZM125 210H126V208H125ZM167 210H168V209H167ZM176 210H177V209H176ZM179 210H180V209H179ZM226 210H227V209H226ZM69 211H70V210H69ZM216 211H217V210H216ZM223 211H225V210H223ZM240 211H241V210H240ZM251 211H252V210H251ZM261 211H262V210H261ZM106 212H107V211H106ZM139 212H140V211H139ZM151 212H152V211H151ZM209 212H210V211H209ZM252 212H253V211H252ZM120 213H121V212H120ZM142 213H144V212L142 211ZM170 213H171V212H170ZM173 213H174V212H173ZM173 213H172V214H173ZM220 213H221V212H220ZM40 214H41V213H40ZM47 214H48V213H47ZM104 214H105V213H104ZM116 214H117V213H116ZM139 214H140V213H139ZM172 214H171V215H172ZM189 214H190V213H189ZM256 214H257V213H256ZM260 214H261V213H260ZM1 215H2V214H1ZM109 215H110V214H109ZM118 215H119V214H118ZM125 215H126V214H125ZM224 215H225V214H224ZM232 215H233V213H232ZM234 215H235V214H234ZM21 216H22V215H21ZM30 216H31V215H30ZM119 216H120V215H119ZM140 216H141V215H140ZM172 216H173V215H172ZM230 216H231V215H230ZM11 217H12V216H11ZM52 217H53V216H52ZM73 217H74V216H73ZM126 217H127V216H126ZM126 217H124V218H126ZM191 217H193V216H191ZM195 217H196V216H195ZM257 217H258V216H257ZM261 217H262V216H261ZM80 218H81V217H80ZM132 218H133V217H132ZM224 218H225V217H224ZM248 218H249V217H248ZM23 219H24V218H23ZM36 219H37V218H36ZM127 219H128V218H127ZM170 219L172 220V218H170ZM195 219H196V218H195ZM246 219H247V218H246ZM55 220H56V219H55ZM102 220H103V219H102ZM191 220H192V219H191ZM251 220H252V218H251ZM9 221H10V220H9ZM9 221H8V222H9ZM35 221H36V220H35ZM174 221H175V220H174ZM183 221H184V220H183ZM198 221H199V220H198ZM244 221H245V220H244ZM247 221H248V220H247ZM247 221H246V222H247ZM260 221H261V220H260ZM56 222H57V221H56ZM246 222H245V223H246ZM262 222H264V221H262ZM90 223H91V222H90ZM110 223H111V222H110ZM187 223H189V222H187ZM214 223H215V222H214ZM217 223H218V222H217ZM222 223H223V222H222ZM242 223H243V222H242ZM3 224H4V223H3ZM206 224H207V223H206ZM64 225H65V224H64ZM255 225H256V224H255ZM261 225H262V224H261ZM110 226H112V225H110ZM169 226H171V225H169ZM180 226H181V225H180ZM209 226H210V225H209ZM20 227H21V226H20ZM6 228H7V227H6ZM173 228H174V227H173ZM110 229H111V228H110ZM170 229H171V228H170ZM183 229H184V228H183ZM99 230H100V229H99ZM108 230H109V229H108ZM173 230H174V229H173ZM175 230H176V229H175ZM190 230H191V229H190ZM261 230H262V229H261ZM12 231H13V230H12ZM23 231H25V230H23ZM72 231H73V230H72ZM171 231H172V230H171ZM177 231H178V230H177ZM59 232H60V230H59ZM85 232H86V231H85ZM85 232H84V233H85ZM104 232H105V231H104ZM153 232H154V231H153ZM169 232H170V231H169ZM224 232H225V231H224ZM226 232H227V231H226ZM226 232H225V233H226ZM72 233H73V232H72ZM82 233H83V232H82ZM82 233H81V234H82ZM89 233H90V232H89ZM89 233L87 232V234H89ZM93 233H94V232H93ZM105 233H106V232H105ZM110 233H111V232H110ZM126 233H127V232H126ZM142 233H143V232H142ZM179 233H180V232H179ZM185 233H186V232H185ZM218 233H219V232H218ZM106 234H107V233H106ZM200 234H201V233H200ZM207 234H208V233H207ZM210 234H211V232H210ZM215 234H216V233H215ZM261 234H262V233H261ZM85 235H86V234H85ZM89 235H90V234H89ZM128 235H129V234H128ZM154 235H155V234H154ZM157 235H158V233H157ZM170 235H171V234H170ZM186 235H187V234H186ZM205 235H206V233H205ZM216 235H217V234H216ZM220 235H221V234H220ZM19 236H20V235H19ZM130 236H131V235H130ZM158 236H159V235H158ZM191 236H192V235H191ZM45 237H46V236H45ZM84 237H85V236H84ZM106 237H107V236H106ZM108 237H109V236H108ZM111 237H112V236H111ZM127 237H128V236H127ZM127 237H126V238H127ZM150 237H151V236H150ZM154 237H155V236H154ZM171 237H172V236H171ZM204 237L207 238L208 236L206 235V236H204ZM210 237H211V235H210ZM217 237H218V236H217ZM99 238H100V237H99ZM130 238H131V237H130ZM136 238H137V237H136ZM167 238H168V237H167ZM169 238H170V237H169ZM184 238H185V237H184ZM197 238H198V236H197ZM212 238H213V234H212ZM128 239H129V238H128ZM172 239H173V238H172ZM179 239H180V238H179ZM179 239H178V240H179ZM181 239H182V238H181ZM187 239H188V238H187ZM216 239H217V238H216ZM261 239H262V238H261ZM113 240H114V239H113ZM139 240H140V239H139ZM169 240H170V239H169ZM188 240H189V239H188ZM197 240H198V239H197ZM211 240H212V239H211ZM258 240H259V238H258ZM172 241H173V240H172ZM192 241H193V240H192ZM208 241H209V240H208ZM111 242H112V241H111ZM121 242H122V241H121ZM123 242H124V241H123ZM156 242H157V241H156ZM181 242H182V241H181ZM256 242H257V241H256ZM103 243H104V242H103ZM106 243H107V242H106ZM138 243H139V242H138ZM157 243H158V242H157ZM159 243H160V242H159ZM104 244H105V243H104ZM150 244H151V243H150ZM155 244H156V243H155ZM173 244H174V243H173ZM25 245H26V244H25ZM85 245H86V244H85ZM102 245H103V244H102ZM111 245H112V244H111ZM237 245H238V244H237ZM21 246H22V245H21ZM76 246H77V245H76ZM98 246H99V245H98ZM120 246H121V245H120ZM168 246H169V245H168ZM173 246H174V245H173ZM11 247H12V246H11ZM37 247H38V249H39V246H38V245H37ZM143 247H144V246H143ZM170 247H171V246H170ZM55 248H56V247H55ZM134 248H135V247H134ZM145 248H147V247H145ZM183 248H184V247H183ZM97 249H98V248H97ZM140 249H141V248H140ZM154 249H155V248H154ZM29 250H30V249H29ZM47 250H48V249H47ZM50 250H52V249H50V247H49V250H48V251L50 252ZM107 250H109V249H107ZM130 250H131V249H130ZM177 250H178V249H177ZM188 250H189V249H188ZM35 251H37V250H35ZM125 251H126V250H125ZM142 251H143V250H142ZM227 251H228V250H227ZM230 251H231V250H230ZM38 252H39V250H38ZM91 252H92V251H91ZM101 252H103V251L101 250ZM105 252H106V251H105ZM105 252H104V254H105ZM143 252H144V251H143ZM1 253H2V252H1ZM106 253H107V252H106ZM141 253H142V252H141ZM20 254H21V253H20ZM46 254H47V252H46ZM95 254H96V253H95ZM104 254H103V255H104ZM202 254H203V253H202ZM101 255H102V254H101ZM101 255H100V256L98 255V256L101 257ZM120 255H121V254H120ZM122 255H123V254H122ZM185 255H187L186 252H185ZM94 256H95V255H94ZM104 256H105V255H104ZM104 256H102V258H104ZM110 256H111V255H110ZM125 256H126V255H125ZM169 256H170V255H169ZM213 256H214V255H213ZM127 257H128V256H127ZM143 257H144V256H143ZM203 257H204V256H203ZM228 257H229V256H228ZM263 257H264V256H263ZM95 258H96V256H95ZM8 259H9V258H8ZM96 259H98V258H96ZM96 259H94V260H96ZM100 259H101V258H100ZM106 259H107V258H106ZM171 259H172V258H171ZM210 259H211V258H210ZM19 260H20V259H19ZM184 260H185V259H184ZM190 260H191V259H190ZM21 261H22V260H21ZM156 261H157V260H156ZM159 261H160V260H159ZM208 261H209V260H208ZM220 261H221V260H220ZM6 262H7V261H6ZM97 262H98V261H97ZM100 262H102V261H100ZM169 262H170V261H169ZM215 262H217V261H215ZM258 262H259V261H258ZM84 263H85V262H84ZM95 263H96V261H95ZM149 263H150V262H149ZM161 263H162V261H161ZM175 263H176V262H175ZM187 263H188V262H187ZM259 263H260V262H259ZM96 264H97V263H96ZM154 264H155V263H154ZM170 264H171V263H170ZM178 264H182V263H178ZM226 264H227V263H226Z\"/></svg>",
  "mask_w": 264,
  "mask_h": 264
}]
</instances>
